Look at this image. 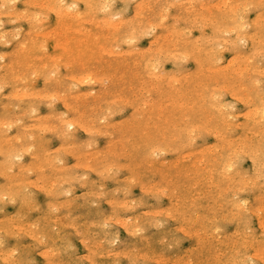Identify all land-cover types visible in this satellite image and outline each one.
I'll list each match as a JSON object with an SVG mask.
<instances>
[{
  "label": "rangeland",
  "instance_id": "1",
  "mask_svg": "<svg viewBox=\"0 0 264 264\" xmlns=\"http://www.w3.org/2000/svg\"><path fill=\"white\" fill-rule=\"evenodd\" d=\"M14 1H15V4H14ZM25 1V0H24ZM27 1H29L28 3H26ZM32 1L34 2V3H32ZM37 1V0H36ZM36 1L35 0H26V2H24L23 3V0H12V1H10V0H8L7 2H5V0H0V2H1V5H0V20H1V22H3V20H4V24L3 23H1L0 22V34H2V35H0L1 37H0V55L2 54V55H4L3 57H1L0 56V60L2 59V61H0V83L2 82H4V85L3 86H1L2 85V83L0 84V97H1V101H0V118L2 119V120H0V121H3V122H0V124H1V126H0V129H1V131H0V139H3V140H5L6 138V136L7 135H10L9 136V138L7 137V140L9 139V143H6V140L4 141L5 142V144L3 143L2 144V142H3V140H1L2 142H0V144L1 145H3L2 147L4 148V147H6V148H4V150L6 151H1V152H3V153H1L0 154V160H2V158H3V160L5 161V167L6 168H2L1 170H7V167L9 166H7V164L9 163V161H10V163H11V161H14L15 163H16V161L18 160V159H20L19 158V156L21 155V153H23V155H21L20 157H22L20 160L21 161H17V163L18 164H15V165H12V164H14V162H12V164L10 165L11 167H12V169H10L11 167H8V172L6 171V173L8 174V175H10V174H12V172L15 174V173H20L21 172V170L23 171V170H26V167H27V165H31V166H34V167H32L33 168V171H32V169H31V167H30V165H29V167H27V169L29 168V169H31V171L29 170V172H28V170H26V171H23V172H21V174H20V176H18V174H12L14 177H12V175H10V177L4 172V173H1V172H3V171H1L0 173L2 174V175H0V193H2L1 195H6L5 194V192H7V191H9L10 189V196H8L9 194V192H7V194L8 195H6V196H1V198L3 197L4 199H1L0 198V210H1V212H0V219H2L3 217H9V218H12V219H9L8 220V218H3L2 220H0V228H1V230H0V246H1V244L4 242V244H2V246L0 247V252L2 251L3 253H4V255H3V253H0V264H23V263H25V264H35V263H37V264H49V263H52V264H79L80 262V264H82V262L84 263V264H110V262H112L111 264H143V263H140V262H144L145 264H213L214 262H216V264H218L219 262H221L222 264H232L233 263V261H235L233 264H241V262H243L242 264H244V263H246V264H250L251 262H253V263H251V264H264V231H262L264 228H263V226H264V211L262 210V207H263V209H264V176L262 175V173L264 174V172H263V170L264 169H262V167L264 166V165H262V163H263V161H264V159H262V158H264V157H262V155L264 156V149H260L259 147H261L262 145V142L260 141L261 139H263V138H261V136H259L260 134L263 136V132L262 133H260L262 130L264 131V127H262V125L263 124H261V123H263L264 122V106H263V109H262V107L260 106V105H263L264 104V91H262V90H264L263 88H264V80H263V77H264V64H263V66H261L262 64L261 63H264V55L262 54V53H264V38H263V36L261 35V36H259L258 37V33L260 34L261 32H259V30L260 31H262L263 32V34H264V29L262 28V26H264V23H262V22H264L263 21V17H262V15H264L263 13H264V0H263V2H260L261 3V7L259 6V9H258V7H256V3L255 2H259V0H226L227 2V4H225V1L224 0H199V2H197L196 3V1L197 0H193V3H192V0H185V2H183V0H182V2H181V0H157L156 2H155V0H105V2H107L108 1V3H110V4H108V3H105L104 2V0H103V2H102V0H43V1H41V3H40V5L38 4V3H36ZM40 1H37V2H40ZM61 1V2H60ZM112 1V2H111ZM133 1V2H132ZM145 2L146 1V3H147V1H148V3H150V5H152V7L150 6V5H148V3L146 4L145 3V5H144V3H138V2ZM169 2L168 3V7H167V4H166V2ZM176 1H179V2H176ZM214 3H213V2ZM218 1V2H217ZM246 1V2H245ZM249 1H253V2H248ZM262 1V0H261ZM11 2V3H10ZM19 2V3H18ZM44 2H46V3H44ZM83 4H82V3ZM136 2V3H135ZM154 2H155V4H154ZM171 2H173V3H175V5L172 3L171 4ZM181 2V3H180ZM189 2H191V3H189ZM206 2H208V4H206ZM222 2H223V5H224V7H223V5H222ZM231 4H230V3ZM3 3H5V4H3ZM9 3V4H8ZM48 3V4H47ZM71 3H75V4H71ZM99 5H98V4ZM102 3H104V5H105V7H104V5H102ZM126 3V4H125ZM128 3V4H127ZM158 3V4H157ZM180 3V4H179ZM213 3V4H212ZM217 3V5H215ZM221 5H220V4ZM238 3V4H237ZM241 3V4H240ZM243 3V4H242ZM253 3H255V4H253ZM4 6H3V5ZM25 4V5H24ZM35 4V5H34ZM38 4V5H37ZM41 4H42V6H41ZM46 6H45V5ZM80 4V5H79ZM87 4V5H86ZM165 4V5H164ZM179 4V5H178ZM183 4V6H180V5H182ZM185 4V5H184ZM191 4V5H190ZM193 4V5H192ZM207 6L208 5V7H206L205 5ZM211 4V5H210ZM247 4V5H246ZM249 4H253L255 7H256V9H251V8H249L250 6H249ZM33 5V6H32ZM68 5V7H66ZM70 5V6H69ZM84 5V6H83ZM123 5V6H122ZM138 5H144L145 7H143V6H141V7H143V8H141V11L139 12L138 10H139V8L138 7H140V6H138ZM148 5V6H147ZM162 5H164L165 6V8L167 7V9H164V7H163V9L161 10V7H162ZM173 6V7H171V6ZM203 5V6H202ZM210 5V6H209ZM218 5H219V8H218ZM226 5V6H225ZM229 5L231 6V7H229ZM239 6V7H236V6ZM243 6L244 5V7L246 6V8L247 9H245L244 8V10L245 11H243L242 10V8L243 7H241L240 8V6ZM257 5H259V3L257 4ZM28 7V8H25V7ZM31 6V7H30ZM36 6V7H35ZM38 6H39V8H38ZM97 6H98V8L100 9H98L97 8ZM101 6L102 7H104L103 9L101 8ZM121 6V7H120ZM170 6V7H169ZM187 6V7H186ZM190 6H196L195 8L193 7H190ZM220 6H221V8H220ZM228 6V7H227ZM247 6H249V7H247ZM252 6V5H251ZM4 7H6V8H4ZM7 7H8V10L10 11V13H9V11L7 10ZM10 7H11V9H10ZM12 7H14V8H16L15 10H17V14H22L23 12V14L20 16V14L19 15H17L16 17H15V15H16V11L14 10V8H13V10H12ZM22 7L23 8H25V9H22ZM149 7V8H148ZM185 7L188 9V7H190L188 10H192V12L190 11H188L187 9H185ZM199 7H201V8H199ZM206 7V8H205ZM223 7V8H222ZM227 7V8H226ZM235 7V8H234ZM31 10H30V9ZM82 8V9H81ZM148 8V9H147ZM197 8V9H196ZM199 8V9H198ZM210 8V9H209ZM216 8L217 9H219V11H217L216 10ZM228 8H230V11H231V9L233 8L234 10H232L233 12H234V16H235V10L237 9L238 11L239 10H241L240 12H243V15H241V13L239 12V14H238V11L236 10V17H235V20H237L236 22L234 21V17H232L233 15V13H230V11H229V9ZM254 8V7H253ZM39 11H38V10ZM71 9V10H70ZM74 9V10H73ZM75 9H77V10H75ZM130 9V10H129ZM151 9L153 10V11H151ZM181 9V10H180ZM193 9L195 10V11H193ZM202 9H208V11H212L213 10V12H215V11H217L216 12V14H218L219 12H220V9H221V11L223 10V12H221L222 14V16H224V17H221L219 14L218 15H216V16H218V19H221V18H223V19H226V20H228V23H226L227 21L225 20V21H223L222 22V19L221 20H218L217 19V17L215 18V13H213L214 15H212V13L209 15V13L210 12H208L207 10L205 11V14L207 15H205L204 14V11L202 10ZM251 9V10H250ZM12 10V11H11ZM34 10H36V11H38V13L36 12V11H34ZM40 10H42V11H40ZM62 10L64 11V12H62ZM70 10V11H69ZM102 10V11H101ZM103 10L106 12V13H104L103 12ZM144 10V11H143ZM159 10L160 11H162V12H159ZM168 11V13H167V16H165V14H166V12ZM170 10V11H169ZM186 10H187V12H186ZM196 10L198 11L197 13H201L200 14V16H198V15H196L195 14V12H196ZM202 10V11H201ZM226 10V12H224ZM228 10V11H227ZM246 10H249L247 13L248 14H245L244 15V12H246ZM8 12V13H6L5 14V12ZM19 11V12H18ZM21 11V12H20ZM50 11V12H49ZM74 12V14H73V12ZM126 11V12H125ZM135 11H138L137 13L135 12ZM143 11V12H142ZM149 11L151 12V13H149ZM165 13H164V12ZM180 11V12H179ZM4 12V13H3ZM15 14H14V13ZM33 12H35V14L33 13ZM40 12V13H39ZM41 12H43V13H41ZM57 12V13H56ZM59 12V13H58ZM68 12H70V13H68ZM75 12L78 14V15H80L79 17H77V14L75 15ZM135 12V13H134ZM203 12V13H202ZM261 12V13H260ZM3 15H2V14ZM28 13H31V14H28ZM101 13V15H99L98 16V14H100ZM110 13V14H109ZM120 13V14H119ZM140 13H142V15H140ZM159 13H161V14H159ZM177 13H179L178 15H176ZM194 13V14H193ZM224 13V14H223ZM226 13V14H225ZM227 13H229V14H227ZM257 13H258V15H257ZM262 14L261 16H259L260 14ZM5 14V15H4ZM38 14H39V16H38ZM53 14V15H52ZM62 14V15H61ZM68 14H70V15H68ZM73 14V15H72ZM107 14H109V15H111L110 17L108 16V18H106L107 17ZM112 14H114V15H112ZM118 14H119V17H118ZM134 14H136V16L134 15ZM138 14V15H137ZM162 14H164V15H162ZM184 14H186V16L184 15ZM202 14H204V16L202 15ZM28 17H27V16ZM32 17H31V16ZM33 15H34V17H35V19H36V17L38 18V17H44V18H38V20H37V22L35 21V19L33 18ZM36 15V16H35ZM88 15H89V17H88ZM115 15H116V17H115ZM144 15V17H143V21H142V16ZM159 15V16H158ZM195 16V18H196V16H198L196 19L194 18V16ZM203 17H202V16ZM232 15V16H231ZM18 16L19 17H21V18H19V20L17 19L18 18ZM24 16H26V19H25V17ZM47 16V17H46ZM73 17L74 16V18H70V17ZM99 17L100 19L102 18H104L103 20H100L99 18H96V17ZM102 16V17H101ZM125 16V17H124ZM129 16V17H128ZM137 16H139V17H137ZM155 16H156V18H155ZM160 16H162V18L160 17ZM174 16H175V18H174ZM178 16H180V17H182V18H179ZM190 16V17H189ZM212 16V17H211ZM226 16V17H225ZM240 16H241V18L243 19V21H242V19L240 18ZM244 16V17H243ZM245 16H246V18H248V19H246L245 21H248V22H250V23H245L244 24V19H245ZM256 16V17H255ZM49 17V18H48ZM87 19H86V18ZM92 17V18H91ZM113 17V18H112ZM141 17V18H140ZM165 17V18H164ZM189 17V18H188ZM200 17H202V18H200ZM207 17V19H203V18H206ZM213 17L215 18V19H213ZM227 17H229V18H227ZM252 17V18H251ZM258 17V18H257ZM259 17H260V19H259ZM263 19H262V18ZM15 18V19H14ZM30 20H29V19ZM88 18H91V19H88ZM95 18V19H94ZM106 18V19H105ZM117 18H118V21H117ZM122 18H124V19H122ZM128 18L130 19V21L128 22ZM148 18V19H147ZM150 18V19H149ZM164 18V19H163ZM177 18V19H176ZM186 20V22H185V20ZM191 18V19H190ZM208 18H209V20H208ZM211 18V19H210ZM233 19V21H231L232 19ZM240 18V19H239ZM253 18H254V21H253ZM259 19V20H257V19ZM14 19V20H13ZM22 19V20H21ZM41 19H42V21H41ZM50 19V20H49ZM53 19V20H52ZM83 19H86L88 22H90V23H88L87 21L85 22V20H83ZM97 19H99V20H97ZM113 19H115V20H113ZM123 22V21H125L126 19V23H122V22H120V20ZM133 19V20H132ZM134 19H137V20H134ZM141 19V20H140ZM190 19V20H189ZM200 19H202V20H204L205 22L204 23H202V21L200 20ZM213 19V20H212ZM231 19V20H230ZM11 21V23L9 22V21ZM15 20H17L16 22H15ZM29 20V21H28ZM49 20V21H48ZM91 20V21H90ZM108 20H110V21H108ZM112 20V21H111ZM132 20V21H131ZM140 20V21H139ZM147 20V21H146ZM149 20V21H148ZM160 20H162L164 23H161V24H163V26L165 27V28H167V29H165V28H163L161 25H160ZM176 20H177V22H179V23H177L176 22ZM189 20V21H188ZM201 21V23L200 22H198V21ZM207 20V21H206ZM220 22V23H224V25H226V27L223 25V24H221L222 26H220V24H219V22H218V25L216 24L215 26H213L214 24L211 22ZM216 20V21H215ZM239 20H241V23H240V21ZM252 20V21H251ZM255 20L257 21V22H255ZM84 21V22H83ZM104 21V22H103ZM110 22V24L108 23V22ZM135 21H137V22H135ZM142 21V22H141ZM191 21V22H190ZM196 21V23H194ZM209 21V22H208ZM258 21H260V23L258 22ZM262 21V22H261ZM14 22V23H13ZM91 22H92V24H91ZM114 22V23H113ZM119 22H120V24H119ZM132 22V23H131ZM139 22H141V23H139ZM152 22V23H151ZM165 22H166V24H165ZM173 22H175V24L173 23ZM189 22V23H188ZM207 22V24H205ZM216 22V23H217ZM233 22V23H232ZM253 22V23H252ZM256 24H255V23ZM32 23V24H31ZM45 23V24H44ZM49 24L48 26H47V24ZM54 23V24H53ZM61 23V24H60ZM85 23V24H84ZM97 23V24H96ZM116 23H117V25H116ZM128 23V24H127ZM146 23V24H145ZM159 23V25H157V24ZM167 23H168V25H167ZM169 23H172V25H175L174 27H173V30H174V28H176V29H178L179 30V32H180V29L182 30V29H185L186 30V33H184V34H186V36L184 37V36H182V35H184L182 32H184V30L183 31H181L180 33L176 30L175 32L171 29V24H169ZM199 23V24H198ZM236 23V24H235ZM259 23V24H258ZM23 24V25H22ZM29 24H31L32 26H35V27H33L32 28V26L30 25L29 26ZM57 24V25H56ZM60 24V25H59ZM95 24V25H94ZM108 25V27L109 28H107L106 26ZM121 24H123V25H121ZM129 24H131V26L129 25ZM151 24V25H150ZM153 24H155V25H153ZM176 24L178 25V26H176ZM192 24H193V27H192ZM197 24V25H196ZM203 24V25H202ZM231 24V25H230ZM237 24L239 25V27L237 26ZM243 24H244V26H243ZM250 24V26L248 27V25ZM260 24H263V25H260ZM3 25V26H2ZM19 25L20 26H22L23 27V29H22V27H19ZM118 25H119V27H118ZM132 25L133 26H136L135 28H132ZM148 25V26H147ZM153 25V26H152ZM179 25H181L180 27H183V28H180L179 27ZM201 25V26H200ZM229 25H230V29L228 30V29H226L227 27H229ZM247 25V26H246ZM257 25V26H256ZM258 25L260 26V27H258ZM38 26V27H37ZM52 26V27H51ZM53 26H55L54 27V29H53ZM81 27V28H79V27ZM112 26V28H110ZM116 26V27H115ZM144 26V27H143ZM154 26H156V27H154ZM188 26H189V29L190 28H194V30H192V29H190V31L187 29L188 28ZM195 26V27H194ZM201 28L202 26H203V28L201 29V30H204V31H200V28ZM211 26V27H210ZM213 26V27H212ZM219 26V27H218ZM231 26H232V28H231ZM237 26V27H236ZM17 27H19V29H16V30H18L17 32H15V30H14V28H17ZM65 27V28H64ZM77 27V28H76ZM93 27H94V29H93ZM103 27H105V28H103ZM114 27V28H113ZM118 27V28H117ZM140 27H142V30L141 29H139ZM147 27H151V28H148V32H149V34H151V35H149V34H147L148 32H147ZM210 27V28H209ZM221 27V28H220ZM224 27H225V30H224ZM244 28V29H242V28ZM246 27V28H245ZM33 29V31H32V29ZM37 28V29H36ZM45 28V29H44ZM52 28V29H51ZM60 28V29H59ZM76 28V29H75ZM79 28V29H78ZM97 28H100V30H102L101 32L100 31H96V30H99V29H97ZM121 28V29H120ZM155 28V29H154ZM205 28V29H204ZM207 28V29H206ZM215 28H217V29H215ZM237 28V29H236ZM248 28H249V30H248ZM43 29V30H42ZM48 29H50V31H47ZM76 31H75V30ZM78 29V30H77ZM109 29H110V31H109ZM112 29H113V31H112ZM133 29V30H132ZM152 29V30H151ZM169 29V30H168ZM197 29V30H196ZM222 29V30H221ZM232 29H233V31L234 32H232ZM239 29H241V30H239ZM262 29V30H261ZM14 30V31H13ZM29 30H31L30 31V33H29ZM34 30L36 31V32H34ZM39 30V31H38ZM44 32L45 30L47 31H45V33H47L48 34V32L50 33V35H52V33H53V36H50V35H48V37L45 35V33H43L42 31ZM58 30H60V31H58ZM64 30H65V32H64ZM80 30V31H79ZM96 32H95V31ZM108 30V31H107ZM129 30H131L130 32H128ZM216 30H219L220 31V34H219V31H216ZM227 30V31H226ZM53 31V32H52ZM57 31V32H56ZM71 31V32H70ZM75 31V32H74ZM90 31V32H89ZM107 31V32H106ZM120 31V32H119ZM128 33H127V32ZM135 31V32H134ZM190 33H189V32ZM192 31V32H191ZM195 33H194V32ZM205 31H206V34H205ZM222 31V32H221ZM230 31H231V33H230ZM238 32V33H236L235 34V32ZM241 31V32H240ZM242 31H244V32H242ZM246 31H248L247 33H245ZM250 31H252V32H250ZM258 31V32H257ZM3 32V33H2ZM4 32H6L5 34H4ZM13 32V33H12ZM21 32V33H20ZM52 32V33H51ZM60 32V33H59ZM63 32V33H62ZM85 34V32L87 33H89L88 34V36H87V34L86 35H84L83 36V33ZM95 32V33H94ZM98 32H99V34H98ZM103 32H105V35H104V33ZM109 32V33H108ZM118 32H119V34H118ZM126 32V33H125ZM136 32H139V33H136ZM140 32H144L143 34L141 33L140 34ZM161 32H162V34H161ZM170 32V33H169ZM178 32V33H177ZM210 32V33H209ZM215 32V33H214ZM218 32V33H217ZM224 32H227V33H224ZM242 34V36H241V34ZM256 32V34H257V36H255L256 34H254V36H252L253 35V33H255ZM16 33V35H14ZM37 35H36V34ZM56 33V34H55ZM66 33V34H65ZM109 34V35H107V34ZM122 33V34H121ZM136 33V34H135ZM171 33L173 34L172 36H171ZM177 33V37L176 38H179L178 36H180V38H179V40L177 41V44H174V43H176V39H175V34ZM246 35H245V34ZM5 36H4V35ZM12 34L14 35V36H12ZM33 34V35H32ZM55 34V35H54ZM60 34H61V36H60ZM94 34H97L96 35V37H94L95 35ZM126 35V37L127 36H129V38H127V40L125 39L126 37H123V36H125ZM166 34V35H165ZM169 34V35H168ZM179 34V35H178ZM211 34V35H210ZM228 36V34H230L228 37L226 36V35ZM248 34V35H247ZM262 34V33H261ZM17 35H19L18 37H17ZM30 35L32 36L31 38H30ZM42 35H43V37H42ZM81 35V36H80ZM93 35V36H92ZM145 35V36H144ZM156 35V36H155ZM162 35H163V37L165 38V36H167L165 39L164 38H162ZM188 35V36H187ZM201 35V36H200ZM212 36L213 38L210 40V38L211 37H208V36ZM217 35V36H216ZM235 35V36H234ZM238 36V39H237V36ZM240 35V36H239ZM243 35H245V36H243ZM13 38H12V37ZM33 36H37L36 38L35 37H33ZM47 37V39H46V37ZM82 36L84 37V38H82ZM116 36H117V38H116ZM120 36V37H119ZM148 38H147V37ZM158 36H159V38H160V40H159V38H158ZM171 36V37H170ZM198 36L199 37H202V36H206L207 37V39L206 38H204V39H206V40H204L203 41V37L200 39L199 38V40L197 41L196 39H198ZM224 36V38H226V39H222L221 37H223ZM226 36V37H225ZM248 36V37H247ZM7 37V38H6ZM12 39H11V38ZM105 37V38H104ZM109 39H108V38ZM118 37H119V40H118ZM122 37L124 38V40L122 39ZM145 37V38H144ZM159 41H157L158 42V44H157V42H155L156 40H153V39H155V38ZM185 39H184V38ZM245 37V38H244ZM253 37L255 38H257V40H256V38L255 39H253ZM260 37H261V39H260ZM5 38V39H4ZM35 38V39H34ZM44 38V39H43ZM86 38V39H85ZM91 38H92V40H91ZM107 38V39H106ZM130 38H132V39H130ZM135 38V39H134ZM140 40H139V39ZM168 38H169V41L171 40V39H173V41L171 42V43H173V44H171L170 42L168 43ZM209 38V39H208ZM214 38H218V40L220 41H218V40H216V39H214ZM219 38H221V39H219ZM236 38V41H234V39ZM239 38H241L242 39V41L240 42V40H239ZM248 38V39H247ZM262 38H263V40H262ZM3 39V40H2ZM14 39V40H13ZM29 39V41H27ZM40 39V40H39ZM128 39H130V40H128ZM150 39V40H149ZM187 39V40H186ZM188 39H190V40H188ZM193 39V40H192ZM195 39V40H194ZM216 40L215 42H214V40ZM227 39H228V41H229V39H232L233 40V42L230 40V42L229 43H227L228 41H227ZM31 40V41H30ZM43 40V41H42ZM45 40V41H44ZM114 40V41H113ZM123 40L124 41V43L122 42V44H121V41ZM131 40H132V42H131ZM153 41L154 43H155V45H154V43L153 42H150L149 43V41ZM161 40H162V43H161ZM184 40H186V41H184ZM202 40V41H201ZM239 40V41H238ZM245 40H247V43L245 44ZM255 42V44L254 43H252L253 41ZM9 41V42H8ZM22 41H24V43L22 42ZM26 41V42H25ZM32 41H33V43H32ZM189 41H192V42H190L189 43ZM195 41L197 42V45H193L194 43H195ZM210 41L212 42H214V44L213 43H210ZM222 41V42H221ZM223 41H226L225 43H223ZM245 41V42H244ZM23 43V44H25L24 45V47H23V45L21 46V43ZM111 42V43H110ZM115 42V43H114ZM139 42V43H138ZM184 42H186V45H187V48L186 47H184L185 46V43ZM194 42V43H193ZM199 42L201 43L202 42V44H199ZM207 42V44H205ZM234 42H237V43H234ZM240 42V43H239ZM261 42V43H263L262 44V46H261V44H260V46L261 47H263V48H260V46H259V43ZM5 43V44H4ZM6 43H7V45H6ZM168 44V46H167V44ZM221 43H222V45H221ZM231 43V44H230ZM257 43H258V46H257ZM4 44V45H3ZM99 44H102V47H100L101 45H99ZM107 44H109V45H107ZM112 46H111V45ZM151 45V46H154V48L156 49V47H157V51H155V49H150L151 48V46H148V45ZM169 44L171 45V46H169ZM183 44V45H182ZM196 44V43H195ZM218 44V45H217ZM232 44H233V46H232ZM235 44H237V45H235ZM241 44L243 45V46H241ZM99 45V46H98ZM107 45V46H106ZM114 45V46H113ZM116 45V46H115ZM127 45H128V47H127ZM137 45V46H136ZM157 45V46H156ZM160 45L163 47H160ZM174 45H177V47L175 46V48H176V50H174V51H172L171 49L173 48V49H175L173 46ZM198 45H199V48H200V50L199 49H197L196 48V46L198 47ZM201 45V46H200ZM203 45H205V46H203ZM219 45H220V47H219ZM251 47H250V46ZM5 46V47H4ZM21 46V47H20ZM85 46V48L84 49H81V48H83ZM108 46H111L110 47V49L108 48ZM136 48H135V47ZM166 46V47H165ZM180 46V47H179ZM182 46V47H181ZM212 46V47H211ZM224 46H225V48H229L228 50H226L225 48H224ZM236 46H237V48H238V46H239V48L237 49L236 48ZM23 47V48H22ZM112 47L114 48L113 50H112ZM117 49H116V48ZM123 47V48H122ZM131 47H134V49L132 48L131 49ZM144 47L146 48L144 51L142 50V49H144ZM147 47H150L149 48V50H150V52H148L149 50L147 49ZM171 47V48H170ZM194 47H195V49H194ZM204 47V48H203ZM211 47V48H210ZM232 47H235V50L232 48ZM242 47V48H241ZM257 48V49H255V48ZM19 48V50H17ZM99 48H100V50H102L103 49V52H105V55H104V53L102 52V51H100L99 50ZM102 48V49H101ZM105 48V49H104ZM108 48V49H107ZM118 48H119V50H118ZM126 49V50H123V49ZM142 50V52H141V50ZM160 48H162V52L161 51H159L158 49H160ZM164 48H166V51H167V54H166V51L164 52L163 50H164ZM180 48V49H179ZM212 49L211 51H210V49ZM218 48H220L219 50H221L222 48H224V49H222L223 51H219L218 50ZM260 48V49H259ZM20 49H22V50H20ZM44 49V50H43ZM63 49H65V50H63ZM77 49V50H76ZM98 49V50H97ZM132 50L131 52L129 51V50ZM135 49H138V50H135ZM181 51V53H180V55H182L183 54V52L184 53H187V54H185L186 56H189V58L188 57H186V56H184V54L180 57L181 59H184L185 58V62H183L184 60H182L181 61V59L180 60H177V59H179V53L178 54H176L177 53V51L179 52V50ZM188 50V51H185V50ZM195 50V52H197V53H195V55H194V52H192V51H194ZM205 49H209L208 51L207 50H205ZM214 49H217V51H215ZM237 49V50H236ZM242 49V51H240L239 52V50H241ZM255 49V50H254ZM2 50L3 51H5V52H3L2 53ZM110 50H112V51H110ZM118 50V51H117ZM135 50V51H134ZM140 50V51H139ZM152 50V51H151ZM161 50V49H160ZM189 50H191L190 52H192L191 53V55H189L190 54V52H189ZM226 50V51H225ZM249 50H251V51H249ZM257 50V51H256ZM261 51V55H262V57H261V55L259 54V52ZM19 51V54H22V55H17V54H15V53H17V52ZM106 51H109V52H107L106 53ZM122 51H124L123 52V55H124V57L126 58V60L124 59V57H122L123 55H122ZM127 51H129V52H127ZM140 52V54H139V52ZM153 51H155V52H153ZM159 51V52H158ZM168 51H169V53H168ZM183 51V52H182ZM198 51H199V53H198ZM204 51V52H203ZM206 51V52H205ZM213 51H215V52H217L215 55L216 56H214V54H213V56L215 57L214 59H213V56H212V53H213ZM219 51V52H218ZM259 51V52H258ZM7 52H9V53H7ZM12 52H15V53H12ZM21 52V53H20ZM23 52V53H22ZM113 52V53H112ZM119 52V55L117 54ZM146 52V53H145ZM152 52V53H151ZM157 52V53H156ZM174 52V53H173ZM200 52L202 53L200 56H201V58L199 57V54H200ZM210 52H211V54H210ZM222 54H221V53ZM225 52H227V53H225ZM238 52H239V54H241V53H244V56H243V54H241V55H239L238 54ZM11 53V54H10ZM95 53H97L98 55H99V58H101V60L98 58V55L96 56L95 55ZM147 53H149L147 56H149V57H146L145 55L147 54ZM154 53V54H153ZM155 53L157 54V56H159V58L157 57V56H154L155 55ZM173 54L172 55V57H171V55L170 54ZM189 53V54H188ZM206 53H208L209 54V57H208V55L206 54ZM218 53H220V55L218 54ZM245 53H247V54H249V53H251V54H249L248 55V57H247V54L245 55ZM253 53V54H252ZM256 53H258V54H256ZM6 54V55H5ZM14 54V55H13ZM24 54V55H23ZM29 54V55H28ZM110 54V55H109ZM112 54V55H111ZM117 54V55H116ZM137 54V55H136ZM152 54H153V56H152ZM175 54V55H174ZM197 58V54H198V57L200 58V60L201 59H203V61H199L200 62V64H201V62H203L201 65L202 66H200L199 65V63H198V60L199 59H196L193 55ZM204 54H205V56H204ZM34 55V56H33ZM38 55V56H37ZM96 56V58H95V56ZM102 55H104V56H102ZM163 55H165V57L163 56ZM242 56L241 58L239 57V56ZM253 56V58L249 61L248 59H250L252 56ZM20 56V57H19ZM24 56H26V57H24ZM136 56H138V58H137V60H136ZM153 57V60L152 61H154V62H152L151 61V57ZM176 57V59H175V57ZM220 56V57H219ZM224 57V59L222 58V57ZM260 56V57H259ZM24 59H23V58ZM102 57H103V59H102ZM115 59V60H113V58ZM118 57V58H117ZM142 57L143 58H145L146 57V59H142ZM168 57L171 59V61L169 62V60H168ZM203 57V58H202ZM212 57V59L210 60V58ZM216 57L218 58L219 57V60L217 59V61H219L220 63H218L217 61H214V60H216ZM237 59V58H240V59H237V63L234 61V59ZM16 58V59H15ZM19 58V59H18ZM26 58H27V62L29 63V64H27L26 63ZM47 58V59H46ZM71 59V60H69V59ZM80 58V59H79ZM82 58V59H81ZM83 58L85 59H87V62L88 63H86V60H83ZM106 58V59H105ZM109 58V59H108ZM142 59V61L141 60H138V59ZM150 58V59H149ZM155 58H156V60H155ZM158 58V59H157ZM167 58V59H166ZM207 58H209V60L207 59ZM242 58H244V60H246V61H242V62H245V63H243L242 64V62H241V59ZM246 58V59H245ZM53 59H54V61H53ZM57 59H59V60H57ZM69 60L68 61V63H67V61L66 60ZM73 59H76L75 61H73ZM80 60L79 62L77 61V60ZM94 59V60H93ZM97 59H98V61L100 60V61H102V62H98L97 61ZM108 59V60H107ZM163 59H164V61H163ZM172 59H173V61H172ZM175 59V60H174ZM188 59V60H187ZM230 59H233V60H229ZM14 60H15V62H14ZM18 60V61H17ZM25 60V61H24ZM36 60V61H35ZM48 60V61H47ZM83 60V61H82ZM106 60V61H105ZM110 60L112 61V62H110ZM117 60H119V61H117ZM127 61V62H125V61ZM136 60V61H135ZM148 60H150V62L148 61ZM161 60V61H160ZM177 60V61H176ZM221 60V61H220ZM240 60V61H239ZM13 61V62H12ZM31 61V62H30ZM46 61V62H45ZM52 61L54 62V63H52ZM66 61V63L64 64V62ZM72 61H73V63H72ZM92 61V62H91ZM113 61H116V63H114ZM123 61V62H122ZM129 61V62H128ZM139 61V62H138ZM140 61H141V63H140ZM149 62V64H153L152 66L153 67H156L155 69L152 67V66H150V65H148L147 67L145 66V62ZM156 61V62H155ZM180 62V64H179V62L178 63H176V62ZM186 61H190V62H186ZM192 61V62H191ZM231 61H233V62H231ZM250 62V64L251 65H249V62ZM256 61H258L257 62V64H258V68L261 70L262 68V70L260 71V73H259V70H258V68H257V64L255 63ZM41 62V63H40ZM75 62H77V64H75ZM89 62H90V64H89ZM109 62V63H108ZM118 62V63H117ZM146 62V64H148ZM205 62V63H204ZM213 62V63H212ZM217 62V64H215ZM228 62H229V64H230V66H229V64H228ZM240 62V63H239ZM246 62L248 63L247 65H246ZM2 63H5L4 65L2 64ZM8 63H11L10 64V66L8 65ZM18 63V64H17ZM19 63H22V65H24L23 63H25V65L24 66H21V64L19 65ZM30 63H31V65H30ZM35 63H37V64H35ZM39 63V64H38ZM44 63H46L45 65H44ZM71 63V64H70ZM79 63V64H78ZM82 63H84V64H82ZM88 64V67L90 68H87V70L88 71H86V69H84V68H86L87 67V65L86 64ZM99 63H102V65L101 64H99ZM113 63V65L114 66H111V64ZM120 63H123L122 65L120 64ZM126 63V64H125ZM133 63H134V65H133ZM160 63V64H159ZM161 63H163L164 65L162 66V64ZM166 63V64H165ZM173 63H175V64H179V66H182V67H179V66H176V65H174ZM184 63V64H183ZM224 63V64H223ZM232 63H235V64H232ZM240 65H239V64ZM256 64V65H254V66H252V64ZM52 64V68H50V65ZM62 64V65H61ZM64 64V65H63ZM75 64V65H74ZM91 64H93V65H91ZM118 64H120V66H118ZM155 64H158V65H155ZM169 64V65H168ZM214 64V66L216 65L218 68H220V69H218L216 66L214 67V66H212ZM228 64V65H227ZM239 66H241V65H243V66H241L242 68H240V69H242L243 70V67H245L244 68V70L242 71V70H240L239 69V67H238V65ZM261 64V65H260ZM9 67H8V66ZM12 65V66H11ZM30 65L31 66V68H30V66L28 67V66ZM39 65H41V66H39ZM43 65H44V67H43ZM48 65H49V67H48ZM83 65V66H82ZM85 65V66H84ZM96 65V67H98L96 70H95V68L96 67H94ZM110 65V66H109ZM117 65V66H116ZM136 65H137V67H136ZM139 65H141V66H139ZM185 65H186V68H188V69H186L185 68ZM209 65L211 66V68L209 69ZM220 65V66H219ZM227 65V66H226ZM233 67H232V66ZM260 65V66H259ZM2 66H3V68H2ZM21 66V67H20ZM26 66V67H25ZM35 66V67H34ZM39 66V67H38ZM58 66V67H57ZM67 66V67H66ZM71 66V67H70ZM102 66V67H101ZM122 66V67H121ZM140 67V73H143V74H145V76L143 75V74H140L139 72H138V68ZM150 66V69L148 68ZM203 66H205V69H202V68H204ZM224 66V67H223ZM228 68V67H230V68H228V69H226V67ZM237 66V67H236ZM251 66V67H250ZM13 67V72H12V68ZM36 67H38V68H36ZM41 67V68H40ZM48 67V68H47ZM65 67L68 69H65ZM101 67V68H100ZM114 67H116V68H114ZM124 67H125V69H124ZM152 67V68H151ZM164 67V68H163ZM173 67V68H172ZM177 67H179V68H177ZM201 67V68H200ZM206 67H208V68H206ZM214 69H213V68ZM250 67V70L248 69ZM261 67V68H260ZM28 68V69H27ZM33 68H36V70H33ZM72 68L74 69V70H72ZM126 68H127V70H126ZM142 68V69H141ZM157 68H158V70L160 71V72H157L158 70H157ZM169 68V69H168ZM172 68V69H171ZM175 68H177V69H175ZM182 68V69H181ZM226 69V70H229L230 72H232L231 74H229L230 72L229 71H226V70H222V69ZM233 68H235V69H233ZM255 70H254V69ZM15 69H16V71H15ZM45 69H46V71H45ZM53 69V70H52ZM59 69H60V71H59ZM101 71H100V70ZM132 69V70H131ZM152 69V70H151ZM157 72V75L155 76L154 74H155V72H154V70ZM163 69V70H162ZM171 69V70H170ZM182 70V72H181V70ZM186 69V70H185ZM200 71H199V70ZM207 69H209V70H207ZM216 69V72H217V69H218V72H219V70H220V72L222 73H220L221 74V76L219 77L218 76V72L216 73V74H214L213 76H215V80H217L218 79V81H216L218 84H216V82L214 81V77L212 76V74L211 73H213L214 72V70ZM239 70V71H235V70ZM70 70V71H69ZM85 70V72H83ZM104 70V71H103ZM117 70V71H116ZM125 70V71H124ZM131 70V71H130ZM152 72H151V71ZM169 70L171 71V72H169ZM173 70V71H172ZM177 70V71H176ZM202 70H204V72L202 71ZM212 70V71H211ZM232 70V71H231ZM247 71V72H245L244 73V71ZM249 70V71H248ZM256 70H258V71H256ZM24 71H27V72H25L24 74H23V72ZM33 71H35L33 74H32V72ZM53 71H55L54 73H53ZM91 71V72H90ZM99 71V72H98ZM104 72V74H103V72ZM125 73H124V72ZM127 71V72H126ZM150 71V72H149ZM164 71H166L165 72V74H166V76L165 77H167V78H165L164 79V77H163V75H164ZM168 71V72H167ZM198 71V72H197ZM251 71V72H250ZM49 72V73H48ZM52 72V73H51ZM72 72V73H71ZM82 72H83V74H82ZM87 72H88V74L89 73H91L90 75H88L87 74ZM97 72V73H96ZM135 72L137 73L136 74V76H135ZM147 72L149 73V77H150V73H152L153 75L150 77V78H148V76H147ZM175 72H177V73H175ZM181 72V73H180ZM188 72V73H187ZM201 72H203L204 74L202 75L201 74ZM226 74H225V73ZM227 72H229V73H227ZM234 72H235V74H234ZM243 72V73H242ZM254 72V73H253ZM261 72H263V74L261 73ZM75 73H77V74H75ZM85 73H86V75H88L89 77H90V79H94L95 78V80L99 77L100 79H101V76H100V73H102L103 74V76H105L106 74V76L105 77H103L102 79L104 80V81H101L99 78L97 79V80H100V81H98V83H97V81H95V80H93L94 81V83L96 82V84L94 85L93 84V81L92 80H90L89 78H88V76H85ZM96 73V74H95ZM132 73H133V75H132ZM159 73V74H158ZM163 73V74H162ZM170 73V74H169ZM173 73V74H172ZM179 73V74H178ZM187 74L188 76H186V74H185V76L184 75H180V74ZM189 73H191L190 74V76H192V79H193V81L191 80V78H190V81H191V84L190 85H193V86H195L196 87V89H194L193 88V86H192V90H193V92H194V90H195V93H199L198 94V97H197V95L195 94V93H192V91H191V87H190V85L188 84H185V83H187V80L189 79ZM198 73H199V75H198ZM237 73V74H236ZM238 73H240V76H239V74ZM258 73V74H257ZM22 74L23 75H25V77L27 78H25L24 76H22ZM26 74H28L27 76H26ZM52 74H53V76H52ZM56 76H55V75ZM74 75V76H71V77H65V75ZM119 74H120V76H119ZM122 74H125L126 75V78H125V76L124 75H122ZM161 74H162V77H161ZM172 74V76L173 77H175L176 78V76H174V74L176 75L177 74V77L179 78V81L181 80L180 78H182V80L180 81V82H176V81H178L177 80V78L176 79H174L173 81L175 82H172V79L170 78L171 76H169V75H171ZM195 74V75H194ZM245 75V76H242V75ZM249 75V76H247V75ZM261 74V75H260ZM21 76L22 78H24V80H26V81H21V77L19 78V76ZM32 75V76H31ZM42 75V76H41ZM47 75V76H46ZM61 77V78H63V80L59 77V76ZM82 76L81 77V80L80 79H78V78H80V77H77V76ZM97 75V76H96ZM129 77H128V76ZM144 76V77H142V76ZM179 75V76H178ZM197 75V76H196ZM209 75H211V77L209 76ZM216 75H217V77H216ZM11 76H14V77H11ZM16 76H17V78H16ZM35 76H38L37 78L35 77ZM46 76V77H45ZM93 76V77H92ZM118 76V77H117ZM139 77V78H136V77ZM141 76V77H140ZM184 76V77H183ZM236 76V77H235ZM238 76V77H237ZM60 78L59 79V81H57L58 80V78ZM72 77H74V79L72 78ZM97 77V78H96ZM110 77V78H109ZM117 77V78H116ZM120 77H123L122 79H120ZM128 77V78H127ZM132 77V78H131ZM161 77V78H160ZM197 77V81H199V83L197 82V81H195V78ZM219 77V78H218ZM225 77H230L229 79H231V80H229V79H225L224 80V78ZM240 77H241V79H240ZM249 77V78H248ZM251 77V78H250ZM11 78H13V80L11 79ZM19 78V79H18ZM43 78H44V80H43ZM49 78H50V81H48L49 80ZM57 78V79H56ZM89 79L88 81L90 82V81H92V82H88L89 83V85L87 84V82H84V81H87V79ZM106 78H109V79H107V81H109V82H107L106 81ZM119 78V79H118ZM131 78V79H130ZM145 78V79H144ZM158 78V79H157ZM163 78V79H162ZM168 78L169 79H171V80H168ZM185 78H187V80L185 81ZM213 79V81H211V82H209L208 83V81H210V79ZM217 78V79H216ZM235 81H237V79L239 78L240 80H238V82H236V88H238V84L239 85H241V83H240V81H242V79H243V81L245 82H243L242 84L244 85V87H245V84H246V82H248L249 84H246V87L248 86V88L250 89H248V88H246V89H248L249 91H251V92H249L248 91V94L247 93H244V92H247V90H244L245 88L243 87V85H241L240 86V88L242 89H239L238 91H240L239 93H237L238 91L236 90V88H232V82H234V80ZM249 80H248V79ZM15 79V80H14ZM48 79V80H47ZM72 79V80H71ZM78 80L79 82H77V81H75V80ZM84 79H86V80H84ZM112 79V80H111ZM124 79H125V81H124ZM130 79V80H129ZM149 79V80H148ZM154 79V80H153ZM156 79H157V81H161V79H162V81L161 82H164L165 84H163L162 86H159V84L161 83L160 81H159V83H158V85H157V81H156ZM244 79H246V80H244ZM250 79H253V80H250ZM5 80H6V82H5ZM19 82H18V81ZM23 80V79H22ZM43 80V81H42ZM45 80H47V82L45 81ZM56 80V81H55ZM65 80H67V82L65 83L64 81ZM118 80L120 81V82H118ZM132 80V81H131ZM133 80H134V82H133ZM141 80H143V81H141ZM146 80H148V82L146 81ZM200 80H202L201 82H200ZM227 80H229V82L227 81ZM80 81L82 82V83H80ZM140 81V82H139ZM150 81H152V82H150ZM155 81V82H154ZM166 81H168L167 83H166ZM185 81V82H184ZM204 81V82H203ZM208 83V88H207V84H206V82ZM227 81V82H226ZM232 81V82H231ZM250 81L252 82V83H254V85L258 88L259 87V89H258V92H260V94H256L257 93V91H256V87L252 84V83H250ZM13 82L15 83V84H13ZM35 82V83H34ZM50 82V83H49ZM62 82H63V84H62ZM84 82V83H83ZM104 82V83H103ZM106 82H107V86H105L106 85ZM113 82H115V83H113ZM118 82V83H117ZM125 82V83H124ZM130 82H132V84H130ZM143 82V83H142ZM147 82V83H146ZM154 82V83H153ZM213 82V83H212ZM7 85H6V84ZM11 83V84H10ZM17 83H18V85L20 86V87H24L25 86V88L23 89V87L20 89V87L17 85ZM27 84V86H26V84ZM34 83V84H33ZM59 83H60V85H59ZM78 83V84H77ZM80 83V84H79ZM136 83V84H135ZM142 83V84H141ZM146 83V85H144ZM153 83V84H152ZM172 83V84H171ZM177 83V84H176ZM194 83H196L195 85H194ZM205 83V86L203 85ZM223 83H224V85L227 83H229L228 84V86L227 85H225V86H227V87H225L224 85H223ZM231 83V84H230ZM235 83V82H234ZM233 83V84H234ZM68 84H70V85H68ZM149 84V85H148ZM152 84V85H151ZM155 84V86H153ZM176 86H174V85ZM202 84V85H201ZM218 85V86H220V87H218V86H216V85ZM250 84H252V85H250ZM262 84V85H261ZM9 85V86H8ZM17 85V86H16ZM67 85H68V87H67ZM81 85H82V87H81ZM132 85V86H131ZM177 85H180V90H178L179 88H178V86ZM183 85V86H182ZM212 85H215V87H216V89H217V91L215 92V87L213 86L212 87ZM261 85V86H260ZM14 86V87H13ZM15 86H16V89H17V87H19V89H15ZM42 86H44V87H42ZM77 86V87H76ZM125 86V87H124ZM141 86V87H140ZM149 86H151V87H149ZM157 86H159V89L160 88H162V89H160V91H158L159 89H157ZM181 86H182V89H181ZM230 86H231V88H230ZM262 86H263V88H262ZM2 87V88H1ZM3 87H4V89H3ZM35 87V88H34ZM47 87V88H46ZM81 87V88H80ZM109 87V88H108ZM122 87H124V88H122ZM173 87V88H172ZM174 87H175V89L176 88H178V89H176V91H179L180 93H179V95H178V92L176 93L174 90ZM203 87L204 88H206L204 91L202 90V93L200 94V92H197L198 90H200L199 88H201V89H203ZM218 87V88H217ZM225 89H224V88ZM229 87V88H228ZM233 87H235V84H234V86ZM254 87V89L252 90V88ZM28 88V89H27ZM34 90H33V89ZM67 88V89H66ZM69 88V89H68ZM88 88V89H87ZM137 88V89H136ZM140 88V89H139ZM150 88H154L153 90L151 89L150 91L152 92L151 93V95H150V91H149V89ZM197 88H198V90H197ZM221 88H223V89H221ZM2 89V90H1ZM17 91H15V90ZM29 89H31L30 91H29ZM59 91H58V90ZM64 89V90H63ZM109 89V90H108ZM156 89H157V92H156ZM166 89H168L167 91H166ZM174 89V90H173ZM187 89V90H186ZM190 89V91H191V94H190V91H188ZM220 89V90H219ZM227 89V90H226ZM231 89V90H230ZM233 89H235V92H236V94L235 95H232V94H234V92L232 93L231 91H233ZM12 90H14L13 92H15V93H11L12 92ZM24 90L26 91V93H24ZM27 90H28V92H27ZM37 90H39L40 91V93L37 91ZM67 90H74V91H67ZM75 90H78V91H75ZM90 90V91H89ZM94 90V92H92V91ZM101 90V91H100ZM103 90H104V92H103ZM105 90H106V93H105ZM108 90V91H107ZM119 90H124V91H119ZM169 90H171V91H169ZM173 90V91H172ZM221 90H224V93L223 92H221ZM229 90V91H228ZM244 90V91H243ZM261 90V91H260ZM35 93H34V92ZM47 91V93H49V92H51V94H47V93H45ZM57 92V93H53V92ZM65 93H64V92ZM81 91H86V94H88V95H84V97H83V94H85V93H83V92H81ZM140 91V92H139ZM145 91H147V93L148 94H146L145 93ZM225 91H228V92H225ZM242 91V92H241ZM253 91V92H252ZM19 92H21V93H19ZM39 94H41V92H42V94L44 93V94H46L45 96H44V94L42 95H39ZM60 92H62V96L63 97H65L64 98V100H66V103H70L69 105L70 106H68V104L66 105L65 104V102H63L62 103V97H61V94H60ZM67 92V93H66ZM91 94H89V93ZM113 92H115V94L113 93ZM116 92H117V94L119 93V95H118V97L117 96H115L116 95ZM172 92V93H171ZM176 94H175V93ZM192 96V98H191V96H190V100H187L188 99V97H189V94ZM203 92H205V93H203ZM214 94H217V97L215 96V95H213V96H215L214 98L212 97V94L213 93ZM261 92H262V94L263 95H261ZM19 93V94H18ZM36 93L41 97H39L38 95H36ZM54 94V96H53V94ZM64 93V94H63ZM76 93H78V94H76ZM80 93V94H79ZM83 93V94H82ZM94 94V96H93V94ZM108 93V94H107ZM138 93V94H137ZM158 93H160L159 95H158ZM167 93H169V94H167ZM175 94V95H171V94ZM182 93H183V95H182ZM219 93V94H218ZM222 93V94H221ZM243 93H244V95H243ZM253 93V94H252ZM4 94H5V96H4ZM9 94V95H8ZM13 95V96H10V95ZM18 94V95H17ZM30 94V96H29V98H28V95ZM59 94H60V96H59ZM66 94V96H67V98H66V96H64ZM71 94H74V95H78L77 96V98H80L79 100L78 99H76V96L74 97V95H73V97H71L72 95ZM82 94V95H81ZM95 94H101V95H95ZM105 94H107V95H105ZM114 94V95H113ZM133 94H134V96H133ZM140 94H142V97L140 96ZM146 94V95H145ZM163 94H166V97L165 96H163ZM185 94H186V96H188V97H186L185 96ZM204 94H206V97L205 96H203L202 98H200L201 97V95H204ZM211 94V95H210ZM225 96H224V95ZM240 94V95H239ZM245 94L246 95H250V94H252V95H250L251 97V99H252V101H251V99L250 98H248V96H245ZM7 95V96H6ZM23 95H24V97H23ZM36 96L35 98H34V96ZM51 95V98L49 97ZM81 95V96H80ZM108 95H110V96H108ZM112 95H113V97H112ZM125 95H128L129 97L126 99V97H124ZM135 95H136V97L137 98H135ZM143 95H145V96H143ZM150 96V97H148V96ZM170 96L171 95V100L173 101V99L172 98H174V100L176 101V98H177V101L178 102H176L175 104L174 103H172V101L170 102V97H168V96ZM177 95L179 96V97H177ZM200 95V96H199ZM221 95H223L222 97H221V102H224V104L225 105H223V104H221V102H220V100L218 101L217 99H218V97H219V99H220V96ZM232 97H231V96ZM243 95V96H242ZM254 95H256V97L254 96ZM261 95V96H260ZM3 96V97H2ZM19 96L21 97L20 99H17V98H19ZM27 96V97H26ZM32 96V97H31ZM57 96H59L60 98H62L61 100H60V98L58 99V98H56ZM115 96V97H114ZM161 96V98L162 97H165L166 99H164V100H166V101H162V99H160L159 97ZM172 96H174V97H172ZM196 96V97H195ZM210 96V97H209ZM227 96H229V97H227ZM235 96H237V97H235ZM11 97H14V98H11ZM16 97V98H15ZM26 97V98H25ZM38 97H39V99L41 100H39L38 99ZM43 97H46V98H48V99H43ZM53 97V98H52ZM81 97H83V98H81ZM98 97V98H97ZM111 97L112 98H116L117 100H113L114 102L115 101H117L116 103H118L119 105H122V108L125 106V105H127L126 103H127V101L129 102L128 103V105L129 104H133L134 103V105H127V106H125V109L123 108H121V106L120 107H118L119 105L118 104H116V105H118L117 107H113L112 106V102H107V101H110V99H111ZM132 97H134L135 98V100L134 99H132V101L134 100V102L132 103V101H131V103H130V100H131V98ZM184 97H186V99L184 98ZM214 99V100H216L217 102H215V101H213V100H209V99H212V98ZM235 97V98H234ZM241 98L242 97V99H241V101L239 100V98ZM248 98L249 100H247L246 98ZM260 97V99H258ZM262 97V98H261ZM23 98V99H22ZM95 98V99H94ZM105 98H106V100H105ZM119 98L121 99V98H123V102H122V104H120L121 103V100H120V102H119ZM125 98V99H124ZM138 98H140V99H138ZM152 98H153V100H152ZM159 98V99H158ZM169 98V99H168ZM199 98V101H198V103L196 102L197 101V99ZM216 98V99H215ZM238 98V99H237ZM35 99H37L38 101H34ZM55 99V100H54ZM77 101H76V100ZM129 99V100H128ZM144 99V101H145V103H143V100ZM147 99H149V101H147ZM167 99H168V101H167ZM183 99V100H182ZM193 99V100H192ZM196 99V100H195ZM200 99H203V100H201L200 101ZM204 99H205V101H204ZM228 99V100H227ZM25 100V101H24ZM52 100V102H53V100H54V102H53V105L50 103V101ZM86 100H88V101H86ZM105 100V101H104ZM112 100V99H111ZM155 100H161V101H159V102H157V101H155ZM187 100V101H186ZM195 100V101H194ZM227 100V101H226ZM247 100V101H246ZM259 100V101H258ZM18 101V102H17ZM49 101V103H48V105H47V103L46 102H48ZM56 101V102H55ZM83 101H84V103H83ZM135 101H137L136 103H135ZM139 101V102H138ZM142 101V102H141ZM174 101V102H175ZM186 101V102H185ZM189 101V102H188ZM193 101H194V103H193ZM203 101V102H202ZM231 101H233V102H231ZM242 101H243V103H242ZM247 102V104H246V102ZM251 101V102H250ZM254 101V102H253ZM257 101V102H256ZM12 102V103H11ZM22 102H24V103H22ZM72 102H73V104L75 103V105H73L72 104ZM124 102H125V105H124ZM148 102V103H147ZM150 102V103H149ZM151 102H152V105H151ZM164 102V103H163ZM171 104H173V106L175 105H177L178 103H181V104H179L177 107H179L180 108V106L183 108V106H184V108L183 109H185V112H186V110L187 109H189L188 110V112H187V114L188 113H190L191 114V116L189 115V118L190 117H192V118H190V120H191V124L189 123V119H188V115L186 116L185 114H183V116H181L182 115V113H184L181 109L182 108H180L179 109V111H177V112H174L175 111V108H177V107H174L173 108V106H172V108H171V105H170V103ZM182 102H183V104H182ZM207 102H208V104H207ZM229 102V103H228ZM245 102V103H244ZM250 102V103H249ZM262 102H263V104H262ZM16 103V104H15ZM20 103V104H19ZM55 103V104H54ZM81 103V104H80ZM85 103H87V104H85ZM109 103H110V106H109ZM143 104V106H144V110H145V113L143 112V108H141V105ZM154 103H161V105L160 104H158V107H160V109L159 108H157V106H155V104ZM166 103H168L167 105L168 106H165V104ZM192 103H193V105H195V107L194 106H192ZM201 103V104H200ZM204 103H205V105H204ZM211 103H212V106L214 107V109L212 108V106H211ZM231 103V105L233 106H231V105H229ZM251 103H253V105H251ZM255 103V104H254ZM257 103H259V104H257ZM261 103V104H260ZM6 104V108H8L7 110L9 111H7L6 110V108H4L5 106H3V105H5ZM10 104V105H9ZM32 106H31V105ZM77 104H78V107H77ZM93 104V105H92ZM108 104V105H107ZM114 104V103H113ZM139 104V105H138ZM156 104V105H157ZM191 104V105H190ZM204 106H203V105ZM215 104H217L216 106H214ZM221 106H220V105ZM228 104V105H227ZM26 105V106H25ZM29 105V106H28ZM48 106V108H47V106ZM63 105H65V106H67L68 107V109L65 107V106H63ZM99 105H101L100 107H99ZM104 107H103V106ZM115 105V106H116ZM124 105V106H123ZM148 105H150V106H148ZM199 105V106H198ZM211 106V108H209V109H207V106ZM235 105V106H234ZM249 105H251V107L249 106ZM259 108H257L256 109V106ZM13 108H12V107ZM15 106H16V108H15ZM22 106V107H21ZM35 108H34V107ZM76 106V107H75ZM107 106V107H106ZM109 106V107H108ZM152 106H154V108L152 107ZM197 111H195L194 109H192V107ZM208 106V107H209ZM218 106L219 107H221V108H223V109H215L216 107L218 108ZM237 106V107H236ZM11 107V108H10ZM33 107V108H32ZM52 107H54V108H52ZM78 108V111H76V109ZM87 107V108H86ZM93 107V109H91ZM103 107V108H102ZM127 107V108H126ZM134 107H136V110L134 109ZM148 108L149 107V109L150 110H152V108H153V110L152 111H149V109H147L148 111L146 112V108ZM155 107L158 109H155ZM161 107H164V108H161ZM187 107V108H186ZM229 109L230 107V109L228 110L227 108ZM5 110H4V109ZM18 108V109H17ZM24 108H26V109H24ZM28 108H30V109H32V110H30L31 112H29L28 113V111H29V109ZM39 108V109H38ZM73 109V111H72V109ZM100 108H102V110L100 109ZM105 108V109H104ZM108 108V109H107ZM112 108H114V109H112ZM119 109V110H121V114H119L120 112H119V110L117 111V109ZM202 108V109H201ZM238 108V109H237ZM248 108H250V109H248ZM252 108H254L255 110H252L251 112L254 114V113H256V112H258L259 113V111L260 110H263V112L261 111V113H262V115H261V113H260V115L259 114H254V119H256L257 120V117H258V121L256 122V120H253V114L251 113V112H249V113H251L252 115H248V117H246V115H244V114H248V112L247 111H250ZM9 109H11V110H9ZM14 109H16V110H14ZM51 109H53V110H51ZM65 109H67V111L65 110ZM74 109H75V111H74ZM85 110V112H84V110ZM110 109H112V110H110ZM133 109V110H132ZM162 109V112H164L163 114H164V116H163V114H162V112L160 111ZM165 109V110H164ZM169 109H174L172 112L171 111H169ZM207 109V110H206ZM248 109V110H247ZM26 110V111H25ZM35 110V111H34ZM37 110H39V112L37 111ZM56 110H59V111H56ZM60 110L62 111V113H60ZM65 110V111H64ZM83 110V111H82ZM91 110H93V111H91ZM95 110H97V112L95 113ZM108 110H110L109 112H108ZM114 110V111H113ZM122 110H123V112H122ZM127 110V111H126ZM135 110V111H134ZM142 110V111H141ZM203 110H206V111H204V112H202ZM209 110V111H208ZM219 112H218V111ZM225 110V111H224ZM227 110H228V113H230L231 111L230 110H233L234 112L233 113H235V115H236V113H237V117L233 114V113H230L229 115L227 114V116H226V114L224 115V114H222L223 112H225V113H227ZM90 111H91V113H90ZM99 111H104L105 113H106V111H107V113H106V115H104V112H102V113H100ZM138 112V114H137V112ZM143 112V118H141L140 120H142L141 122L139 121V118L141 117V112ZM158 111V112H157ZM253 111H255V112H253ZM33 112V113H32ZM51 112H52V115H53V117H52V115L49 117V115L51 114ZM60 114H62V115H59V113ZM68 112V113H67ZM79 112H80V114H79ZM111 112V113H110ZM113 112H114V114H115V116H114V114H113ZM118 112V113H117ZM126 112V113H125ZM161 112V113H160ZM175 113V115H174V113ZM179 112V113H178ZM182 112V113H181ZM199 112V113H198ZM210 113V114H207V113ZM213 112V114H212V116L213 117H211V113ZM243 114V115H241V113ZM5 113H8V114H6L5 116H4V114ZM21 113H23L24 114V116H23V114L21 115ZM37 113V114H36ZM81 113H83V114H85V115H82ZM153 114L154 116H150V117H148L150 114ZM198 113V114H197ZM201 113H205L204 115H202ZM220 113V116H218V114ZM14 114H17V116H18V118H15L16 117V115L14 116ZM31 116H30V115ZM34 114H35V116H34ZM41 114H43L44 116H45V118H43V117H41L42 119H44V121L40 118V116H43V115H41ZM64 114L65 115H68V116H64ZM100 114H103L104 116L102 117V115H100ZM107 114H109L108 116H107ZM110 114H113V116H111ZM135 114H137V115H135ZM148 114V115H147ZM161 114V115H160ZM166 114V115H165ZM178 114V115H177ZM206 114L207 115H209L208 117L206 116ZM233 114V115H232ZM238 114H239V116H238ZM29 115V116H28ZM32 115H33V117H35V118H31L32 117ZM40 115V116H39ZM48 115V116H47ZM59 115V117L61 116H63V118H57L56 119V117L54 118V116H58ZM77 115H79V116H77ZM80 115H82V118H84V119H81V116ZM136 117H138L137 118V120L135 119V116ZM160 115V116H159ZM171 116V118H172V116H173V118L174 119H172L171 120V118H170V116ZM180 115V116H179ZM201 115V116H200ZM259 115V116H258ZM13 116H14V118H13ZM36 116H38L41 120H39V118H37ZM147 116V117H146ZM166 116H168L169 118H170V120L168 119V117H166ZM176 116V117H175ZM242 118H241V117ZM5 118L7 121H5L3 118ZM48 117V118H47ZM66 117H68V118H66ZM91 117V119L89 120L88 118H90ZM99 117V118H98ZM146 117V118H145ZM155 117V118H154ZM159 117V118H158ZM163 117H165V118H167V120L165 119V118H163ZM185 117H187V118H185ZM226 117V118H225ZM227 117H230V118H228L227 119ZM250 117V118H249ZM260 117V118H259ZM261 117H262V119H261ZM47 118V119H46ZM79 118V119H78ZM112 118V119H111ZM150 118V121H152L151 122V124H149V122L147 121L148 119ZM151 118H153V119H155V121L154 120H151ZM161 118H163V119H161ZM219 118V119H218ZM233 118V119H232ZM246 118V119H245ZM251 118H252V120L253 121H251ZM10 119H11V121L12 120H14V121H16V120H18L17 122H14L15 123V125H12V123H13V121L10 123L12 126H9V125H7V123H8V121H10ZM36 119V120H35ZM49 119V120H48ZM59 119H61V120H59ZM64 119H66L65 120V122H67V123H69L70 121H69V119H71V122H73V121H75V125H68L67 123H64L63 121H64ZM73 119H75V120H73ZM76 119H77V121H76ZM81 119V120H80ZM85 119H88L87 121H85ZM95 119V120H94ZM98 119V120H97ZM108 121H106V120ZM110 119V120H109ZM117 119H119V120H117ZM122 119V122H128L127 123V125H129L130 124V126L131 127H128V129L124 126V125H126V123H122L120 120ZM123 119H126V120H128V121H126V120H123ZM129 119H130V123H129ZM161 119V120H160ZM185 119V120H184ZM186 119H188V121L186 122ZM204 119V120H203ZM210 119H211V121H210ZM214 119V120H213ZM218 119V120H217ZM222 119V120H221ZM223 119L224 120H226L227 119V121H224V123H223ZM229 119H231L232 120V122L229 120ZM236 119V120H235ZM261 119V120H260ZM45 120H47V121H45ZM79 120H80V122H82V124L83 123H85L84 125L86 126L85 128L87 129L88 127L87 126H89L91 129H88V130H86V129H82V128H84V126L79 122ZM103 122H102V121ZM134 120H136V121H134ZM158 120V121H157ZM194 120V121H193ZM207 120V121H206ZM238 120H241V121H238ZM259 120H260V122H259ZM263 120V121H262ZM23 121H24V123H23ZM52 121V122H51ZM61 121H62V123H61ZM69 121V122H68ZM85 121V122H84ZM114 121H117V122H119V124L121 123V124H123V125H119V126H117V128L119 127V129H121V128H123V130L121 129V132L119 131V132H117L116 131V125H118L116 122H114ZM137 121H139V123H142L143 125H144V127L141 125V128L139 127L140 126V124L137 122ZM153 121H154V123H153ZM159 122V123H162V124H157V122ZM161 121V122H160ZM168 121V122H167ZM174 121H176V122H174ZM209 121V122H208ZM214 121V122H213ZM235 121V122H234ZM244 122V124L243 123H241V122ZM247 121H248V124H247ZM255 121V122H254ZM20 122V123H19ZM77 122L79 123V124H81V126H82V128H80V126H78L77 125ZM111 122H113V123H115L116 125L114 126L113 125V123H111ZM145 122H148V125L145 123ZM172 122H174V125H173V123ZM180 122V123H179ZM198 122V123H197ZM202 122H204V123H202ZM238 122V123H237ZM260 124H259V123ZM22 123V124H21ZM30 123H33V125L34 124H36V126H37V124L39 125L40 123V125L39 126H35L34 125V127H33V125L32 124H30ZM48 123V124H47ZM54 123H56V124H54ZM64 123V124H63ZM92 123V124H91ZM93 123H95L94 125H93ZM107 123H108V125H107ZM112 125H111V124ZM132 123V124H131ZM135 123V124H134ZM152 123H153V125H152ZM169 123H172V125L171 124H169ZM177 124V127L175 126L176 124ZM200 123H202V124H200ZM216 123V124H215ZM243 124L244 126H242L241 124ZM245 123H246V125H245ZM254 123V124H253ZM255 123H257V125H255ZM42 124H47L46 126L45 125H43L42 126ZM53 124H54V126H53ZM67 124V125H66ZM136 124H138V125H136ZM186 125L185 127H183L184 125ZM199 124V126H196V125H198ZM212 124H214V125H217V126H213ZM228 124V125H227ZM229 124H230V126H229ZM252 126H256V129H258V128H260L261 127V129H258V130H256L258 133H260V134H258V133H254V132H252L253 130H254V128L253 127H250L251 125ZM3 125H5L4 127H3ZM26 125V126H25ZM29 125V127H27ZM32 125V126H31ZM49 125V126H48ZM50 125L51 126H53V127H50ZM63 125V126H62ZM65 125V126H64ZM93 125V126H92ZM105 125V126H104ZM107 125V126H106ZM132 125H133V127H132ZM151 125V126H150ZM157 127V126H159L160 125V127L158 128H155V126ZM205 126V129L203 128V129H201L202 128V126ZM208 125V126H207ZM225 125V126H224ZM233 125H235V127L233 126ZM239 125H241L242 126V128L241 127H239L238 128V126ZM250 125V126H249ZM260 125V126H259ZM9 126V127H8ZM32 128H31V127ZM42 128H41V127ZM44 126L45 127H48V129H50V130H48L49 132H47L46 130V128H44ZM57 127V129H56V127ZM100 126H101V130H100ZM114 127V129H113V127ZM123 126V127H122ZM136 126V127H135ZM145 126L147 127H149L150 129H151V131H154V129L155 130H157V129H159L158 131H154V132H150V133H148L149 131H150V129H148V130H146L147 128H145ZM162 126V127H161ZM166 126V127H165ZM172 126H175L174 127V129L172 128ZM180 126V127H179ZM183 127V130H182V127ZM193 126H194V128L196 129V131H195V129L193 128ZM200 126H201V128H200ZM203 126V127H204ZM25 127H27V128H25ZM40 127V128H39ZM61 127H63V131L65 132L66 130V133H63V131H61L60 130V128ZM107 127H108V129H107ZM126 129H125V128ZM142 127H143V130L145 129V132L148 134V135H151V134H153V135H155V137H157V139L158 138H160L159 140H157L153 135V137L151 138L150 136L149 137H147V135H146V133L145 132H143V130H141L142 129ZM164 127H165V129H164ZM206 127H209L208 128V130H209V133H210V130L213 128V129H216V130H218V132L216 131V130H213V132H211L210 134L208 133V131H207V128ZM217 127V128H216ZM226 127H228L227 129H226ZM234 127V128H233ZM8 128V129H7ZM36 128H38V130L36 129ZM56 129L55 131L56 132H54V129ZM68 128H70V129H68ZM71 128H73V129H71ZM74 128H76V131L74 132L73 130H74ZM98 128V129H97ZM132 129V131L130 132V130ZM136 128H138V132H137V130L135 131V130H133V129H136ZM160 128H162V129H160ZM175 128L177 129L176 130V132H174V130H175ZM184 128H185V130H184ZM187 128L188 129H190L189 131H190V133L191 132H193L192 130L194 129V131L196 132L195 134H194V132H193V134L191 133V134H189L188 132V130H187ZM193 128V129H192ZM224 128V129H223ZM231 128H232V131H233V133H232V131L230 132V135L228 134V132L231 130ZM251 129L250 131H249V129ZM52 129V130H51ZM65 129V130H64ZM93 129V132L91 131ZM96 129V132H95V135H94V130ZM164 129V130H163ZM172 129V130H171ZM180 129V134L178 135V130ZM198 129H200L199 131H202L201 132V134L200 133H197V131H198ZM223 131H222V130ZM230 129V130H229ZM237 129V130H236ZM9 132H8V131ZM23 130H25V131H23ZM42 130V131H41ZM70 130H72V131H70ZM85 130H86V132L87 133H85ZM98 130V131H97ZM105 130L106 131H108V132H105ZM111 130V131H110ZM161 130H163L162 132H161ZM188 131V132H186V134L188 133L189 135H191V136H189V135H186L185 133H184V135H183V131L185 132V131ZM203 130H205L204 132H203ZM211 130V131H212ZM224 130H225V132H224ZM228 132H227V131ZM234 130H236V132L234 131ZM5 131V132H4ZM45 131V132H44ZM51 131V132H50ZM68 131H69V134L72 132V134L71 135H69V136H71V139L70 140H68V138H70L69 136H67L68 135ZM88 131L90 132V133H88ZM116 131V132H115ZM125 131H126V134H125ZM127 131H129V132H127ZM143 132V133H141V132ZM148 131V132H147ZM198 131V132H199ZM250 133H252V134H250ZM2 132H4V133H2ZM26 132V133H25ZM28 132H29V134H30V132H33V133H35V135H32L33 133H31L30 135H32V136H29V134H28ZM38 132V133H37ZM44 132V133H43ZM47 132V133H46ZM78 132V133H77ZM98 132H103V133H112V137L110 136V135H108V136H103V135H101L100 133H99V135H98ZM133 132V133H132ZM141 133V135H140V133ZM160 132V133H159ZM170 132V133H169ZM171 132L174 134L173 136H171ZM178 132V133H177ZM2 133V134H1ZM8 133V134H7ZM10 133V134H9ZM17 133V134H16ZM28 134V137L25 135L24 136V138L22 137L23 136V134L22 135H20V134ZM42 133V135H40ZM59 135H58V134ZM91 133H93V135L91 134ZM125 135H124V134ZM131 133H132V135H131ZM134 133H138V134H134ZM158 133V134H157ZM217 133H219V134H217ZM220 133H221V135H222V137H220L221 135H220ZM222 133H225V135H223ZM13 134H14V137H12L13 136ZM16 134V135H15ZM62 134L63 135H65V136H62ZM107 134H105V135H107ZM134 134V135H133ZM145 134V139H144V137H142L141 138V136H143ZM161 134V135H160ZM162 134H163V138L162 137H160V136H162ZM167 134V135H166ZM169 134V135H168ZM199 136H198V135ZM217 135V136H215V135ZM229 136H228V135ZM237 134H238V136L240 137H238L237 136ZM254 134H257L256 136H254ZM17 135H18V138H19V136H20V138H19V140L16 138L17 137ZM38 135H39V138H36V136L38 137ZM44 135V136H43ZM58 135V136H57ZM75 135V136H74ZM98 135V136H97ZM126 135H127V137H128V139H130V140H128L127 139V137H126ZM164 135H166V137L164 136ZM176 135L178 136V138H179V136H180V138L175 142V138H176ZM188 136V137H186V136ZM193 135L195 136V135H197L196 137H194V138H191V137H193ZM245 135H248V138H252L251 139V141L250 140H246L247 138H245V137H247V136H245ZM251 135V136H250ZM68 138H67V137ZM73 136H74V138H73ZM123 136V137H122ZM138 136V137H137ZM185 136V137H184ZM218 136L220 137V138H218ZM225 136V137H224ZM230 136H231V138L233 137V139H231L230 138ZM238 137V138H235V137ZM250 136V137H249ZM4 137V138H3ZM32 137V138H31ZM42 139H41V138ZM93 137H95V140H94V138ZM126 137V138H125ZM131 137H132V139H131ZM135 137V138H134ZM147 137V138H146ZM164 137L165 138H168V139H165L166 141V143L165 142H163V140H164ZM171 137V138H170ZM190 137V138H189ZM198 137V138H197ZM224 137V138H223ZM14 138V139H13ZM15 138L17 139V141L15 140ZM28 138V139H27ZM44 138H46V140L44 139ZM47 138H48V140H47ZM50 138V139H49ZM66 139L67 138V142L66 141H64L63 139ZM73 138V139H72ZM91 138H93V141H92V139ZM122 138H124V139H122ZM140 138V140H138ZM150 138V139H149ZM175 140H174V139ZM195 138H197V139H195ZM211 138V139H210ZM221 138H223V139H221ZM228 138H229V140H228ZM244 138V139H243ZM255 138V139H254ZM258 138V139H257ZM259 138H260V140H259ZM13 139V140H12ZM22 139H25V141H22ZM43 139L46 141H44V144H46L47 143V141H48V146H47V144L44 146V144H43V142H41V140L43 141ZM98 139H99V141H98ZM121 140V142L122 143H120V140ZM127 139V140H126ZM135 139H137V141H135ZM142 139H144L145 140V142H149V140H151V139H153V141H154V143L155 144H153V141L151 142L152 143V145H150V144H148L147 143V145H145L144 143L145 142H143L144 140H142ZM147 139H149V140H147ZM155 139V140H154ZM171 139H173L174 140V143H171V142H173V140H171ZM188 141H187V140ZM191 139V140H190ZM195 139V140H194ZM199 139V140H198ZM238 139H239V141L241 140V143L242 142H244V140H246V141H249V142H251V144L249 143H247V145L245 144V146H244V144L242 145L240 142H237V143H239L238 145H236L237 143L235 142L236 140L238 141ZM29 140V141H28ZM31 140H32V142L34 143H32L31 142ZM37 140V141H36ZM40 140V141H39ZM110 140H115V144H116V146L114 145V142L113 141H110ZM119 140V141H118ZM134 140V141H133ZM147 140V141H146ZM179 140H183L182 142L181 141H179ZM192 140L195 142H192ZM226 140V141H225ZM228 140V141H227ZM243 140V141H242ZM264 140V139H263ZM262 140V141H263ZM14 141H16V142H14ZM23 143L22 145H21V142ZM36 141V142H35ZM88 141H89V144H90V146L89 145H87L86 146V148L84 149V147H85V145L83 144V143H85V144H87L88 143ZM108 141H109V144H108ZM139 141H141V143L139 142ZM156 141H158V142H156ZM181 142L180 144H178L179 142ZM214 141V142H213ZM10 142H12V143H10ZM40 144V143H42L43 144V146L41 145H39L38 143ZM65 142V143H64ZM69 142V144H67ZM91 142V143H90ZM93 142V143H92ZM96 142H98V143H96ZM112 142V143H111ZM129 142H131V143H129ZM132 142H134L133 144H132ZM137 142V143H136ZM183 142H186V144L189 142V146L191 147L192 145H193V147L192 148H189V146H188V144L186 145V146H184L185 148L186 147H188V148H184V151L182 150L183 149V145H184V143ZM197 142H198V144L199 145H197ZM211 142V143H210ZM221 142H222V144H221ZM227 142V143H226ZM234 142V143H233ZM32 143V144H31ZM50 143V144H49ZM163 143H165V145H168L167 147L166 146H164L163 145ZM171 143V144H170ZM191 143H194V144H191ZM209 143H210V145L212 144L213 146H214V144H215V148H217V149H215V150H218L219 149V152L222 150V153L220 152V153H218V151H216V152H214L215 150H214V147H212V149H210L211 147L209 146ZM219 143V144H218ZM261 143V144H260ZM264 143V142H263ZM8 146H7V145ZM9 144L11 145V146H9ZM77 145V146H75L74 148H73V146L71 147V150H70V145ZM93 144V145H92ZM95 144H97L96 146H94ZM122 144V146H124L123 147V149L120 147V145ZM124 144V145H123ZM144 144V145H143ZM158 144H160L159 146H158ZM205 144V145H204ZM208 144V145H207ZM219 146V145H222V146H220L222 149L220 150V148L219 147H216L217 145ZM229 144V146H232V144H235L234 145V148L233 147H230L229 149H228V147L229 146H227ZM231 144V145H230ZM240 144L243 146H240ZM25 145H27L26 147H29V145H32L33 146V150H32V147H29L30 149L28 150L26 147H25ZM36 145H37V147H40V149H43V148H45V151L47 150H49L50 148H52L53 149V151H51L52 149H50L49 151H51L50 152V154L47 156V157H49V156H51L52 154L54 155V154H56L57 153V151L60 149L61 151H63L64 152V150L65 149H67L66 147L68 146V150H70L69 151V153H66V150H65V154H64V156H62L61 155V157L59 156V153L61 154L62 152H60V150L58 151V153H57V155H54V156H56L55 157V160L53 161V158L50 160L49 158L47 159V160H49V161H47L45 164H43V161L44 160H46V159H44L45 158V156L49 153V151L48 152H42V151H44V149L43 150H40L39 148H37L36 147ZM59 147H63V145H64V149H62V148H58V146ZM81 145H83V146H81ZM148 145H150L151 147H152V150L150 149L151 147H146V146H148ZM153 145H154V147L156 148L157 147V149L160 147V146H162L163 145V148L161 147V148H159V151H160V153H158V150H156L155 148H154V151L156 150V152H154L153 151ZM156 145V146H155ZM172 145H173V147H172ZM178 145V146H177ZM194 145H196V146H194ZM223 145H224V147H223ZM249 145H251V147L253 146V148H254V150L252 151V149H251V147L249 146ZM17 148H16V147ZM34 146L36 147L35 149L38 151V153H39V155H37V152H35L34 150ZM91 146H93L92 148H91ZM110 146H112V148L110 147ZM115 146V147H114ZM133 146L136 148L137 146L139 147H137L136 149H138L139 151H138V153L140 154H138L137 152L135 153V151H137L136 149H134L133 148ZM172 147V151L170 150V148ZM181 147L179 150H177L176 151V148L175 147ZM202 146H204L206 149H209V150H206V149H201L202 148ZM207 146L208 147H210V148H207ZM240 146V147H239ZM1 147V146H0ZM10 147V148H14L13 150L12 149H9V151H8V148ZM22 147H24V148H26V150H28L27 152H26V150L24 149V148H22ZM48 147V148H47ZM58 149L57 151H56V149ZM87 147H89V148H87ZM129 147H131V149L129 148ZM145 147V148H144ZM203 147V148H204ZM226 147V148H225ZM239 147V148H238ZM244 149V150H246L247 151V153H248V151L250 152V150H251V154H252V152H255V153H253L252 155H257V158H255L256 156L254 155V156H252L250 153H248V154H250V155H248L247 153H246V151H244L243 152V154H246V155H244V157H243V154L242 155H239L240 154V152H242V148ZM257 147H258V149H257ZM17 150H16V149ZM20 148H21V150L23 149L24 151L22 152V151H20ZM47 148V149H46ZM111 149L110 151L108 150V149ZM120 148V149H119ZM126 148V149H125ZM167 150V151H164L165 149ZM168 148H169V150H168ZM232 148V149H231ZM250 148V150H248ZM263 148H264V145H263ZM1 149V148H0ZM7 149V150H6ZM74 149H77V150H74ZM93 149H95L94 151H92ZM107 149V150H106ZM131 151V153H133L132 155H131V153L130 152H128L129 150ZM140 149L142 150V152H140ZM173 149H175V151H173ZM195 149H198L199 151L201 150V153H199V151H195ZM238 149V150H237ZM239 149H241V150H239ZM258 151H257V150ZM32 150V151H31ZM55 150V151H54ZM68 150H67V152H68ZM82 150L84 151V152H82ZM98 151L99 153H101V155L99 154V153H96L95 151ZM100 150H102V151H100ZM103 150H106V151H104L103 152ZM112 150H115L114 152H116V153H114ZM122 150H124V152H123V154H125V155H127V153H128V155L127 156H123V154H122ZM126 150H128L126 153H125V151ZM148 150H149V152H151V151H153L154 153H156V155L158 154H160L158 157V159H157V157H151V155H152V153L153 152H151V155L149 156V155H147V153H149L148 152ZM161 150H162V152H161ZM182 150V151H181ZM192 150H194L195 152L192 154V155H190V151H192ZM212 150V151H211ZM214 150V151H213ZM229 150V151H228ZM230 150H232V151H230ZM235 150H237V151H239V152H237V151H235ZM260 150H262V151H260ZM7 151L8 152H10L11 151V153H12V158H11V160L9 159V160H7V158H8V156L9 155H11V154H9L8 156H6V157H4L2 154H4V153H7ZM12 151H15V152H21V153H18L19 154V156H18V154L16 155L15 153H13ZM40 151V152H39ZM92 151V152H91ZM112 151V153H114V155L112 154V153H108V152H111ZM185 151H187V152H185ZM205 151V152H204ZM206 151H207V153L209 152V155H207L208 157H205L204 155H206L207 153H206ZM235 152L234 154V156L231 154V156L229 157V155H230V152ZM30 152V153H29ZM34 152V153H33ZM42 152V153H41ZM85 152H86V154H85ZM90 152V153H89ZM118 152H119V154H122V155H119L118 154ZM165 152V153H164ZM169 152V153H168ZM171 152V153H170ZM173 152V153H172ZM175 152V153H174ZM183 152L184 153H187L186 155H184L183 156ZM193 152V151H192ZM210 152L212 153L213 152V154H215V155H213V157L214 158H217V159H215L214 160V158L212 157L211 159L209 158V156L211 157V155H210ZM257 152V153H256ZM77 153H80V154H77ZM85 155H84V154ZM87 153H89V154H87ZM92 153V154H91ZM104 153V154H103ZM129 153H130V155H129ZM167 153V154H166ZM203 153H204V155H203ZM228 153H229V155H228ZM239 153V154H238ZM258 153H260L261 154V156L258 154ZM8 154V153H7ZM46 154V155H45ZM71 154V155H70ZM81 155L82 157H74L75 155ZM93 154H96V158L97 159H100L101 157V159L102 160H98L97 161V159H95V157L93 158V157H91L90 155H92L93 156ZM112 154V155H111ZM138 154V155H137ZM150 154V153H149ZM182 156H181V155ZM198 154V156H200L198 159H197V157L195 156V155H197ZM203 155L205 158H201V157H203V156H201V155ZM222 154V155H221ZM238 154V155H237ZM31 155H33V156H31ZM36 155L39 157H36ZM41 155V156H40ZM76 155V156H77ZM115 155H119L118 157L119 158H117V156L115 157ZM146 155H147V157L148 158H146ZM155 154H153L152 156H154ZM166 155V156H165ZM14 156H17L16 158L14 157ZM25 156V157H24ZM36 157V159L37 160H35V157ZM44 156V157H43ZM98 156H100L99 158H98ZM107 157L106 159H105V157ZM135 156H137L138 157V159L136 158V160H135ZM145 156V157H144ZM186 156V157H185ZM189 156V158L191 157L192 159L194 158V156H195V158L193 159V160H195V161H193L192 162V160H187L188 157ZM193 156V157H192ZM216 156V157H215ZM226 156H227V158H226ZM238 158H237V157ZM242 156V157H241ZM259 156V157H258ZM11 157V156H10ZM53 157V156H52ZM91 159H90V158ZM110 157H112L111 159H110ZM123 157H125V158H123ZM127 157V158H126ZM140 157H143V158H140ZM149 157H151V158H149ZM176 157H178V160H181V162L179 163V161L178 160H176L177 158ZM180 157V158H179ZM233 157H235L234 159H235V161L236 162H234V160H233ZM239 157H241V158H244V159H242L241 161L242 162H240V159L241 158H239ZM262 157V158H261ZM51 158V157H50ZM65 159V161H64V159ZM81 158V159H80ZM129 158V159H128ZM134 158V159H133ZM154 158H156V160L154 159ZM187 158V159H186ZM190 158V159H191ZM207 158V159H206ZM229 158H232L231 159V161H230V159ZM237 158V159H236ZM258 158H261V161L260 162H258L257 161V159ZM59 159H61V160H59ZM96 160V161H93V160ZM118 159V161H116V162H114L115 160H117ZM130 159H132V160H130ZM147 159H148V161H147ZM150 159V160H149ZM153 159H154V161H153ZM165 159H168L169 160V162L168 161H166ZM186 159V160H185ZM197 159V160H196ZM199 159L201 160L202 159V161H200L199 162ZM204 159V160H203ZM209 159V160H208ZM221 159V160H220ZM31 160H33V161H35V162H33L32 161V163H30L29 161H31ZM67 160V161H66ZM82 160V161H81ZM89 160H91V161H89ZM135 160V161H134ZM142 160V161H141ZM157 160L159 161V160H161V162H163L162 160H165L166 162H168V163H165V161H164V163L163 164H165V165H162V163H158L157 162ZM173 161L172 162V164H171V162L170 161ZM183 160H185V161H183ZM216 160H217V162H216ZM238 160H239V162H238ZM259 160V159H258ZM4 161H2L3 163H4ZM38 161H42L41 163L43 164V165H41V169L43 170L44 168H42V166L43 167H45L46 166V164H47V166L45 167V169H44V171H43V173H44V175L46 174L47 176H44L43 174H42V172H41V169H37V168H39V163L40 162H38ZM56 161V162H55ZM58 161H59V164H58ZM64 161V162H63ZM70 161V162H69ZM79 161H81V163L83 162L84 163V165L85 166H87V167H84V165L82 166V164H80V162ZM107 161H109V164L108 163H103V162H107ZM113 161V162H112ZM132 161V163H130ZM140 161H141V163H140ZM146 161H147V163H146ZM153 162V164L151 163V162ZM155 161H156V164H155ZM196 161H198V163H200L201 165H199ZM214 161V162H213ZM245 161V162H244ZM257 161V162H256ZM8 162V163H7ZM22 163V165H21V163ZM23 162H24V164L26 165V167H25V169H24V166L25 165H23ZM45 162V161H44ZM57 163V164H55V163ZM63 162V163H62ZM78 162H79V165H81L80 167H79V165H77L78 164ZM94 162H96V163H94ZM97 162H99V163H97ZM129 162V163H128ZM137 162H139L140 164L138 165V163ZM179 164H178V163ZM184 162V163H183ZM192 162V163H191ZM206 162H208L207 164H206ZM216 162V163H215ZM221 162V163H220ZM238 162V164H236V167L234 168L233 167V169H232V171H231V168L229 167V165L231 166L232 164L235 166V164L234 163H237ZM0 163H1V161H0ZM3 163H1V167H3L4 166V164ZM9 163V164H10ZM33 163H36V167H35V164H33ZM61 163H62V165H61ZM73 163H76V164H74L73 165ZM87 165H86V164ZM88 163H90V166H93V168L92 167H88ZM102 163L104 164L103 166H102ZM110 163H112V164H110ZM113 163H115L114 165L116 166L117 165V163H119L118 165H120V166H114L113 165ZM121 163H124V164H126L125 166H124V164L121 166ZM148 163H149V165H148ZM188 163V164H187ZM212 163H215V165H218L219 163V165H218V167H217V169H215L213 166H214V164H212ZM227 164L228 165V167L226 166V165H224V164ZM230 163H232V164H230ZM246 163V164H245ZM251 163V164H250ZM259 163V164H258ZM106 164V165H105ZM134 166H133V165ZM152 164V165H151ZM169 164H171V167H170V165ZM178 164V165H177ZM192 164H196V165H199V167H198V169L193 165V166H191ZM204 164H206V165H203ZM212 164V165H211ZM241 164V165H240ZM258 164V165H257ZM20 165V166H19ZM51 165H54L55 167H54V169L51 167ZM60 165V166H59ZM63 165H66V167H67V169L66 170H63V168H66V167H64ZM73 165V167H71V171H70V166H72ZM76 165V166H75ZM100 165V166H99ZM114 166L113 168L111 167V166ZM130 165H132V168H131V166ZM141 165H142V167H141ZM145 167H144V166ZM146 165H147V167H149L150 168V170H148L149 168H146ZM157 167H156V166ZM166 165H167V167H166ZM180 165V166H179ZM183 166V168H185V169H181L182 168V166ZM185 165H186V167H185ZM209 165H211V167H212V169L214 168V172H212V169L210 168V166ZM257 165V166H256ZM260 165H262V167H260ZM23 166V167H22ZM57 166H59V167H57ZM78 166V167H77ZM96 166V167H95ZM110 166V168L109 169H107V167H109ZM124 166V167H123ZM130 166V167H129ZM139 166V167H138ZM159 166V167H158ZM173 166V167H172ZM227 167V169H224V168H226ZM256 166V167H255ZM61 167H62V170H61ZM75 167H77L76 169H75ZM129 168H131V169H129V171L130 172H132V170H134V173H130L129 171H127ZM138 167V168H137ZM155 167V168H154ZM163 167H164V169H168V168H170L169 170H164L163 169ZM180 169H179V168ZM190 167H192V168H190ZM195 167V168H194ZM204 169H203V168ZM207 167H208V170H210V171H208L207 170ZM260 167V168H259ZM21 168V169H20ZM23 168V169H22ZM34 168H36L37 169V171H35V169ZM55 168H58L57 169V171H56V169ZM68 168H69V170H68ZM85 168H88V169H85ZM89 168H91V169H93V171L91 170V169H89ZM102 168V169H101ZM123 168H125V169H123ZM144 168H146V170H144ZM160 168V169H159ZM230 168V169H229ZM236 168H238L237 170H236V172L234 171V169H236ZM257 168V169H256ZM260 170H259V169ZM12 171L11 173L9 172L10 170ZM52 169H53V171H52ZM101 169V170H100ZM111 169H113V170H111ZM153 169V170H152ZM155 169H158V170H156L155 171ZM186 169H187V172L188 171H192V172H186ZM190 169H192V170H190ZM196 169V170H195ZM202 169V170H201ZM244 169H246V170H244ZM95 170V171H94ZM105 171V173H106V178L104 177V175H105V173H100L101 171ZM108 170V171H107ZM109 170H111V172L109 171ZM139 172H138V171ZM141 170V171H140ZM163 170V171H162ZM176 170H178V171H180L181 172V174L179 175V174H177L178 173V171H176ZM203 171V172H196V171ZM217 170V171H216ZM223 170H225V172L223 171ZM242 170H244V172H242ZM248 170V171H247ZM255 170H256V173H257V175H255L256 173H255ZM258 170V171H257ZM35 171V172H34ZM55 171V172H54ZM66 171V172H65ZM100 171V172H99ZM170 171H172V172H170ZM237 171H238V174H237ZM247 171V174H246V176L244 175V173ZM260 171H262V173L260 172ZM32 174H31V173ZM84 172H88L86 175H82ZM98 172V173H97ZM107 172H108V174H107ZM157 172H158V174H157ZM160 172H162L161 174H160ZM179 172V173H180ZM184 172H186L185 174H183ZM196 172V173H195ZM208 172V173H207ZM221 172H223V173H229V175H228V173L227 174H222ZM230 172H232V173H230ZM233 172L235 173V174H233ZM259 172V173H258ZM24 175H23V174ZM27 173H29V174H27ZM75 173H79L78 175H76ZM90 173V174H89ZM100 173V174H99ZM109 173H110V176H109ZM114 173V174H113ZM121 173V174H120ZM144 173V174H143ZM155 173V174H154ZM165 173L166 174H168V175H166V177H165ZM169 173L170 174H172V176L171 175H169ZM197 173H199V174H197ZM207 175H206V174ZM209 173H211V174H209ZM212 173H213V178H212ZM221 173V174H220ZM260 173H261V175H260ZM4 174H6L5 176H3ZM27 174V175H26ZM43 175L44 176V178H42L40 175ZM66 174L67 175H71V177H70V179H69V176H68V180H67V177H66ZM89 174V175H88ZM102 174H104L103 176H101ZM137 174H138V176H137ZM176 174V175H175ZM182 174L184 175V176H182ZM186 174H188V176H191V175H193L191 178L189 177V179H188V176L186 175ZM219 174V175H218ZM237 174V175H236ZM17 175V176H16ZM26 175V176H25ZM29 175V176H28ZM50 175V176H49ZM54 175H57V177L58 178H60L59 179V182L60 181H62L61 180V177H62V179L63 178H66L65 179V181L62 183L61 182V184H60V186L61 187H59V183H58V180L56 179V176L55 177H53ZM60 175H62V176H60ZM75 175V176H74ZM127 175H129V177L127 176ZM131 175V176H130ZM146 175V176H145ZM154 175V176H153ZM161 175V176H160ZM179 175V176H178ZM196 175V176H195ZM201 175H203V176H201ZM223 175H225V176H223ZM7 176V177H6ZM25 176V177H24ZM28 176V177H27ZM73 176V177H72ZM80 176H86L87 177V181H86V178L84 177V179H83V177H80ZM108 176L109 177H112V178H108ZM125 176V177H124ZM133 176V179H130L131 177ZM134 176H135V179H134ZM164 176V177H163ZM201 176V177H200ZM209 176V177H208ZM223 176V177H222ZM229 176H230V178H229ZM253 176V177H252ZM255 176V177H254ZM256 176H259L258 177V182H257V178H256ZM260 176L262 177V178H260ZM13 179H12V178ZM21 177V178H20ZM38 177V178H37ZM51 177V178H50ZM105 179H104V178ZM115 177V178H114ZM117 177H118V179H117ZM122 177V178H121ZM126 177H128V178H126ZM139 179H138V178ZM168 177H172L171 178V180H173V177H174V180H173V182L171 183V181H170V179H168ZM176 177H178V178H176ZM187 177V178H186ZM235 177H237L236 179H235ZM244 177H246V178H244ZM249 177H251L250 179H251V181H250V179H249ZM9 178V179H8ZM26 180H28V182H27V180H26V182H27V184H25L23 181H24V179ZM31 179V183L30 184H28L29 182H30V179ZM36 178L37 179H40V180H42L43 182H45V183H41V181L40 180H36ZM53 178H54V180H53ZM72 178H74L73 179V181H72ZM76 178L78 179V180H76ZM121 180H120V179ZM123 178H126V179H124V180H122ZM184 178H186V179H184ZM201 178V179H200ZM206 178V179H205ZM212 180H211V179ZM222 178V179H221ZM243 178H244V180L246 179L248 182H252L251 184L250 183H245V182H247L246 180L244 181L243 180ZM253 178H255V180L256 181H254V179ZM33 179H35L38 183L36 184V181L35 180H33ZM47 179H49V181L47 180ZM56 179V180H55ZM93 179V180H92ZM114 179H116V181H114ZM137 179L138 180H140V181H137ZM144 179V180H143ZM153 179V180H152ZM176 179V180H175ZM177 179H179V180H177ZM188 179V180H187ZM194 179V180H193ZM234 179V180H233ZM249 179V180H248ZM253 179V180H252ZM17 180H18V182H19V180H22V183H21V181L19 182V183H21V184H19L18 182H17ZM64 180V179H63ZM67 180V181H66ZM71 180V181H70ZM80 180V181H79ZM98 180V181H97ZM99 180H101V182L99 181ZM103 180V181H102ZM125 180H127V181H125ZM129 180V181H128ZM134 180V181H133ZM136 180V181H135ZM143 180V181H142ZM150 180H152V182L150 181ZM185 180H187V181H185ZM207 180V181H206ZM218 180V181H217ZM243 180V181H242ZM14 181H16L15 183H17V184H15L14 183ZM33 181L35 182V184L33 183ZM52 181V182H51ZM70 181V182H69ZM91 181H93L92 183H91ZM117 181H119V183H117ZM146 183H145V182ZM160 181H161V183H160ZM166 181H170V182H166ZM198 182L199 181V184L198 183H196V184H198L197 186L195 185V182ZM203 181V182H202ZM213 181H216V182H213ZM231 183H230V182ZM237 181V182H236ZM241 181V182H240ZM11 182H13V183H11ZM47 182V183H46ZM56 182V183H55ZM66 182V183H65ZM81 182H82V184H81ZM86 183V185H85V183ZM95 182V183H94ZM98 182H100V183H98ZM104 182V183H103ZM122 182H123V185H121L122 184ZM125 182V183H124ZM134 184H133V183ZM144 182V183H143ZM159 182V183H158ZM213 182V183H212ZM217 182H218V184H217ZM229 182V183H228ZM255 182V183H254ZM52 183V184H51ZM55 183V185H53ZM58 183V184H57ZM94 183V184H93ZM98 183V184H97ZM102 183V184H101ZM139 183V184H138ZM143 183V184H142ZM151 183L153 184V185H151ZM174 183H176V184H174ZM180 183L182 184V183H184V184H182L183 186H184V188H183V186L182 185H180ZM191 183H193V185H195V187H194V189L196 190V192H194L195 190L194 189H190L191 191L189 192V185L188 184H190V186H192L191 185ZM215 183V184H214ZM38 184H40L39 186H37ZM44 184H46V186L44 185ZM103 184H105V185H103ZM125 184H127V186H125ZM160 184H162L163 185V190H162V185L160 186ZM213 184V185H212ZM227 184H228V186H227ZM231 184H233V186L231 187ZM260 184V185H259ZM9 185V186H8ZM10 185H15L13 188L10 186ZM27 185H29V186H27V189L25 188ZM33 185H35V186H33ZM51 186V188H49L50 186ZM56 185H58V186H56ZM69 185H70V187H69ZM71 185H72V187H73V189L74 190H72L71 189ZM85 185V186H84ZM91 185V186H90ZM100 185V186H99ZM103 185V186H102ZM121 185V186H120ZM131 185V186H130ZM140 185H142L141 186V188H140ZM151 186V188H150V186ZM177 185H178V187H177ZM180 185V186H179ZM186 185V186H185ZM207 185H211L210 187L209 186H207ZM235 185V186H234ZM243 185H244V187H243ZM247 185V186H246ZM250 185H252V186H250ZM253 185H255V186H253ZM257 185V186H256ZM261 185H263V186H261ZM3 186V187H2ZM19 186V187H18ZM48 186V187H47ZM56 186V187H55ZM105 186V187H104ZM119 186V187H118ZM128 186H129V188H128ZM143 186H146V187H143ZM148 186V187H147ZM155 186H157L158 187V189H160V187H161V189H160V191L155 187V189H154V187ZM160 186V187H159ZM174 186V187H173ZM182 186V187H181ZM200 186V187H199ZM262 188H261V187ZM22 187H24V189H25V191H24V189H21V190H23V194H26V193H28L29 191H31L32 193L31 194H33V196L31 197V195H30V192H29V194H26L27 195V197H26V195L25 196H23V194H21L22 193V191H21V193L20 194H18V195H16L17 193H18V191H20V188H22ZM57 191L58 189V192H56L53 188ZM59 187V188H58ZM64 187H66V188H64ZM91 187V188H90ZM98 187H102V188H98ZM113 187V188H112ZM118 187V188H117ZM124 187V188H123ZM135 187V188H134ZM142 187H143V189H142ZM167 187V188H166ZM177 189H176V188ZM185 187H188V188H185ZM215 187V188H214ZM240 187L242 188H246V189H244V190H247V192L245 191L244 192V190L242 191V189H240ZM10 188V189H9ZM16 188H19V190L17 191V190H15ZM29 188H30V190H29ZM39 188V189H38ZM43 189L42 191H41V189ZM68 188H69V190H68ZM110 188V189H109ZM116 188H117V190H119L118 192H116ZM147 188L149 189H151L149 192H148V194L147 193H145V189H146V191H147ZM168 188H171L172 190H170L169 192L167 191V190H169ZM174 188V189H173ZM190 188H192V187H190ZM198 188H200V189H198ZM207 189L206 190V193H204V191H205V189ZM223 188V189H222ZM233 188H235V189H233ZM249 188H251V190H249ZM45 189H47V191L46 192H48V193H50V194H46V192L44 191ZM53 189V190H52ZM177 191H176V190ZM201 189H202V191H201ZM208 189H210V190H208ZM225 189H229V192H228V194H226V191H228V190H225ZM241 191H240V190ZM29 190V191H28ZM50 190V191H49ZM66 190V191H65ZM73 191V193H72V191ZM87 190H88V192H87ZM90 190H92L91 192H92V195H91V192H90ZM93 190H97V191H93ZM102 190V191H101ZM111 192H110V191ZM130 191V196H129V194H128V192ZM143 190V191H142ZM156 190V191H155ZM161 190H162V192L164 193H166L165 195H162V192H161ZM167 192H166V191ZM174 190V191H173ZM181 190H183V191H186V192H182ZM188 190V191H187ZM193 190V191H192ZM200 190V192H198V191ZM218 190H219V192H220V190H222L220 193H218ZM223 190H225V192L223 193ZM238 190V191H237ZM2 191V192H1ZM11 191H13V192H11ZM14 191H17V192H15L14 193ZM61 191H62V193H61ZM69 191V192H68ZM83 191H85L86 193H84ZM107 191V192H106ZM114 191H115V193H114ZM124 192V194H123V192ZM152 191V192H151ZM217 191V192H216ZM235 191V193H236V195H235V193H233ZM251 191V192H250ZM4 192V193H3ZM35 194H34V193ZM51 192H54V193H52V194H56V193H61V195H59V194H57V197H56V195H54L53 197H51L52 195H51ZM56 192V193H55ZM65 192H67V193H65ZM98 192V193H97ZM100 192H102V194L100 193ZM159 192V193H158ZM160 192H161V194H160ZM170 192H173L174 194H177L176 195V198L179 200H177L176 198H174V194H172V196L173 197H171V193ZM175 192H177V193H175ZM192 192H194V193H192ZM199 193V197H197V198H201V197H206L205 199H203V198H201V199H197L196 197H194L196 194H198ZM202 192H203V194H204V196L202 195L201 196V194H202ZM210 192H213V194H211ZM232 192V193H231ZM237 192H239V193H237ZM15 194V195H13V194ZM69 193V194H68ZM74 193H75V195H74ZM78 193V194H77ZM88 193V194H87ZM117 193V194H116ZM145 193V194H144ZM153 193L155 194L154 196H153ZM209 193V194H208ZM217 193H218V195H217ZM230 193V194H229ZM40 196H39V195ZM68 194V195H67ZM94 194H96V196L94 197ZM97 194H98V196H97ZM115 194V195H114ZM150 194H152V195H150ZM158 194H160V197H158L159 195ZM223 194H226V195H223ZM233 194H234V196H233ZM238 194V195H237ZM51 195V196H50ZM59 195V196H58ZM102 195L104 196V197H102ZM109 195V196H108ZM126 195V196H125ZM146 195H150L149 197L148 196H146ZM157 195V196H156ZM167 195V196H166ZM208 195V196H207ZM221 196V197H219L218 198V196ZM247 195V196H246ZM262 195V196H261ZM28 196H29V199H28ZM72 197V201H71V197ZM77 196V198H75ZM106 196V197H105ZM124 196V197H123ZM178 196V197H177ZM197 196V195H196ZM217 196V199L215 198ZM223 196V197H222ZM224 196H225V198H224ZM233 196V197H232ZM235 196H237V197H235ZM259 196H260V198H259ZM24 197H26L25 199L29 202L30 201V199H31V201L28 203V202H23V201H25V199L23 198V200H22V198ZM70 197V198H69ZM99 197V198H98ZM141 197H143L142 199L144 200V198L146 199V201L144 200H142L141 199ZM161 197H163V199L161 198ZM165 197V198H164ZM189 199H188V198ZM190 197H192V199H194L195 200V202H194V200H193V202H194V205H195V207H194V205H193V203L191 202L192 201V199L190 198ZM230 197H232L231 199H230ZM240 197V198H239ZM9 198V199H8ZM11 198L13 199L14 198V200H11ZM18 198V199H17ZM34 198V199H33ZM62 198V199H61ZM67 198H69V201H68V203H69V205H68V203L66 202V200H68ZM87 198H88V200L90 199V201H87ZM97 198V199H96ZM111 198V199H110ZM120 198V199H119ZM126 198V199H125ZM131 198H133V199H131ZM138 198V199H137ZM174 198V199H173ZM185 198H187V200L185 201L184 199ZM224 198V199H223ZM229 198V199H228ZM233 198H236V199H238V200H240L241 198H242V200H240V202H241V204L244 206H242L241 204H240V202L237 200V204L239 205L240 204V207L241 208H244V209H240V207L237 205V208H236V205H234L235 203H234V201H236V199H234V200H232ZM246 198V199H245ZM249 198V199H248ZM9 201H8V200ZM17 199V200H16ZM50 199V200H49ZM56 199V200H55ZM57 199H59V200H57ZM116 199V200H115ZM119 199V200H118ZM172 199V200H171ZM176 199V200H175ZM181 199V200H180ZM219 199V200H218ZM222 199V200H221ZM263 199V200H262ZM3 200H5L4 202H2ZM16 200V201H15ZM32 200H34V201H32ZM49 200V201H48ZM55 200V201H54ZM106 200L109 202V201H111V204L110 203H108V202H106ZM124 200V201H123ZM132 200V201H131ZM139 200V201H138ZM162 200V202H158V201H161ZM171 200V201H170ZM173 200H175L174 202H173ZM183 200V201H182ZM191 200V201H190ZM215 200H216V202H215ZM221 200V201H220ZM262 202H261V201ZM12 201H15V202H12ZM47 201V202H46ZM51 201H54V202H51ZM58 202V210H56V211H54L55 210V208H52V207H56L57 206V202ZM64 201H65V203H64ZM75 201V202H74ZM78 201V202H77ZM87 201V202H86ZM93 201H94V203H93ZM100 201V202H99ZM119 201V202H118ZM121 201H122V203H121ZM125 201H127V202H125ZM187 201L189 202L190 201V203H189V205H191L192 204V207H194V208H197V211H196V209H195V211L196 212H194V210H193V208L192 207H189V205L187 204ZM213 201H214V203H213ZM245 201H246V203H245ZM33 202H34V204H36L35 206H31V208H29L30 206V203L33 205ZM56 202V203H55ZM60 202V203H59ZM61 202H63L64 204H66V205H64V204H62ZM71 202H74L73 204H71ZM85 202V203H84ZM118 202V203H117ZM131 204H130V203ZM133 202V203H132ZM150 202H153V203H150ZM174 203V205H173V203ZM176 202V203H175ZM220 202H222V203H220ZM239 202V203H238ZM249 202V203H248ZM38 203V204H37ZM40 203V204H39ZM56 204V206H54L55 204ZM80 203V204H79ZM84 204V206H82L83 204ZM89 203H91V204H89ZM115 204V203H117V204H115V205H112V204ZM125 203H126V205H125ZM127 203H128V205H127ZM143 203V204H142ZM156 205H155V204ZM177 203H179V204H177ZM217 203V204H216ZM218 203H220V204H218ZM224 203V204H223ZM245 205H244V204ZM248 203V204H247ZM263 203V204H262ZM21 204V205H20ZM29 204V205H28ZM49 204H50V207H51V209L50 208H48L47 206H49ZM53 206H52V205ZM62 204V206H61V208L59 207L60 205ZM72 206H71V205ZM95 206H94V205ZM96 204H97V206H96ZM122 206H121V205ZM147 204L148 205H150V206H147ZM160 204V205H159ZM183 204V205H182ZM199 206H198V205ZM214 204H216L215 206H214ZM221 204H223V205H225V206H223V205H221ZM251 204V205H250ZM262 204V205H261ZM8 205V206H7ZM27 205H28V208L30 209H27ZM80 205V206H79ZM85 205L87 206V207H85ZM132 205V206H131ZM138 205V206H137ZM142 205V206H141ZM146 205V206H145ZM171 205H173V206H171ZM179 205H181L180 207H179ZM184 205H185V207L186 208H184ZM197 205V206H196ZM221 205V206H220ZM233 205V206H232ZM247 205V206H246ZM262 207H261V206ZM6 206H7V208H6ZM25 208V210H24V208ZM64 206H66V207H64ZM69 206H70V209H69ZM74 206H76V207H74ZM79 206V207H78ZM82 206V207H81ZM94 206V207H93ZM124 206L126 207V208H124ZM183 206V207H182ZM208 206V207H207ZM218 206H220L219 207V209L217 208ZM257 206H259L260 208H261V210H259L260 208L258 207L257 208ZM3 207V208H2ZM22 207V208H21ZM37 207H39V208H37ZM138 207V208H137ZM167 207H173V208H169V210H168V208ZM189 207V208H188ZM233 207H235V208H233ZM21 208V209H20ZM34 208H36V210L34 209ZM72 208V209H71ZM97 208V209H96ZM99 208V209H98ZM101 208V209H100ZM116 209V212L114 211L115 209ZM131 208V209H130ZM164 208V209H163ZM188 208V209H187ZM201 208V209H200ZM249 208V209H248ZM34 209V210H33ZM40 209V210H39ZM54 209V210H53ZM56 209H57V207H56ZM87 209H89V211L87 210ZM155 209H157L158 210V214L159 215H157V210H156V212H154V210ZM159 209H161V211L162 212H160V210ZM184 209V211H182ZM188 211H187V210ZM211 209L213 210V211H211ZM217 209V210H216ZM257 209V210H256ZM33 210V211H32ZM44 210H45V212H44ZM55 212H53V211ZM77 210V211H76ZM93 210V211H92ZM95 210V211H94ZM112 212H111V211ZM123 212H122V211ZM124 210H126V211H124ZM134 210V211H133ZM141 210H143V211H141ZM149 210H153V212L154 213H156V214H153V212H147V211H149ZM235 212H234V211ZM244 210H245V213H243L244 212ZM247 210H248V212H247ZM250 210V211H249ZM254 210H255V213H254ZM21 211V212H20ZM51 211V212H50ZM71 211H72V213H71ZM91 211V212H90ZM144 211H146V213L144 212ZM165 211H168L169 212V216L167 215V214H164V213H166ZM189 211H192V212H189ZM228 211V212H227ZM259 211V212H258ZM18 212H19V214H18ZM65 212H67L68 213V217H66V214L67 213H65ZM94 212V213H93ZM96 212V213H95ZM118 212V213H117ZM130 212V213H129ZM177 212H179V215H178V213ZM186 212H188V213H186ZM234 212V213H233ZM238 212H239V214H238ZM247 212V213H246ZM15 213V214H14ZM36 213V214H35ZM54 213V214H53ZM84 213V214H83ZM91 213V214H90ZM100 213L102 214V215H100ZM110 213H112V214H110ZM117 213V214H116ZM173 213H175L176 214V217H175V214L173 215ZM191 213V215H189ZM19 215L20 216V219H21V217H22V221L20 220H18L17 221V218H16V215ZM26 214H28V215H26ZM63 214V215H62ZM65 214V215H64ZM73 216V219H75L74 221H73V219H72V217H70L71 215ZM80 214H81V216H80ZM89 214V215H88ZM98 214V215H97ZM171 214H172V216H171ZM192 214L194 215V214H196V216L194 215V216H192ZM197 214H200V215H197ZM241 214H242V217H240L241 216ZM251 214V215H250ZM10 215V216H9ZM25 215H26V218H25ZM55 215H56V217H55ZM59 215V216H58ZM91 215V216H90ZM110 217H112V215H113V217H114V215H115V218H117V220L115 219V218H113L112 217V219L113 220H111V218L109 219V216ZM128 215L130 216V215H132V216H130L129 218H130V220H129V218H128ZM141 215H143L142 217H141ZM153 215V216H152ZM157 215V216H156ZM218 217H217V216ZM235 216V219H233L232 220V217H234ZM254 215V216H253ZM19 216H17V217H19ZM28 216H30V217H28ZM76 216V217H75ZM87 216H90L89 218L87 217ZM126 216V217H125ZM136 218H135V217ZM140 216V217H139ZM147 216V218H145ZM165 216H167V218L165 217ZM173 216H174V218H173ZM184 216H186L188 219L190 218V219H192V220H188L186 217H184ZM202 216V217H201ZM223 216H225L224 218H223V220H222V217ZM228 216L230 217L229 219H230V221H226V220H229L228 219ZM247 216V217H246ZM249 216V217H248ZM259 216V219H257V217ZM59 217V218H58ZM79 217V218H78ZM104 217H105V219H104ZM118 217H120V218H118ZM123 217V218H122ZM137 217L138 218H141L140 220L139 219H137ZM152 217V218H151ZM165 217V218H164ZM171 217V218H170ZM179 217H181V218H179ZM193 217V218H192ZM200 217V218H199ZM205 217V218H204ZM215 217H217V218H215ZM227 217V218H226ZM28 218V219H27ZM41 220H40V219ZM51 218H55L54 220L53 219H51ZM85 218H86V220H85ZM102 218L105 220H103V222H102ZM127 218H128V220H127ZM132 218V219H131ZM149 218V219H148ZM175 218H176V220H175ZM197 218V219H196ZM218 219L217 221L216 220H214L213 222L212 221H210L211 219L213 220V219ZM19 219V218H18ZM26 219V221H24ZM72 219V220H71ZM78 219V220H77ZM108 219V220H107ZM126 219V220H125ZM134 219V220H133ZM137 220V222H136V220ZM146 219H147V221H146ZM150 219H152V220H150ZM155 219V220H154ZM158 219V220H157ZM166 219V220H165ZM167 219H168V222H167ZM187 219L188 221H185V220ZM203 219H205V221L203 220ZM225 219V220H224ZM238 219H240V221L238 220ZM241 219H242V221H241ZM260 219H262V221H261V223L259 222L260 221ZM11 220H15L14 222L16 223H18L17 225H15V223L13 224L12 222H11ZM49 220V221H48ZM92 220V221H91ZM100 220V221H99ZM115 220V221H114ZM119 220V221H118ZM126 221V224H127V221L129 222V225H130V223H131V225L129 226V227H126V225H123L122 226V224L121 223H123V224H125V221ZM159 220H161V221H159ZM182 220H184V221H182ZM193 220H195L194 221V223H193ZM199 220V222H198V224H197V221ZM219 220H220V222H219ZM235 220V221H234ZM259 220V221H258ZM8 221V222H7ZM25 222V224H24V222ZM34 221H36L35 223H34ZM39 221V222H38ZM56 221H58V222H56ZM73 221V222H72ZM88 221V223H86V222ZM91 221V222H90ZM114 221V222H113ZM135 223H133V222ZM146 221V222H145ZM153 221L155 222V224H156V222L157 223H159L158 225H155V224H153ZM170 221V222H169ZM180 221V222H179ZM191 221H192V223H191ZM202 221H203V223H202ZM215 221H216V223H217V225L216 224H214L215 223ZM234 221V222H233ZM22 223V224H24V225H26V226H23L22 224H20V223ZM54 222V223H53ZM72 222V224H70ZM81 222H82V224H81ZM83 222H85V223H83ZM118 222H121L120 224H118ZM150 224H149V223ZM183 222V223H182ZM210 222V223H209ZM241 222V223H240ZM245 222V223H244ZM10 223H12V224H10ZM30 223V224H29ZM33 223H34V225H33ZM98 223V224H97ZM113 224V226H112V224ZM136 223H137V226H136ZM201 223V224H200ZM205 223V224H204ZM210 225H209V224ZM243 223V224H242ZM247 223V224H246ZM260 223V224H259ZM27 224H29V227L31 228V230L32 229H35L36 227H37V232H36V230L33 232V230L31 231V230H29L28 228V226H27ZM39 224H41V226L39 225ZM67 224H69V225H71V226H69V225H67ZM77 224V225H76ZM85 224V225H84ZM96 224V225H95ZM133 224V225H132ZM151 224H153V225H151ZM189 224H191V226H190V228H187L188 230L189 229H194V231H197V234H199L200 235V237L199 236H194V235H196V234H193L192 235V231L191 230H187L185 227H188V225ZM193 224V225H192ZM208 224V225H207ZM215 225V227H214V225ZM231 224V225H230ZM13 225H15V227H11V226H13ZM20 225H21V227H20ZM31 225V226H30ZM36 225V226H35ZM44 225V226H43ZM53 225H55L54 227H53ZM67 225V226H66ZM76 225V226H75ZM128 225V224H127ZM146 225V226H145ZM155 225V226H154ZM168 225V226H167ZM183 225H185V226H183L187 231H188V233H190V231H191V233H190V235L186 232V234H185V232L184 231H186V230H182V226ZM203 225V226H202ZM212 225H213V228H212ZM239 225H240V227H241V229L239 230ZM246 225V226H245ZM248 225V226H247ZM262 225V226H261ZM17 226V227H16ZM34 226H35V228H34ZM46 226V227H45ZM57 226V227H56ZM58 226H61V227H58ZM74 226V227H73ZM87 226H88V229H87ZM97 226V227H96ZM104 226V227H103ZM133 226H135V227H133ZM180 226L181 227V230L178 228V227ZM201 226H202V228H201ZM205 226H208V228L207 227H205ZM24 227H27V228H25V229H27V230H25L24 229ZM40 227H42L43 228V230H42V228L40 229ZM45 227V228H44ZM76 227V228H75ZM85 227V228H84ZM112 227V228H111ZM130 227H132V228H130ZM151 227V228H150ZM164 227V228H163ZM172 229H171V228ZM177 227V228H176ZM197 227V228H196ZM205 227V228H204ZM259 227H260V229H259ZM2 228H3V230H2ZM4 228H6V231H8V233L10 234H7V232L5 233V230H4ZM16 228H19L20 229V231L18 230V229H16ZM57 228V229H56ZM59 228V229H58ZM95 228V229H94ZM103 228H105V229H103ZM137 230L138 228H140V230L138 229L137 231H134L135 229ZM145 228V229H144ZM147 228H148V230H147ZM164 230H163V229ZM183 228V229H184ZM195 228H196V230H195ZM199 228H201V229H199ZM207 228V229H206ZM246 228H248V229H246ZM263 228V229H262ZM21 229H23V230H21ZM40 229V230H39ZM44 229H45V232L46 233H48L49 231H51V233L49 234L48 233V235L46 234V233H43L44 232ZM92 229H93V231H94V233H98V234H94L93 233V231H92ZM98 229V230H97ZM142 229V230H141ZM158 229H160V230H158ZM166 229H168V230H166ZM197 229H199V230H197ZM214 229V233L216 234L215 236H213L214 235V233H212V231H210V230H213ZM245 229V230H244ZM18 230V231H17ZM58 230V231H57ZM83 232H82V231ZM100 230V231H99ZM104 230V231H103ZM115 230V231H114ZM117 230V231H116ZM122 230V231H121ZM130 232H129V231ZM157 230V231H156ZM163 230V231H162ZM175 230H176V232H175ZM243 230V231H242ZM248 230V231H247ZM26 231H27V234H30V233H32L31 235H27L26 234ZM42 231V233H40ZM55 231H57L56 233H55ZM97 231V232H96ZM111 231V232H110ZM133 231H134V233H136V234H133ZM144 231V232H143ZM156 231V232H155ZM205 231V232H204ZM209 231L212 233V235L209 233ZM216 231V232H215ZM242 231V232H241ZM246 231V232H245ZM11 232H13V234L11 233ZM14 232H18L19 233V235H21L20 237L18 236V234L17 233H14ZM22 232V233H21ZM82 232V233H81ZM89 232L91 233V234H89ZM110 232V234L108 235V233ZM112 232H114V233H112ZM117 232V233H116ZM199 232V233H198ZM208 234H207V233ZM231 232H233V235H231ZM237 232H239V234H240V236H239V234L237 233ZM243 233L242 235H241V233ZM255 232V233H254ZM260 232H261V234H260ZM263 232V233H262ZM38 235H37V234ZM43 234L44 236H48V237H44L43 235H40V234ZM54 233V234H53ZM79 233V234H78ZM103 233H105V234H103ZM145 233V234H144ZM196 233V232H195ZM201 233V234H200ZM203 233L204 234H207V235H205V237H204V239H202L203 238ZM226 233H228V234H226ZM249 236V238L247 237V235ZM2 234H4V235H2ZM5 234H6V236H5ZM14 234H15V236H14ZM16 234H17V236H16ZM55 234L57 235L56 237H55ZM84 234V235H83ZM89 234V235H88ZM107 234V235H106ZM116 234H118L119 235V237H118V235H117V237H116ZM151 234V235H150ZM178 234V235H177ZM188 234V235H187ZM224 234V235H223ZM237 234V235H236ZM244 234H245V236H244ZM252 236H251V235ZM33 235V236H32ZM100 235H101V237H100ZM134 235V236H133ZM137 237H136V236ZM139 235V236H138ZM143 235V236H142ZM161 235V236H160ZM168 235V236H167ZM169 235H171V236H169ZM225 235H227L226 237H228L227 239H226V237H224ZM235 235V236H234ZM254 235V236H253ZM255 235H257V236H255ZM262 236V237H260V236ZM32 236V237H31ZM38 236H39V238H41L40 236H42V238L44 237L45 238V240H44V238L42 239V241H41V244H40V242H38V240L40 241L41 239H39L38 238ZM97 236H98V239H97ZM147 236V237H146ZM167 236V237H166ZM172 236H173V238H172ZM180 236V237H179ZM212 236V237H211ZM217 236V237H216ZM229 236H231V237H229ZM242 236H243V239H242ZM3 237V238H2ZM18 237V238H17ZM36 237V239H34ZM50 237V238H49ZM55 237V240L56 241H53L54 239L53 238ZM171 237V238H170ZM184 237V238H183ZM207 237V238H206ZM213 237H216V238H213ZM223 237L225 238L224 240H223ZM246 237V238H245ZM251 237H255V238H251ZM257 237V238H256ZM20 238V239H19ZM23 238H24V240H23ZM46 238H49L50 239V241L49 240H47ZM57 238H59V239H57ZM80 238H81V240H80ZM114 238V239H113ZM144 238V239H143ZM149 238V239H148ZM162 239V241H160L161 239ZM164 238V239H163ZM178 238V239H177ZM183 238V240H180V239H182ZM201 238V239H200ZM235 238V239H234ZM239 238V239H238ZM251 238V239H250ZM263 238V239H262ZM6 240V242H5V240ZM18 239V240H17ZM38 239V240H37ZM71 239V240H70ZM83 239H88V241L87 240H83ZM92 239V240H91ZM101 239V242L99 241ZM103 239V240H102ZM107 239H108V241H107ZM110 239H112V241L110 240ZM147 239H148V241H147ZM190 239V240H189ZM200 239V240H199ZM207 239V240H206ZM209 239V240H208ZM242 239V240H241ZM250 239V240H249ZM252 239H253V242H252ZM259 239H260V242H259ZM8 240V241H7ZM91 240V241H90ZM110 240V241H109ZM137 240V241H136ZM164 240V241H163ZM178 240H180V241H178ZM207 241V243L209 242V244H207L205 241ZM211 240H212V242H211ZM227 240H230V241H227ZM241 242H240V241ZM247 240V241H246ZM257 240V241H256ZM2 241V242H1ZM71 241V242H70ZM96 241H99V242H96ZM102 241H104V242H102ZM106 241H107V243H106ZM133 241V242H132ZM136 243H135V242ZM160 241V242H159ZM217 241V242H216ZM235 241V242H234ZM248 244V242H249V244H248V246H247V244L245 243V242ZM43 242V243H42ZM54 242V243H53ZM111 242V243H110ZM118 242H119V244H118ZM163 242V243H162ZM177 242V243H176ZM200 242H201V244H200ZM202 242H203V244H205V245H203L202 244ZM213 242H215V243H213ZM226 242H228V243H226ZM255 242V243H254ZM263 242V243H262ZM6 243V244H5ZM21 243H23V244H21ZM30 243H31V245H30ZM44 243H46L45 245H44ZM49 243V244H48ZM52 243V244H51ZM72 244V246H71V244ZM81 243V244H80ZM85 243V244H84ZM90 243H92L93 245L94 244H96L95 246H92V244L90 245ZM99 243H100V245H99ZM106 243V244H105ZM111 244V245H107V244ZM149 243V244H148ZM175 243L176 244H180V245H175ZM217 243V244H216ZM243 243H244V245H243ZM258 243V244H257ZM261 243H262V245H261ZM117 244L119 245V246H117ZM135 244H137V245H135ZM159 244H160V246H159ZM195 244V245H194ZM214 244V245H213ZM215 244H216V246H215ZM226 244V245H225ZM232 244H234L235 245V247H233L232 246ZM241 246H240V245ZM257 244V245H256ZM17 245V246H16ZM22 247H21V246ZM85 245H87L88 246V248H86L87 246H85ZM163 245H164V249H163ZM197 245V246H196ZM199 245H200V247H199ZM209 245V246H208ZM232 247H231V246ZM254 245H256L257 246V249H259V247H260V250H257L256 251V248H255V246ZM16 246V247H15ZM25 246H27V247H25ZM60 246V247H59ZM64 246H65V248H64ZM68 246H70V247H68ZM97 246V247H96ZM145 246V247H144ZM166 246V247H165ZM176 246V247H175ZM194 246V247H193ZM196 246V247H195ZM201 246L202 247H204L202 250H201ZM209 248H208V247ZM213 246V247H212ZM218 246V247H217ZM220 246H222V247H220ZM236 246L237 247H241L242 248V252L240 253V251H241V249L239 248H237V251L235 250L236 249ZM259 246V247H258ZM13 249V247L17 250H15V249H13L12 250V252H15V254L14 253H12V252H10L11 251V248ZM28 247H29V249H28ZM45 247H49L50 249H51V251H52V253H53V255L52 254H50V249L48 248V251H46V254H45V250L44 249H46ZM55 247V251H54V248ZM68 249H67V248ZM94 248V249H91V248ZM104 247H107V248H104ZM125 247V248H124ZM135 247V248H134ZM141 247H143V248H141ZM147 247H148V249H147ZM198 247V248H197ZM216 247V248H215ZM220 247V248H219ZM231 247V248H230ZM246 249H245V248ZM254 247V248H253ZM21 248V249H20ZM44 248V249H43ZM100 250H99V249ZM104 248V249H103ZM111 248V249H110ZM136 250V252H134L135 250ZM141 248V249H140ZM157 248V249H156ZM176 250H175V249ZM193 248H194V250L196 251V252H194V254H192L193 253ZM197 248V249H196ZM206 248H207V250H206ZM219 248V249H218ZM225 248H230V250H227V249H225ZM233 248V249H232ZM235 248V249H234ZM243 248H244V250L245 251H243ZM247 248H249V250H247ZM252 248V249H251ZM7 249H10V251L8 250V251H6ZM25 249V250H24ZM26 249L28 250V251H26ZM57 249V250H56ZM62 250V251H60V250ZM66 250V251H63V250ZM75 251H74V250ZM96 249V250H95ZM138 249V250H137ZM145 249H147V250H145ZM150 249V250H149ZM158 249H160L159 250V252H158ZM167 249L169 250V252L167 251ZM173 249V250H172ZM198 249H200L199 250V252H198ZM210 249V250H209ZM222 249V250H221ZM263 249V250H262ZM23 250H24V252H23ZM47 250V249H46ZM76 250H78V251H76ZM91 250H95V251H97V252H95V251H91ZM104 251V252H102V251ZM112 250V251H111ZM124 250V251H123ZM133 250V251H132ZM193 250V251H192ZM5 251V252H4ZM26 251V252H25ZM39 251V253H38V255H37V252ZM41 251H43V252H41ZM68 251V252H67ZM80 251V252H79ZM111 251V252H110ZM127 251H128V253H127ZM148 251V252H147ZM172 253H171V252ZM178 251V252H177ZM192 251V252H191ZM226 253H225V252ZM254 251V252H253ZM260 251V252H259ZM9 252H10V255H9ZM56 252L58 253L57 255H58V258H56ZM65 254H64V253ZM70 252V253H69ZM114 252V253H113ZM127 253V256H126V254L125 253ZM130 252H132V253H130ZM137 252H139V253H137ZM146 252L147 254H144V253ZM162 252H163V254H162ZM168 252V253H167ZM185 252V254H187V255H189L188 257H187V255L185 256V254H183ZM202 252H204L203 254H202ZM206 252H208L207 253V255H206ZM223 252V253H222ZM230 252V253H229ZM233 252V253H232ZM245 252H246V254H247V256H243V255H246L245 254ZM249 252V253H248ZM255 252H256V254H258V252H259V258H258V256H256V254H255ZM17 253L18 254H20L19 255V259H17V257H15V256H18L17 255ZM23 255H22V254ZM25 253V254H24ZM43 255H41V254ZM44 253V254H43ZM48 253V254H47ZM62 253V254H61ZM66 253H68V254H70V255H68V254H66ZM72 253V254H71ZM85 253V254H84ZM122 253V254H121ZM130 253V254H129ZM142 253H143V255H142ZM155 253H157V254H155ZM171 253V254H170ZM180 253V254H179ZM202 255H201V254ZM210 253H212V254H210ZM221 253V256L219 255ZM238 253H240V254H238V256H237V254ZM243 253V254H242ZM253 254V256H252V254ZM50 254V255H49ZM54 254L56 255V256H54ZM99 254H101L100 255V257H98L99 256ZM109 254V255H108ZM116 254V255H115ZM136 254H138V255H136ZM139 254H141V256L139 257ZM181 254H183L182 256H181ZM191 254V255H190ZM205 254V255H204ZM217 254H218V258H219V256H220V258L219 259H221V257L222 258H224L223 260H219L218 258H216L217 257ZM223 254H227V255H223ZM231 254V255H230ZM7 255H9L10 256V259L9 258H7L6 259V257H7ZM15 255V256H14ZM27 255V256H26ZM44 255H46V256H44ZM48 255V256H47ZM84 255V256H83ZM106 255V256H105ZM111 255V256H110ZM119 255V256H118ZM136 255V256H135ZM155 255H156V257H157V259H155L156 257H155ZM169 255V256H168ZM212 255H213V257H212ZM216 257H215V256ZM234 255V256H233ZM236 255V256H235ZM249 255V256H248ZM262 255V256H261ZM6 256V257H5ZM8 256V257H9ZM53 256L55 257V258H53ZM87 256H89V257H87ZM109 256V257H108ZM115 257V258H113V257ZM121 256H122V258H121ZM152 256H153V259H151L152 258ZM159 256H161L160 258H159ZM162 256H163V258H164V261L163 262H161L162 260L161 259H163L162 258ZM165 256V257H164ZM178 256H180V257H178ZM195 256V257H194ZM204 256V257H203ZM206 256V257H205ZM210 256V258H208L207 260H211L210 262L209 261H207L205 258H207V257H209ZM228 256H230V258H229V260H228ZM231 256H233L232 258H231ZM243 256V257H242ZM256 256V257H255ZM1 257H2V259L3 258H5L4 260H2L1 259ZM12 257H15L14 259L12 258ZM21 257V258H20ZM25 257V258H24ZM61 257H63V258H61ZM69 257H70V259H69ZM93 257H95V258H93ZM110 257H111V259H110ZM135 257V258H134ZM145 257V258H144ZM151 257V258H150ZM167 257V258H166ZM170 257V259H168ZM178 257V258H177ZM235 257H237V258H235ZM246 257V258H245ZM253 257V258H252ZM72 258H74V259H72ZM112 258L114 259V260H112ZM150 258V259H149ZM172 258H173V260H172ZM174 258H175V260H178V261H176L175 263L173 262V261H175L174 260ZM179 258H181V259H179ZM184 258H185V260H184ZM213 258V259H212ZM214 258L216 259V260H218L219 262L217 263V261H215L214 260ZM244 258H245V260H244ZM251 258V259H250ZM58 259V260H57ZM62 259V260H61ZM97 260V262H96V260ZM136 259H138V260H136ZM141 259V260H140ZM161 261H160V260ZM165 259H168V260H166L165 261ZM189 261H188V260ZM196 259V260H195ZM198 259H199V261H198ZM205 259V261H203ZM226 259V260H225ZM236 259H238V260H236ZM240 259H243V260H240ZM23 260V261H22ZM38 260V261H37ZM56 260H57V262H56ZM63 262H61V261ZM65 260V261H64ZM73 260V261H72ZM80 260V261H79ZM88 260V261H87ZM92 260H94L96 263H94V261L92 262ZM159 260V261H158ZM182 261V262H180V261ZM214 260V261H213ZM229 262H228V261ZM263 260V261H262ZM9 261V262H8ZM23 263H22V262ZM114 261H115V263H114ZM135 261V262H134ZM146 261V262H145ZM186 261H187V263H186ZM223 261H225V263H223ZM227 261V262H226ZM30 262V263H29ZM59 262V263H58ZM67 262V263H66ZM120 262V263H119ZM155 262V263H154ZM160 262V263H159ZM183 262H185V263H183ZM237 262H239V263H237ZM221 263H219V264H221ZM215 264V263H214Z\"/></svg>",
  "mask_w": 264,
  "mask_h": 264
},
{
  "label": "bare ground",
  "instance_id": "2",
  "mask_svg": "<svg viewBox=\"0 0 264 264\" xmlns=\"http://www.w3.org/2000/svg\"><path fill=\"white\" fill-rule=\"evenodd\" d=\"M7 1H8V0H5V2H7ZM10 1H12V0H10ZM35 1H36V0H35ZM37 1H40V0H37ZM37 1H36V3H38V4L40 5L41 1H43V0H41L40 2H37ZM61 1H62V0H61ZM61 1H60V2H61ZM114 1H115V0H114ZM121 1H122V0H121ZM156 1H157V0H155V2H156ZM186 1H187V0H186ZM201 1H202V0H201ZM204 1H205V0H204ZM206 1H207V0H206ZM215 1H216V0H215ZM224 1H225V4H227V3H226L227 1H226V0H224ZM233 1H234V0H233ZM235 1H236V0H235ZM235 1H234V2H235ZM24 2H26V0H25V1L23 0V3H24ZM28 2H29V1H27L26 3H28ZM102 2H103V0H102ZM104 2H105V0H104ZM111 2H112V1H111ZM132 2H133V1H132ZM155 2H154V4H155ZM176 2H179V1H176ZM181 2H182V0H181ZM181 2H180V3H181ZM183 2H185V0H183ZM197 2H199V0H197L196 3H197ZM202 2H203V1H202ZM212 2H213V1H212ZM217 2H218V1H217ZM245 2H246V1H245ZM247 2H248V1H247ZM249 2H253V1H249ZM249 2H248V3H249ZM260 2H263V0H262V1L259 0V2H255L256 4H255V3H253V4H255L256 7H258V9H259V6L261 7V3H260ZM10 3H11V2H10ZM18 3H19V2H18ZM29 3H30V2H29ZM32 3H34V2L32 1ZM44 3H46V2H44ZM81 3H82V2H81ZM105 3H108V1L105 2ZM135 3H136V2H135ZM138 3H140V4H141V3H144V5H145L146 1H145V2H142V1H141V2H138ZM147 3H148V1H147ZM147 3H146V4H147ZM168 3H169V2L167 1V2H166L167 7H168ZM172 3H173V2H171V4H172ZM180 3H179V4H180ZM189 3H191V2H189ZM192 3H193V0H192ZM203 3H204V2H203ZM213 3H214V2H213ZM213 3H212V4H213ZM229 3H230V2H229ZM231 3H232V2H231ZM231 3H230V4H231ZM258 3H259V5H257ZM3 4H5V3H3ZM3 4H2V5H3ZM8 4H9V3H8ZM14 4H15V1H14ZM30 4H31V3H30ZM38 4H37V5H38ZM47 4H48V3H47ZM71 4H75V3H71ZM82 4H83V3H82ZM97 4H98V3H97ZM108 4H110V3H108ZM125 4H126V3H125ZM127 4H128V3H127ZM157 4H158V3H157ZM173 4L175 5V3H173ZM179 4H178V5H179ZM193 4H194V3H193ZM193 4H192V5H193ZM206 4H208V2H206ZM219 4H220V3H219ZM237 4H238V3H237ZM240 4H241V3H240ZM242 4H243V3H242ZM253 4H249L250 7H249V6H247V7H249V8L252 7L251 9H256V7H255ZM0 5H1V2H0ZM24 5H25V4H24ZM34 5H35V4H34ZM44 5H45V4H44ZM79 5H80V4H79ZM86 5H87V4H86ZM98 5H99V4H98ZM102 5H104V3H102ZM105 5H106V4H105ZM105 5H104V7H105ZM144 5H141V6L145 7L146 5H145V6H144ZM148 5H150V3H148ZM148 5H147V6H148ZM164 5H165V4H164ZM164 5H162L161 10L163 9V7H164V9H167V7L165 8ZM184 5H185V4H184ZM190 5H191V4H190ZM204 5H205V4H204ZM210 5H211V4H210ZM210 5H209V6H210ZM215 5H217V3H216ZM220 5H221V4H220ZM222 5H223V2H222ZM246 5H247V4H246ZM251 5H252V6H251ZM3 6H4V5H3ZM32 6H33V5H32ZM41 6H42V4H41ZM45 6H46V5H45ZM69 6H70V5H69ZM83 6H84V5H83ZM122 6H123V5H122ZM138 6H140V5H138ZM141 6L138 7V8H139V10H138L139 12L141 11V8H143V7H141ZM150 6L152 7V5H150ZM170 6H171V5H170ZM170 6H169V7H170ZM180 6H183V4L180 5ZM202 6H203V5H202ZM205 6H206V5H205ZM225 6H226V5H225ZM231 6H232V5H231ZM231 6L229 5V7H231ZM24 7H25V6H24ZM30 7H31V6H30ZM35 7H36V6H35ZM66 7H68V5H67ZM104 7L101 6L102 9H103ZM106 7H107V6H106ZM106 7H105V8H106ZM120 7H121V6H120ZM171 7H173V6H171ZM186 7H187V6H186ZM186 7H185V9H187ZM190 7L193 8L194 6H190ZM190 7H188V9H189ZM195 7H196V6H195ZM195 7H194V8H195ZM206 7H208V5H207ZM206 7H205V8H206ZM223 7H224V5H223ZM223 7H222V8H223ZM227 7H228V6H227ZM227 7H226V8H227ZM232 7H233V6H232ZM236 7H239V6L237 5ZM241 7H243V8H242L243 11H245L244 8L247 9L246 6L244 7V5H243V6L241 5L240 8H241ZM253 7H254V8H253ZM4 8H6V7H4ZM13 8H14V7H12V10H13ZM25 8H28V7H25ZM25 8L22 7V9H25ZM38 8H39V6H38ZM97 8H98V6H97ZM145 8H146V7H145ZM148 8H149V7H148ZM148 8H147V9H148ZM152 8H153V7H152ZM199 8H201V7H199ZM199 8H198V9H199ZM218 8H219V5H218ZM220 8H221V6H220ZM234 8H235V7H234ZM261 8H262V7H261ZM10 9H11V7H10ZM15 9H16V8H14V10H15ZM29 9H30V8H29ZM39 9H40V8H39ZM81 9H82V8H81ZM98 9H99V8H98ZM164 9H163V10H164ZM188 9H187V10H188ZM196 9H197V8H196ZM209 9H210V8H209ZM228 9H229V11H230V8H228ZM251 9H250V10H251ZM7 10H8V7H7ZM12 10H11V11H12ZM14 10H13V11H14ZM30 10H31V9H30ZM37 10H38V9H37ZM70 10H71V9H70ZM70 10H69V11H70ZM73 10H74V9H73ZM75 10H77V9H75ZM99 10H100V9H99ZM129 10H130V9H129ZM180 10H181V9H180ZM187 10H186V12H187ZM202 10L204 11V14H205V11H206V10L208 11V9H202ZM202 10H201V11H202ZM216 10L219 11V9H217V8H216ZM223 10H224V9H223ZM223 10L221 11V9H220V12L218 13L221 17H224V16L221 15V14H222L221 12H223ZM232 10H234V9L232 8L231 11H230V13H233V14H232L233 16H232V15H231V16L234 17L233 19H234V21L236 22L237 20H235V17H236V13H237L236 10H237V9L235 10V16H234V12H233ZM8 11H9V10H8ZM15 11H16V15H15V17H16V16L19 15L20 13L17 14V10H15ZM34 11H36V10H34ZM38 11H39V10H38ZM38 11H36V12L38 13ZM40 11H42V10H40ZM101 11H102V10H101ZM138 11H135V12L137 13ZM143 11H144V10H143ZM143 11H142V12H143ZM151 11H153V10L151 9ZM166 11H167V10H166ZM169 11H170V10H169ZM188 11H189V12H190V11L192 12V10H188ZM193 11H195V10L193 9ZM198 11H199V10H198ZM198 11L196 10L195 14H196ZM217 11L213 12V10H212L211 12H210V11H208V12H210L209 15H210L212 12L215 13V15H214L213 13H212V15H214L215 18L217 17V19H218V16H216V15H218V14H216ZM227 11H228V10H227ZM237 11H238V10H237ZM240 11H241V10L238 11V14H239ZM248 11H249V10H246V12H244V15H245V14H248V13H249ZM18 12H19V11H18ZM20 12H21V11H20ZM49 12H50V11H49ZM62 12H64V11L62 10ZM72 12H73V11H72ZM103 12L106 13L104 10H103ZM125 12H126V11H125ZM135 12H134V13H135ZM159 12H162V11L159 10ZM163 12H164V11H163ZM179 12H180V11H179ZM224 12H226V10H225ZM247 12H248V13H247ZM3 13H4V12H3ZM6 13H8V12L6 11L5 14H6ZM9 13H10V11H9ZM11 13H12V12H11ZM11 13H10V14H11ZM13 13H14V12H13ZM23 13H24V12H23ZM23 13H22V14H23ZM33 13L35 14V12H33ZM39 13H40V12H39ZM41 13H43V12H41ZM56 13H57V12H56ZM58 13H59V12H58ZM68 13H70V12H68ZM149 13H151V12L149 11ZM164 13H165V12H164ZM167 13H168V11L166 12L165 16H167ZM202 13H203V12H202ZM240 13H241V15H243V12H240ZM260 13H261V12H260ZM260 13H259V14H260ZM1 14H2V13H1ZM5 14H4V15H5ZM14 14H15V13H14ZM22 14H20V16H21ZM28 14H31V13H28ZM73 14H74V12H73ZM73 14H72V15H73ZM76 14H77V13L75 12V15H76ZM78 14H79V13H78ZM78 14H77V17L80 16V15H78ZM109 14H110V13H109ZM109 14H107V17H106V18H108V16H109V17L111 16V15H109ZM119 14H120V13H119ZM119 14H118V17H119ZM159 14H161V13H159ZM168 14H169V13H168ZM178 14H179V13H177L176 15H178ZM193 14H194V13H193ZM200 14H201V13L199 12V13H197L196 15L200 16ZM204 14H202V15L204 16ZM223 14H224V13H223ZM225 14H226V13H225ZM227 14H229V13H227ZM263 14H264V13H263ZM2 15H3V14H2ZM23 15H24V14H23ZM52 15H53V14H52ZM61 15H62V14H61ZM68 15H70V14H68ZM99 15H101V13L98 14V16H99ZM112 15H114V14H112ZM134 15L136 16V14H134ZM137 15H138V14H137ZM140 15H142V13H140ZM162 15H164V14H162ZM184 15L186 16V14H184ZM202 15H201V16H202ZM205 15H206V14H205ZM239 15H240V14H239ZM257 15H258V13H257ZM261 15H262V14H260L259 16H261ZM26 16H27V15H26ZM26 16H24L25 19H26ZM30 16H31V15H30ZM35 16H36V15H35ZM38 16H39V14H38ZM158 16H159V15H158ZM193 16H194V15H193ZM198 16H196V18H197ZM203 16H202V17H203ZM206 16H207V15H206ZM263 16H264V15H262V17H263ZM27 17H28V16H27ZM31 17H32V16H31ZM44 17H45V16H44ZM44 17L42 16V17H38V18H44ZM46 17H47V16H46ZM69 17H70V16H69ZM88 17H89V15H88ZM95 17H96V16H95ZM101 17H102V16H101ZM115 17H116V15H115ZM124 17H125V16H124ZM128 17H129V16H128ZM137 17H139V16H137ZM143 17H144V15L142 16V18L140 17V18L142 19V21H143ZM160 17L162 18V16H160ZM178 17H179V18H182L183 16H182V17L178 16ZM189 17H190V16H189ZM189 17H188V18H189ZM202 17H200V18H202ZM211 17H212V16H211ZM225 17H226V16H225ZM243 17H244V16H243ZM255 17H256V16H255ZM262 17H261V18H262ZM19 18H21V17L18 16L17 19L19 20ZM33 18L35 19L34 15H33ZM38 18L36 17L37 20H38ZM48 18H49V17H48ZM70 18H74V16H73V17H70ZM85 18H86V17H85ZM91 18H92V17H91ZM91 18H88V19H91ZM96 18H99V17H96ZM106 18H105V19H106ZM112 18H113V17H112ZM155 18H156V16H155ZM164 18H165V17H164ZM164 18H163V19H164ZM174 18H175V16H174ZM194 18H195V16H194ZM196 18H195V19H196ZM215 18L213 17V19H215ZM227 18H229V17H227ZM240 18H241V16H240ZM240 18H239V19H240ZM251 18H252V17H251ZM257 18H258V17H257ZM257 18H256V19H257ZM263 18H264V17H263ZM263 18H262V19H263ZM14 19H15V18H14ZM14 19H13V20H14ZM28 19H29V18H28ZM30 19H31V18H30ZM30 19H29V20H30ZM36 19H35V21L37 22ZM86 19H87V18H86ZM86 19H83V20H85V22H86V21H87ZM94 19H95V18H94ZM99 19H100V18H99ZM99 19H97V20H99ZM103 19H104V18H103ZM103 19L101 18L100 20H103ZM122 19H124V18H122ZM141 19H140V20H141ZM147 19H148V18H147ZM149 19H150V18H149ZM176 19H177V18H176ZM183 19H184V18H183ZM190 19H191V18H190ZM190 19H189V20H190ZM203 19L205 20V19H207V17H206V18H203ZM210 19H211V18H210ZM213 19H212V20H213ZM221 19H222V22L226 20V19H223V18H221ZM221 19H218V20H221ZM231 19H232V18H231ZM231 19H230V20H231ZM233 19H232L231 21H233ZM241 19H242V18H241ZM246 19H248V18H246V16H245L244 24H245L246 22H247V23H250V22H248V21H245ZM259 19H260V17H259ZM259 19H257V20H259ZM1 20H2V19H1ZM1 20H0V22H1ZM21 20H22V19H21ZM29 20H28V21H29ZM49 20H50V19H49ZM49 20H48V21H49ZM52 20H53V19H52ZM113 20H115V19H113ZM119 20H120V19H119ZM126 20H127V19H126ZM126 20L123 21V22L126 23ZM132 20H133V19H132ZM132 20H131V21H132ZM134 20H137V19H134ZM140 20H139V21H140ZM184 20H185V19H184ZM189 20H188V21H189ZM200 20L202 21V23L205 22V21L202 20V19H200ZM200 20H199L198 22L201 23ZM208 20H209V18H208ZM228 20H229V19H228ZM228 20H226V21H227L226 23H228ZM260 20H261V19H260ZM8 21H9V20H8ZM11 21H12V20H11ZM11 21H9V22L11 23ZM16 21H17V20H15V22H16ZM41 21H42V19H41ZM88 21H89V20H88ZM88 21H87V22H88ZM90 21H91V20H90ZM108 21H110V20H108ZM108 21H107V22H108ZM111 21H112V20H111ZM117 21H118V18H117ZM129 21H130V19L128 18V22H129ZM142 21H141V22H142ZM146 21H147V20H146ZM148 21H149V20H148ZM160 21H161V22H160V25H161L163 28H165L166 26L164 25V26H165V27H164L163 24H161V23H164V22H163L162 20H160ZM206 21H207V20H206ZM210 21H211V20H210ZM215 21H216V20H215ZM234 21H233V22H234ZM239 21H240V23H241V20H239ZM242 21H243V19H242ZM251 21H252V20H251ZM253 21H254V18H253ZM263 21H264V19H263ZM3 22H4V20H3ZM3 22H1V23H3ZM83 22H84V21H83ZM103 22H104V21H103ZM120 22H122V21L120 20ZM120 22H119V24H120ZM123 22H122V23H123ZM135 22H137V21H135ZM141 22H139V23H141ZM176 22H177V20H176ZM185 22H186V20H185ZM190 22H191V21H190ZM208 22H209V21H208ZM211 22H212V21H211ZM216 22H217V21H216ZM216 22H215V23L212 22V23L214 24L213 26H215L216 24L218 25V22H219V21H218L217 23H216ZM233 22H232V23H233ZM237 22H238V21H237ZM237 22H236V23H237ZM255 22H257V21L255 20ZM255 22H254V23H255ZM258 22L260 23V21H258ZM261 22H262V21H261ZM4 23H5V22H4ZM4 23H3V24H4ZM13 23H14V22H13ZM88 23H90V22H88ZM108 23L110 24V22H108ZM113 23H114V22H113ZM131 23H132V22H131ZM151 23H152V22H151ZM173 23L175 24V22H173ZM177 23H179V22H177ZM188 23H189V22H188ZM194 23H196V21H195ZM236 23H235V24H236ZM252 23H253V22H252ZM259 23H258V24H259ZM262 23H264V22H262ZM31 24H32V23H31ZM31 24H29V26H30ZM44 24H45V23H44ZM46 24H47V23H46ZM53 24H54V23H53ZM60 24H61V23H60ZM60 24H59V25H60ZM84 24H85V23H84ZM91 24H92V22H91ZM96 24H97V23H96ZM127 24H128V23H127ZM145 24H146V23H145ZM156 24H157V23H156ZM165 24H166V22H165ZM169 24H171L170 27H171V29L173 30V27H174L175 25H172V23H169ZM179 24H180V23H179ZM198 24H199V23H198ZM205 24H207V22H206ZM219 24H220V26H222L221 24L224 25V23H220V22H219ZM244 24H243V26H244ZM255 24H256V23H255ZM22 25H23V24H22ZM48 25H49V24H47V26H48ZM56 25H57V24H56ZM94 25H95V24H94ZM106 25H107V24H106ZM110 25H111V24H110ZM116 25H117V23H116ZM121 25H123V24H121ZM129 25L131 26V24H129ZM150 25H151V24H150ZM153 25H155V24H153ZM153 25H152V26H153ZM157 25H159V23H158ZM167 25H168V23H167ZM196 25H197V24H196ZM202 25H203V24H202ZM226 25H227V24H226ZM226 25H224V26L226 27ZM230 25H231V24H230ZM230 25H229V27H227L226 29L229 30V29H230ZM239 25H240V24H239ZM239 25L237 24L238 27H239ZM241 25H242V24H241ZM241 25H240V26H241ZM247 25H248V24H247ZM247 25H246V26H247ZM260 25H263V24H260ZM2 26H3V25H2ZM31 26H32V25H31ZM147 26H148V25H147ZM176 26H178V25L176 24ZM180 26H181V25H179V27H180ZM200 26H201V25H200ZM213 26H212V27H213ZM227 26H228V25H227ZM237 26H236V27H237ZM249 26H250V24L248 25V27H249ZM256 26H257V25H256ZM19 27H22V26L19 25ZM19 27L14 28L15 32L18 31V30H16V29H19ZM33 27H35V26H32V28H33ZM37 27H38V26H37ZM51 27H52V26H51ZM54 27H55V26H53V29H54ZM78 27H79V26H78ZM106 27L109 28L108 25H107ZM115 27H116V26H115ZM118 27H119V25H118ZM118 27H117V28H118ZM135 27H136V26H133V25H132V28H135ZM143 27H144V26H143ZM154 27H156V26H154ZM192 27H193V24H192ZM194 27H195V26H194ZM198 27H199V26H198ZM210 27H211V26H210ZM210 27H209V28H210ZM218 27H219V26H218ZM225 27H224V30H225ZM250 27H251V26H250ZM258 27H260V26L258 25ZM32 28H31V29H32ZM64 28H65V27H64ZM76 28H77V27H76ZM76 28H75V29H76ZM79 28H81V27H79ZM79 28H78V29H79ZM103 28H105V27H103ZM110 28H112V26H111ZM113 28H114V27H113ZM148 28H151V27H147V32H148ZM167 28H168V27H167ZM167 28H165V29H167ZM180 28H183V27H180ZM199 28H200V27H199ZM202 28H203V26L200 28V31H204V30H201ZM220 28H221V27H220ZM231 28H232V26H231ZM241 28H242V27H241ZM245 28H246V27H245ZM262 28L264 29V26H262ZM22 29H23V27H22ZM36 29H37V28H36ZM44 29H45V28H44ZM51 29H52V28H51ZM59 29H60V28H59ZM75 29H74V30H75ZM78 29H77V30H78ZM93 29H94V27H93ZM97 29H99V30H96V31H100V32L102 31V30H100V28H97ZM120 29H121V28H120ZM135 29H136V28H135ZM139 29L142 30V27H140ZM154 29H155V28H154ZM175 29H176V28H174V30H173L174 32H175L176 30L179 32L178 29H176V30H175ZM187 29L190 31V29H192V28L189 29V26H188ZM204 29H205V28H204ZM206 29H207V28H206ZM215 29H217V28H215ZM236 29H237V28H236ZM242 29H244V28H242ZM14 30H13V31H14ZM19 30H20V29H19ZM42 30H43V29H42ZM42 30H41V31H42ZM132 30H133V29H132ZM151 30H152V29H151ZM168 30H169V29H168ZM183 30H184V32H182V33H183V34L186 33V30H185V29H182V30L180 29V32L183 31ZM192 30H194V28H193ZM196 30H197V29H196ZM221 30H222V29H221ZM230 30H231V29H230ZM239 30H241V29H239ZM244 30H245V29H244ZM248 30H249V28H248ZM261 30H262V29H261ZM30 31H31V30H29V33H30ZM32 31H33V29H32ZM38 31H39V30H38ZM45 31H46V30H45ZM45 31H44V32L42 31V32L45 33ZM47 31H50V29H48ZM47 31H46V32H47ZM58 31H60V30H58ZM75 31H76V30H75ZM75 31H74V32H75ZM79 31H80V30H79ZM94 31H95V30H94ZM96 31H95V32H96ZM107 31H108V30H107ZM107 31H106V32H107ZM109 31H110V29H109ZM112 31H113V29H112ZM130 31H131V30H129L128 32H130ZM189 31H188V32H189ZM216 31H219V30H216ZM226 31H227V30H226ZM234 31H235V30H234ZM234 31H233V29H232V32H234ZM262 31H263V30H262ZM262 31L259 30V32H261L262 34H261V33H260V34L258 33V37L261 36V35H262V36L264 35ZM34 32H36V31L34 30ZM52 32H53V31H52ZM52 32H51V33H52ZM56 32H57V31H56ZM64 32H65V30H64ZM70 32H71V31H70ZM89 32H90V31H89ZM95 32H94V33H95ZM110 32H111V31H110ZM119 32H120V31H119ZM119 32H118V34H119ZM126 32H127V31H126ZM126 32H125V33H126ZM128 32H127V33H128ZM134 32H135V31H134ZM149 32H150V31H149ZM149 32H148L147 34H149ZM178 32H177V33H178ZM180 32H179V33H180ZM191 32H192V31H191ZM193 32H194V31H193ZM221 32H222V31H221ZM240 32H241V31H240ZM240 32H239V33H240ZM242 32H244V31H242ZM247 32H248V31H246L245 33H247ZM250 32H252V31H250ZM257 32H258V31H257ZM2 33H3V32H2ZM5 33H6V32H4V34H5ZM12 33H13V32H12ZM20 33H21V32H20ZM59 33H60V32H59ZM62 33H63V32H62ZM82 33H83V32H82ZM103 33H104V35H105V32H103ZM108 33H109V32H108ZM136 33H139V32H136ZM136 33H135V34H136ZM141 33H142V32H140V34H141ZM143 33H144V32H143ZM143 33H142V34H143ZM169 33H170V32H169ZM177 33L174 35V36H175V39H176V40H175L176 43H174V44H177V41H178L179 38H180V36H178L179 38H176V37H177ZM189 33H190V32H189ZM194 33H195V32H194ZM209 33H210V32H209ZM214 33H215V32H214ZM217 33H218V32H217ZM224 33H227V32H224ZM230 33H231V31H230ZM236 33H238V32L236 31L235 34H236ZM245 33H244V34H245ZM4 34H3V35H4ZM35 34H36V33H35ZM46 34H47V33H45V35H46ZM55 34H56V33H55ZM55 34H54V35H55ZM65 34H66V33H65ZM86 34H87V36H88L89 33H88V32H87V33L85 32V34L83 33V36L86 35ZM98 34H99V32H98ZM106 34H107V33H106ZM121 34H122V33H121ZM161 34H162V32H161ZM205 34H206V31H205ZM219 34H220V31H219ZM240 34H241V33H240ZM254 34H256V32L253 33L252 36H254ZM0 35H2V34H0ZM14 35H16V33H15ZM14 35L12 34V36H14ZM32 35H33V34H32ZM36 35H37V34H36ZM48 35H50L49 32H48V34H47L46 36L48 37ZM94 35H95L94 37H96L97 34H94ZM107 35H109V34H107ZM124 35H125V34H124ZM126 35H127V34H126ZM126 35L123 36V37H126ZM149 35H151V34H149ZM165 35H166V34H165ZM168 35H169V34H168ZM168 35H167V36H168ZM172 35H173V34L171 33V36H172ZM178 35H179V34H178ZM210 35H211V34H210ZM210 35H209L208 37H211V38H210V40H211L213 37L210 36ZM220 35H221V34H220ZM225 35H226V34H225ZM229 35H230V34H228V36H229ZM245 35H246V34H245ZM245 35H243V36H245ZM247 35H248V34H247ZM4 36H5V35H4ZM12 36H11V37H12ZM18 36H19V35H17V37H18ZM46 36H45V37H46ZM50 36H53V33H52V35H50ZM60 36H61V34H60ZM80 36H81V35H80ZM83 36H82V38H84ZM92 36H93V35H92ZM109 36H110V35H109ZM144 36H145V35H144ZM155 36H156V35H155ZM167 36H165V38H166ZM171 36H170V37H171ZM182 36L185 37L186 34H184V35H182ZM187 36H188V35H187ZM200 36H201V35H200ZM216 36H217V35H216ZM226 36H227V35H226ZM226 36H225V37H226ZM228 36H227V37H228ZM234 36H235V35H234ZM236 36H237V35H236ZM239 36H240V35H239ZM241 36H242V34H241ZM255 36H257V34H256ZM0 37H1V36H0ZM11 37H10V38H11ZM31 37H32V36L30 35V38H31ZM33 37H35V36H33ZM36 37H37V36H36ZM36 37H35V38H36ZM42 37H43V35H42ZM47 37H46V39H47ZM119 37H120V36H119ZM119 37H118V40H119ZM123 37H122V39L124 40ZM146 37H147V36H146ZM184 37H183V38H184ZM202 37H203V41L207 39L206 36H205V37L202 36ZM202 37H199V36H198V39H196V40L198 41L199 38L201 39ZM247 37H248V36H247ZM6 38H7V37H6ZM12 38H13V37H12ZM12 38H11V39H12ZM35 38H34V39H35ZM37 38H38V37H37ZM48 38H49V37H48ZM104 38H105V37H104ZM107 38H108V37H107ZM107 38H106V39H107ZM116 38H117V36H116ZM127 38H129V36H127L125 39L127 40ZM144 38H145V37H144ZM147 38H148V37H147ZM154 38H155V37H154ZM158 38H159V36H158ZM162 38H164L163 35H162ZM165 38H164V39H165ZM204 38H206V39H204ZM221 38L223 39L224 36L221 37ZM221 38H219V39H221ZM244 38H245V37H244ZM255 38H256V37H255ZM255 38L253 37V39H255ZM263 38H264V36H263ZM263 38H262V40H263ZM4 39H5V38H4ZM31 39H32V38H31ZM43 39H44V38H43ZM85 39H86V38H85ZM108 39H109V38H108ZM130 39H132V38H130ZM130 39H128V40H130ZM134 39H135V38H134ZM138 39H139V38H138ZM140 39H141V38H140ZM140 39H139V40H140ZM166 39H167V38H166ZM180 39H181V38H180ZM184 39H185V38H184ZM208 39H209V38H208ZM214 39L218 40V38H214ZM214 39H213V40H214ZM222 39H221V40H222ZM224 39H226V38H224ZM237 39H238V36H237ZM240 39H241V38H239V40H240ZM247 39H248V38H247ZM260 39H261V37H260ZM2 40H3V39H2ZM13 40H14V39H13ZM39 40H40V39H39ZM91 40H92V38H91ZM123 40H122V41L120 40V41H121V44H122V42L124 43L125 40H124V41H123ZM149 40H150V39H149ZM153 40H156L155 42L158 41L156 38L153 39ZM159 40H160V38H159ZM171 40L173 41V39H171ZM171 40L169 41V38H168V43H169V42L171 43V42H172ZM186 40H187V39H186ZM186 40H184V41H186ZM188 40H190V39H188ZM192 40H193V39H192ZM194 40H195V39H194ZM216 40H214V42H215ZM230 40L233 42L232 39H229V41H228V39H227V41H228L227 43H229ZM239 40H238V41H239ZM256 40H257V38H256ZM27 41H29V39H28ZM30 41H31V40H30ZM42 41H43V40H42ZM44 41H45V40H44ZM113 41H114V40H113ZM201 41H202V40H201ZM206 41H207V40H206ZM218 41H219V40H218ZM234 41H236V38L234 39ZM241 41H242V39L240 40V42H241ZM245 41H246V42H245ZM245 41H244V42H245V44H246V43H247V40H245ZM252 41H253V40H252ZM257 41H258V40H257ZM263 41H264V40H263ZM8 42H9V41H8ZM22 42L24 43V41H22ZM25 42H26V41H25ZM131 42H132V40H131ZM150 42H153V41L151 40V41H149V43H150ZM158 42H159V41H158ZM158 42H157V44H158ZM173 42H174V41H173ZM190 42H192V41H189V43H190ZM204 42H205V41H204ZM214 42H213V41H212V42L210 41V43H213V44H214ZM219 42H220V41H219ZM221 42H222V41H221ZM225 42H226V41H223V43H225ZM240 42H239V43H240ZM20 43H21V42H20ZM23 43H21V46L23 45V47H24L25 44H23ZM32 43H33V41H32ZM110 43H111V42H110ZM114 43H115V42H114ZM138 43H139V42H138ZM153 43H154V42H153ZM161 43H162V40H161ZM184 43H185V46H184V47L187 48L186 42H184ZM193 43H194V42H193ZM195 43H196V44H195ZM195 43H194L193 45H197V42H196V41H195ZM234 43H237V42H234ZM252 43L255 44L254 41H253ZM258 43H259V42H258ZM258 43H257V46H258ZM4 44H5V43H4ZM4 44H3V45H4ZM150 44H151V43H150ZM150 44H149L148 46H151ZM166 44H167V43H166ZM171 44H173V43H171ZM199 44H202V42H201V43L199 42ZM205 44H207V42H206ZM230 44H231V43H230ZM260 44H261V46H262L263 43L260 42V43H259V46H260ZM6 45H7V43H6ZM99 45H101L100 47H102V44H99ZM99 45H98V46H99ZM107 45H109V44H107ZM107 45H106V46H107ZM110 45H111V44H110ZM154 45H155V43H154ZM182 45H183V44H182ZM217 45H218V44H217ZM221 45H222V43H221ZM235 45H237V44H235ZM7 46H8V45H7ZM21 46H20V47H21ZM111 46H112V45H111ZM111 46H108V48L110 49ZM113 46H114V45H113ZM115 46H116V45H115ZM136 46H137V45H136ZM156 46H157V45H156ZM167 46H168V44H167ZM169 46H171V45L169 44ZM175 46L177 47V45H174L173 47L175 48ZM200 46H201V45H200ZM203 46H205V45H203ZM232 46H233V44H232ZM241 46H243V45L241 44ZM249 46H250V45H249ZM259 46H258V47H259ZM261 46H260V48H263V47H261ZM263 46H264V45H263ZM4 47H5V46H4ZM23 47H22V48H23ZM127 47H128V45H127ZM134 47H135V46H134ZM134 47H131V49H132V48L134 49ZM160 47H162V46L160 45ZM165 47H166V46H165ZM179 47H180V46H179ZM181 47H182V46H181ZM211 47H212V46H211ZM211 47H210V48H211ZM219 47H220V45H219ZM250 47H251V46H250ZM84 48H85V46H84L83 48H81V49H84ZM108 48H107V49H108ZM115 48H116V47H115ZM122 48H123V47H122ZM135 48H136V47H135ZM149 48H150V47H147L148 50H149ZM162 48H163V47H162ZM162 48H160L161 50H160V49H158V50L162 52ZM170 48H171V47H170ZM177 48H178V47H177ZM196 48L200 50L201 47L199 48V45H198V47L196 46ZM203 48H204V47H203ZM210 48H209V49H210ZM224 48H225V46H224ZM224 48H222V49H224ZM232 48L235 50V47H232ZM236 48H237V46H236ZM238 48H239V46H238ZM238 48H237V49H238ZM241 48H242V47H241ZM254 48H255V47H254ZM260 48H259V49H260ZM101 49H102V48H101ZM104 49H105V48H104ZM113 49H114V48L112 47V50H113ZM116 49H117V48H116ZM131 49L129 50L130 52L132 51ZM139 49H140V48H139ZM145 49H146V48L144 47V49H142V50L144 51ZM150 49H155V48H154V46H151ZM179 49H180V48H179ZM179 49H178V50H179ZM187 49H188V48H187ZM187 49H186L185 51H188ZM194 49H195V47H194ZM194 49H193V50H194ZM209 49H205V50L208 51ZM219 49H220V48H218V50H219ZM222 49L219 50V51H223ZM225 49L228 50L229 48H228V49L225 48ZM237 49H236V50H237ZM239 49H240V48H239ZM255 49H257V48H255ZM255 49H254V50H255ZM17 50H19V48H18ZM20 50H22V49H20ZM43 50H44V49H43ZM63 50H65V49H63ZM76 50H77V49H76ZM97 50H98V49H97ZM99 50H100V48H99ZM112 50H110V51H112ZM118 50H119V48H118ZM118 50H117V51H118ZM123 50H126V49L124 48ZM135 50H138V49H135ZM135 50H134V51H135ZM140 50H141V49H140ZM140 50H139V51H140ZM142 50H141V52H142ZM171 50L174 51V50H176V48H175V49L172 48ZM195 50H196V49H195ZM195 50L192 51V52H194V55H195V53H197V52H195ZM211 50H212V49H210V51H211ZM214 50L217 51V49H214ZM226 50H225V51H226ZM100 51L103 52V49L100 50ZM129 51H127V52H129ZM139 51H138V52H139ZM145 51H146V50H145ZM151 51H152V50H151ZM155 51H157V47H156ZM155 51H153V52H155ZM159 51H158V52H159ZM163 51L165 52V51H166V48H164ZM190 51H191V50H189V52H190ZM215 51H213L212 56H213V54H214V56L217 55V54H216L217 52H215ZM219 51H218V52H219ZM240 51H242V49L239 50V52H240ZM249 51H251V50H249ZM256 51H257V50H256ZM259 51H260V50H259ZM259 51H258V52H259ZM3 52H5V51L2 50V53H3ZM16 52H17V51H16ZM107 52H109V51H106V53H107ZM123 52H124V51H122V55H123ZM148 52H150V50H149ZM182 52H183V51H182ZM192 52H190V54H189V53H188V54L191 55ZM203 52H204V51H203ZM205 52H206V51H205ZM208 52H209V51H208ZM211 52H212V51H211ZM211 52H210V54H211ZM239 52H238V54H239ZM5 53H6V52H5ZM7 53H9V52H7ZM12 53H15V52H12ZM20 53H21V52H20ZM22 53H23V52H22ZM103 53H104V55H105V52H103ZM112 53H113V52H112ZM131 53H132V52H131ZM145 53H146V52H145ZM151 53H152V52H151ZM156 53H157V52H156ZM156 53H155L154 56H157ZM168 53H169V51H168ZM173 53H174V52H173ZM178 53H179V55H178V56H179V59H177V60H180V59L182 58L181 56H182L183 54H184V56H186L185 54H187V53H184V52H183V54L180 55V53H181L180 50H179V52L177 51L176 54H178ZM198 53H199V51H198ZM220 53H221V52H220ZM220 53H218V54L220 55ZM222 53H223V52H222ZM222 53H221V54H222ZM225 53H227V52H225ZM260 53H261V51L259 52V54H260ZM10 54H11V53H10ZM15 54H17V55H22V54H19V51H18L17 53H15ZM96 54H97V53H95V55H96ZM117 54L119 55V52H118ZM117 54H116V55H117ZM125 54H126V53H125ZM125 54H124V55H125ZM139 54H140V52H139ZM141 54H142V53H141ZM141 54H140V55H141ZM148 54H149V53H147L145 56H146V57H149V56H147ZM153 54H154V53H153ZM153 54H152V56H153ZM166 54H167V51H166ZM201 54H202V53L200 52V54H199V57H200V58H201V56H200ZM206 54H207L208 57H209V54H208V53H206ZM215 54H216V55H215ZM241 54H243V56H244V53H241ZM241 54H239V55H241ZM246 54H247V53H245V55H246ZM249 54H251V53H249ZM249 54H247V57H248ZM252 54H253V53H252ZM256 54H258V53H256ZM262 54L264 55V53H262ZM1 55H2V54H1ZM1 55H0V56H1ZM5 55H6V54H5ZM13 55H14V54H13ZM23 55H24V54H23ZM28 55H29V54H28ZM95 55H94V56H95ZM97 55H98V54H97ZM97 55H96V56H97ZM104 55H102V56H104ZM109 55H110V54H109ZM111 55H112V54H111ZM124 55H123L122 57H124ZM136 55H137V54H136ZM142 55H143V54H142ZM170 55H171V57H172L173 54L171 53ZM174 55H175V54H174ZM192 55H193V54H192ZM194 55H193V56H194ZM239 55H238V56H239ZM260 55H261V54H260ZM3 56H4V55H2L1 57H3ZM33 56H34V55H33ZM37 56H38V55H37ZM96 56H95V58H96ZM159 56H160V55H159ZM159 56H157V57L159 58ZM163 56L165 57V55H163ZM196 56H197V58H196L195 56H194V57H195L196 59H199V60H198V63H199L200 66H202L201 64H202L203 62H201V64H200L199 61H203L204 58L202 57L203 59L200 60V58L198 57V54H197ZM204 56H205V54H204ZM214 56H213V59L215 58ZM251 56H252V55H251ZM253 56H254V55H253ZM253 56H252L250 59H248V60L250 61V60L253 58ZM19 57H20V56H19ZM24 57H26V56H24ZM146 57H145V58L142 57V59L144 60V59H146ZM150 57H151V56H150ZM174 57H175V56H174ZM176 57H177V56H176ZM176 57H175V59H176ZM180 57H181V58H180ZM186 57L189 58V56H186ZM205 57H206V56H205ZM219 57H220V56H219ZM219 57H218V58L216 57V60H214V61H217V59L219 60ZM221 57H222V56H221ZM239 57L241 58L242 56H239ZM259 57H260V56H259ZM261 57H262V55H261ZM3 58H4V57H3ZM22 58H23V57H22ZM98 58H99V55H98ZM112 58H113V57H112ZM117 58H118V57H117ZM135 58H136V60H137L138 56H136ZM158 58H157V59H158ZM222 58L224 59V57H222ZM232 58H233V57H232ZM240 58H237V59H240ZM248 58H249V57H248ZM15 59H16V58H15ZM18 59H19V58H18ZM23 59H24V58H23ZM46 59H47V58H46ZM68 59H69V58H68ZM68 59L66 60L67 63H68L69 60H71V59H69V60H68ZM79 59H80V58H79ZM79 59L77 60L78 62L80 61ZM81 59H82V58H81ZM99 59L101 60V58H99ZM102 59H103V57H102ZM105 59H106V58H105ZM108 59H109V58H108ZM108 59H107V60H108ZM124 59L126 60L125 57H124ZM142 59L139 58L138 60H141V61H142ZM149 59H150V58H149ZM159 59H160V58H159ZM166 59H167V58H166ZM169 59H170V58L168 57V60H169ZM175 59H174V60H175ZM207 59L209 60V58H207ZM211 59H212V57L210 58V60H211ZM213 59H212V60H213ZM233 59H234V58H233ZM233 59H230V60H233ZM237 59H236V58L234 59V61L236 60V61H235L236 63L238 62ZM245 59H246V58H245ZM57 60H59V59H57ZM75 60H76V59H73V61H75ZM83 60H86V63H88L86 58H85V59L83 58ZM83 60H82V61H83ZM93 60H94V59H93ZM100 60H99V61H100ZM113 60H115V59L113 58ZM125 60H124V61H125ZM136 60H135V61H136ZM152 60H153V57H151V61H152ZM155 60H156V58H155ZM177 60H176V61H177ZM182 60H184L183 62H185V58H184V59H181V61H182ZM187 60H188V59H187ZM228 60H229V59H228ZM230 60H229V61H230ZM243 60H244V58L241 59V62H242ZM246 60H247V59H246ZM246 60H244V61H246ZM0 61H2V59H1ZM17 61H18V60H17ZM24 61H25V60H24ZM35 61H36V60H35ZM47 61H48V60H47ZM53 61H54V59H53ZM53 61H52V63H54ZM66 61L64 62V64L66 63ZM73 61H72V63H73ZM97 61H98V59H97ZM99 61H98V62H99ZM105 61H106V60H105ZM117 61H119V60H117ZM141 61H140V63H141ZM148 61L150 62V60H148ZM156 61H157V60H156ZM156 61H155V62H156ZM160 61H161V60H160ZM163 61H164V59H163ZM170 61H171V59L169 60V62H170ZM172 61H173V59H172ZM176 61H175V62H176ZM181 61H180V62H181ZM220 61H221V60H220ZM239 61H240V60H239ZM249 61H248V62H249ZM12 62H13V61H12ZM14 62H15V60H14ZM30 62H31V61H30ZM45 62H46V61H45ZM91 62H92V61H91ZM100 62H102V61H100ZM110 62H112V61L110 60ZM113 62L116 63V61H113ZM122 62H123V61H122ZM125 62H127V61H125ZM128 62H129V61H128ZM138 62H139V61H138ZM146 62H147V61H146ZM146 62H145V66H146V67H147L148 65L152 66V65L154 64V63H153V64H149V62H147L148 64H146ZM152 62H154V61H152ZM164 62H165V61H164ZM178 62H179V61H178ZM178 62H176V63H178ZM180 62H179V64H180ZM186 62H190V61H186ZM191 62H192V61H191ZM217 62L220 63L219 61H217ZM217 62H216L215 64H217ZM231 62H233V61H231ZM257 62H258V61H256L255 63L257 64ZM26 63L29 64V63L27 62V58H26ZM40 63H41V62H40ZM79 63H80V62H79ZM79 63H78V64H79ZM86 63H85V64H86ZM108 63H109V62H108ZM117 63H118V62H117ZM181 63H182V62H181ZM204 63H205V62H204ZM212 63H213V62H212ZM239 63H240V62H239ZM239 63H238V64H239ZM243 63H245V62H242V64H243ZM255 63L252 64V66L256 65ZM2 64L4 65L5 63H2ZM10 64H11V63H8L9 66H10ZM17 64H18V63H17ZM20 64H21V66H24V65H25V63H23L24 65H22V63H19V65H20ZM35 64H37V63H35ZM38 64H39V63H38ZM45 64H46V63H44V65H45ZM64 64H63V65H64ZM68 64H69V63H68ZM70 64H71V63H70ZM75 64H77V62H75ZM75 64H74V65H75ZM82 64H84V63H82ZM89 64H90V62H89ZM99 64L102 65V63H99ZM120 64L122 65L123 63H120ZM120 64H118V66H120ZM125 64H126V63H125ZM141 64H142V63H141ZM159 64H160V63H159ZM161 64H162V66L164 65L163 63H161ZM165 64H166V63H165ZM173 64L176 65V66H179V64H175V63H173ZM183 64H184V63H183ZM223 64H224V63H223ZM228 64H229V62H228ZM228 64H227V65H228ZM232 64H235V63H232ZM238 64H237V65H238ZM247 64H248V63L246 62V65H247ZM261 64H262V65H261ZM261 64H260V65L263 66L264 63H261ZM8 65H7V66H8ZM30 65H31V63H30ZM30 65H29V66H30ZM44 65H43V67H44ZM61 65H62V64H61ZM86 65H87V67L84 68V69H86V71H88V70H87V68H89V67H88V64H86ZM91 65H93V64H91ZM133 65H134V63H133ZM155 65H158V64H155ZM168 65H169V64H168ZM227 65H226V66H227ZM239 65H240V64H239ZM239 65H238V67H239V69H240V68H242L241 66H243L244 64L241 65V66H239ZM249 65H251L250 62H249ZM260 65H259V66H260ZM9 66H8V67H9ZM11 66H12V65H11ZM21 66H20V67H21ZM27 66H28V65H27ZM29 66H28V67H29ZM39 66H41V65H39ZM39 66H38V67H39ZM82 66H83V65H82ZM84 66H85V65H84ZM102 66H103V65H102ZM102 66H101V67H102ZM109 66H110V65H109ZM111 66H114L113 63L111 64ZM116 66H117V65H116ZM139 66H141V65H139ZM139 66H138V67H139ZM150 66L148 67L149 69H150ZM158 66H159V65H158ZM212 66H214V64H213ZM215 66H216V65H215ZM215 66H214V67H215ZM219 66H220V65H219ZM226 66H225V67H226ZM229 66H230V64H229ZM231 66H232V65H231ZM233 66H234V65H233ZM233 66H232V67H233ZM0 67H1V66H0ZM25 67H26V66H25ZM34 67H35V66H34ZM38 67H36V68H38ZM48 67H49V65H48ZM48 67H47V68H48ZM57 67H58V66H57ZM66 67H67V66H66ZM66 67H65V69H67ZM70 67H71V66H70ZM94 67H96V65H95ZM101 67H100V68H101ZM121 67H122V66H121ZM136 67H137V65H136ZM152 67H153V66H152ZM152 67H151V68H152ZM179 67H182V66H179ZM179 67H177V68H179ZM203 67H204V68H202V69H205V66H203ZM216 67H217V66H216ZM223 67H224V66H223ZM236 67H237V66H236ZM250 67H251V66H250ZM250 67L248 68L249 70H250ZM2 68H3V66H2ZM30 68H31V66H30ZM36 68H33V70H36ZM40 68H41V67H40ZM50 68H52V64L50 65ZM97 68H98V67H96L95 70H96ZM114 68H116V67H114ZM153 68L155 69L156 67H153ZM163 68H164V67H163ZM172 68H173V67H172ZM172 68H171V69H172ZM177 68H175V69H177ZM185 68H186V65H185ZM200 68H201V67H200ZM206 68H208V67H206ZM210 68H211V66L209 65V69H210ZM212 68H213V67H212ZM217 68H218V67H217ZM228 68H230V67H228ZM228 68L226 67V69H228ZM244 68H245V67H243V70H244ZM257 68H258V64H257ZM260 68H261V67H260ZM3 69H4V68H3ZM11 69H12V72H13V71H14V70H13V67H12ZM27 69H28V68H27ZM89 69H90V68H89ZM124 69H125V67H124ZM138 69H139V70H138V72H139V71H140V67H139ZM141 69H142V68H141ZM154 69H153V70H154ZM168 69H169V68H168ZM171 69H170V70H171ZM181 69H182V68H181ZM181 69H180V70H181ZM186 69H188V68H186ZM186 69H185V70H186ZM209 69H207V70H209ZM213 69H214V68H213ZM218 69H220V68H218ZM218 69H217V72H218ZM226 69L223 68L222 70H226ZM233 69H235V68H233ZM245 69H246V68H245ZM253 69H254V68H253ZM255 69H256V68H255ZM255 69H254V70H255ZM262 69H263V68H262ZM262 69H261V70H262ZM0 70H1V69H0ZM52 70H53V69H52ZM67 70H68V69H67ZM72 70H74V69L72 68ZM99 70H100V69H99ZM126 70H127V68H126ZM131 70H132V69H131ZM131 70H130V71H131ZM151 70H152V69H151ZM151 70H150V71H151ZM157 70H158V68H157ZM157 70H156V71H157ZM159 70H160V69H159ZM159 70H158L157 72H160ZM162 70H163V69H162ZM170 70H169V72H171ZM198 70H199V69H198ZM200 70H201V69H200ZM200 70H199V71H200ZM240 70H242V69H240ZM243 70H242V71H243ZM246 70H247V69H246ZM246 70L244 71V73L247 72ZM249 70H248V71H249ZM258 70H259V73H260L261 70H260L259 68H258ZM258 70H256V71H258ZM15 71H16V69H15ZM45 71H46V69H45ZM59 71H60V69H59ZM69 71H70V70H69ZM96 71H97V70H96ZM100 71H101V70H100ZM103 71H104V70H103ZM103 71H102V72H103ZM116 71H117V70H116ZM124 71H125V70H124ZM124 71H123V72H124ZM150 71H149V72H150ZM156 71L154 70V72H155L154 75H155V76L157 75V72H156ZM172 71H173V70H172ZM176 71H177V70H176ZM202 71L204 72V70H202ZM211 71H212V70H211ZM226 71H229V70H226ZM231 71H232V70H231ZM235 71L237 72V71H239V70L237 69V70H235ZM25 72H27V71H24L23 74H24ZM34 72H35V71H33L32 74H33ZM54 72H55V71H53V73H54ZM83 72H85V70H84ZM83 72H82V74H83ZM90 72H91V71H90ZM98 72H99V71H98ZM126 72H127V71H126ZM151 72H152V71H151ZM165 72H166V71H164V75H163L164 79L167 78V77H165V76H166ZM167 72H168V71H167ZM181 72H182V70H181ZM181 72H180V73H181ZM197 72H198V71H197ZM203 72H201L202 75L204 74ZM215 72H216V69L214 70L213 73H211L212 76H213L214 74L217 73V72H216V73H215ZM229 72H230V71H229ZM229 72H227V73H229ZM250 72H251V71H250ZM48 73H49V72H48ZM51 73H52V72H51ZM71 73H72V72H71ZM96 73H97V72H96ZM96 73H95V74H96ZM124 73H125V72H124ZM139 73H140V72H139ZM175 73H177V72H175ZM187 73H188V72H187ZM218 73H219L218 76L220 77L221 74H222V73L220 72V70H219ZM220 73H221V74H220ZM224 73H225V72H224ZM231 73H232V72H230L229 74H231ZM242 73H243V72H242ZM253 73H254V72H253ZM261 73L263 74V72H261ZM23 74H22V76L25 77V75H23ZM75 74H77V73H75ZM87 74H88V72H87ZM90 74H91V73H89L88 75H90ZM103 74H104V72H103ZM103 74L100 73L101 79L98 77L101 81H104L102 78L105 77V76L107 75V74H106L105 76H103ZM136 74H137V73L135 72V76H136ZM140 74H143V73H140ZM158 74H159V73H158ZM162 74H163V73H162ZM162 74H161V77H162ZM169 74H170V73H169ZM172 74H173V73H172ZM172 74L169 75V76H171L170 78L172 79V82H174L173 80L176 79V78H177V80H178V81H176V82H180V81L182 80V78H180L181 80L179 81V78L177 77V74H176V75L174 74V76H176V78L173 77ZM178 74H179V73H178ZM185 74H186V73H185ZM185 74L182 73V74H180V75H184V76H185ZM190 74H191V73H189V76H190ZM225 74H226V73H225ZM234 74H235V72H234ZM236 74H237V73H236ZM238 74H239V76H240V73H238ZM257 74H258V73H257ZM27 75H28V74H26V76H27ZM54 75H55V74H54ZM88 75H86V73H85V76H88ZM122 75H124L125 78H126V75H125V74H122ZM132 75H133V73H132ZM143 75L145 76V74H143ZM148 75H149V73L147 72V76H148ZM152 75H153V74L150 73V77H151ZM191 75H192V74H191ZM194 75H195V74H194ZM198 75H199V73H198ZM246 75H247V74H246ZM260 75H261V74H260ZM18 76H19V75H18ZM31 76H32V75H31ZM41 76H42V75H41ZM46 76H47V75H46ZM46 76H45V77H46ZM52 76H53V74H52ZM55 76H56V75H55ZM58 76H59V75H58ZM66 76H67V77H71V76H74V75H71V76L69 75V76H68V75L66 74L65 77H66ZM82 76H83V75H82ZM82 76L79 75V76H77V77H80V78H78V79L81 80V77H82ZM90 76H91V75H90ZM96 76H97V75H96ZM102 76H103V77H102ZM119 76H120V74H119ZM127 76H128V75H127ZM141 76H142V75H141ZM141 76H140V77H141ZM144 76H142V77H144ZM178 76H179V75H178ZM184 76H183V77H184ZM186 76H188V75L186 74ZM186 76H185V77H186ZM196 76H197V75H196ZM209 76L211 77V75H209ZM242 76H245V75L243 74ZM247 76H249V75H247ZM11 77H14V76H11ZM20 77H21V76H19V78H20ZM35 77L37 78L38 76H35ZM59 77H60V76H59ZM67 77H66V78H67ZM92 77H93V76H92ZM106 77H107V76H106ZM117 77H118V76H117ZM117 77H116V78H117ZM128 77H129V76H128ZM128 77H127V78H128ZM150 77L148 76V78H150ZM161 77H160V78H161ZM213 77H214V81H215V82L218 81L217 78H216L217 80H215V76H213ZM216 77H217V75H216ZM219 77H218V78H219ZM235 77H236V76H235ZM237 77H238V76H237ZM14 78H15V77H14ZM16 78H17V76H16ZM19 78H18V79H19ZM25 78H26V77H25ZM38 78H39V77H38ZM57 78H58V77H57ZM57 78H56V79H57ZM60 78H61V77H60ZM60 78H58L57 81H59ZM72 78L74 79V77H72ZM88 78L90 79L89 76H88ZM96 78H97V77H96ZM98 78H97V79H98ZM109 78H110V77H109ZM109 78H106V81H107V79H109ZM122 78H123V77H120V79H122ZM131 78H132V77H131ZM131 78H130V79H131ZM136 78H139V77L137 76ZM151 78H152V77H151ZM173 78H174V79H173ZM190 78H191V80L193 81L192 76H190L188 80H187V78H185V81L187 80V83H185V84H187V85H188L189 83L191 84ZM229 78H230V77H229ZM229 78H228V77H225L224 80H225V79H229ZM248 78H249V77H248ZM248 78H247V79H248ZM250 78H251V77H250ZM11 79L13 80V78H11ZM22 79H23V80H22ZM26 79H27V78H26ZM61 79L63 80V78H61ZM86 79H87V78H86ZM86 79H84V80H86ZM89 79H87V81H84V82H87L88 85H89L90 82H92L93 80H95V78H94V79H90V80H92V81L89 82V81H88ZM97 79H96L95 81H97V83H98V81H100V80H97ZM118 79H119V78H118ZM130 79H129V80H130ZM144 79H145V78H144ZM157 79H158V78H157ZM157 79H156V81H157ZM162 79H163V78H162ZM162 79H161V81H162ZM171 79L168 78V80H171ZM196 79H197V77L195 78V81H197ZM232 79H233V78H232ZM240 79H241V77H240ZM240 79L238 78L237 81H235V80L233 79L235 83L231 81V82H232V85H231L232 88H236V82H238V80H240ZM14 80H15V79H14ZM43 80H44V78H43ZM43 80H42V81H43ZM47 80H48V79H47ZM47 80H45V81L47 82ZM71 80H72V79H71ZM111 80H112V79H111ZM148 80H149V79H148ZM148 80H146V81L148 82ZM153 80H154V79H153ZM229 80H231V79H229ZM229 80H227V81L229 82ZM244 80H246V79H244ZM248 80H249V79H248ZM250 80H253V79H250ZM263 80H264V77H263ZM17 81H18V80H17ZM21 81L24 82V81H26V80H24V78L21 77ZM48 81H50V78H49ZM55 81H56V80H55ZM75 81L79 82L77 79H76ZM124 81H125V79H124ZM131 81H132V80H131ZM141 81H143V80H141ZM159 81H160V80H159ZM159 81H157V85H158ZM161 81H160V82H161ZM185 81H184V82H185ZM201 81H202V80H200V82H201ZM211 81H213L212 78L210 79V81H208V83L211 82ZM214 81H213V82H214ZM227 81H226V82H227ZM5 82H6V80H5ZM18 82H19V81H18ZM64 82L66 83L67 80H65ZM84 82H83V83H84ZM88 82H89V83H88ZM107 82H109V81H107ZM107 82H106V85H105V86H107ZM118 82H120V81L118 80ZM118 82H117V83H118ZM125 82H126V81H125ZM125 82H124V83H125ZM133 82H134V80H133ZM139 82H140V81H139ZM147 82H146V83H147ZM150 82H152V81H150ZM154 82H155V81H154ZM154 82H153V83H154ZM167 82H168V81H166V83H167ZM197 82L199 83V81H197ZM203 82H204V81H203ZM205 82H206V81H205ZM213 82H212V83H213ZM241 82H242V83L244 82L243 79H242V81H240V83H241ZM1 83H2V82H1ZM1 83H0V84H1ZM34 83H35V82H34ZM34 83H33V84H34ZM49 83H50V82H49ZM80 83H82V82L80 81ZM80 83H79V84H80ZM103 83H104V82H103ZM113 83H115V82H113ZM142 83H143V82H142ZM142 83H141V84H142ZM146 83H145L144 85H146ZM148 83H149V82H148ZM153 83H152V84H153ZM174 83H175V82H174ZM208 83L206 82V84H207V88H208ZM233 83L235 84V87H233V86H234ZM242 83H241V85H243ZM244 83H245V82H244ZM250 83H252V82L250 81ZM5 84H6V83H5ZM10 84H11V83H10ZM13 84H15V83L13 82ZM25 84H26V83H25ZM62 84H63V82H62ZM77 84H78V83H77ZM93 84L95 85L96 82L94 83V81H93ZM130 84H132V82H130ZM135 84H136V83H135ZM152 84H151V85H152ZM163 84H165V83H164V82H161V83L159 84V86H162ZM171 84H172V83H171ZM176 84H177V83H176ZM190 84H189V85H190ZM195 84H196V83H194V85H195ZM216 84H218V83L216 82ZM216 84H215V85H216ZM228 84H229V83H228ZM228 84L226 83L225 85L228 86ZM230 84H231V83H230ZM246 84H249V83L246 82ZM246 84H245V87H246ZM252 84L254 85V83H252ZM252 84H250V85H252ZM3 85H4V82L2 83L1 86H3ZM6 85H7V84H6ZM17 85H18V83H17ZM17 85H16V86H17ZM59 85H60V83H59ZM68 85H70V84H68ZM68 85H67V87H68ZM148 85H149V84H148ZM173 85H174V84H173ZM201 85H202V84H201ZM203 85L205 86V83H204ZM215 85H212V87H213V86L215 87ZM218 85H219V84H218ZM218 85H216V86H218ZM223 85H224V83H223ZM225 85H224V86H225ZM241 85L238 84V88H239V89L242 88V87L240 88ZM253 85H252V86H253ZM261 85H262V84H261ZM261 85H260V86H261ZM263 85H264V84H263ZM8 86H9V85H8ZM16 86H15V89H16ZM18 86H19V85H18ZM26 86H27V84H26ZM131 86H132V85H131ZM153 86H155V84H154ZM159 86H157V89H159ZM174 86H175V85H174ZM177 86H178V88L180 87V85H177ZM182 86H183V85H182ZM182 86H181V89H182ZM192 86H193V85H190V87H191V91H192V93H195V90H194V92H193V90H192ZM195 86H196V85H195ZM195 86H193V88H194ZM220 86H221V85H220ZM220 86H218V87H220ZM227 86H225V87H227ZM231 86H230V88H231ZM254 86H255V85H254ZM256 86H257V85H256ZM256 86H255V87H256ZM13 87H14V86H13ZM19 87H20V86H19ZM19 87H17V89H19ZM22 87H23V86H22ZM22 87H20V89H21ZM42 87H44V86H42ZM76 87H77V86H76ZM81 87H82V85H81ZM81 87H80V88H81ZM124 87H125V86H124ZM124 87H122V88H124ZM140 87H141V86H140ZM149 87H151V86H149ZM175 87H176V86H175ZM175 87H174V89H175ZM218 87H217V88H218ZM243 87H244V85H243ZM245 87H244V88H245ZM1 88H2V87H1ZM24 88H25V86L23 87V89H24ZM34 88H35V87H34ZM46 88H47V87H46ZM108 88H109V87H108ZM172 88H173V87H172ZM178 88H176V89H178ZM223 88H224V87H223ZM223 88H221V89H223ZM228 88H229V87H228ZM238 88H236L237 91L239 90ZM246 88H248V86H247ZM246 88H245L244 90H247V92H244V93H247V94H248V91H249L250 89L248 88V89H249V90H248V89H246ZM262 88H263V86H262ZM3 89H4V87H3ZM15 89H14V90H15ZM17 89H16V90H17ZM27 89H28V88H27ZM32 89H33V88H32ZM66 89H67V88H66ZM68 89H69V88H68ZM87 89H88V88H87ZM136 89H137V88H136ZM139 89H140V88H139ZM151 89H152V88H150L149 91H150ZM153 89H154V88H153ZM153 89H152V90H153ZM157 89H156V92H157ZM160 89H162V88H160ZM160 89H159L158 91H160ZM174 89H173V90H174ZM176 89H175L174 91H175L176 93L178 92V95H179L180 92H179V91H176ZM194 89H196V87H195ZM199 89H200V90H198V88H197V90H198L197 92H200V91H201V92H200V94H201V93H202V90L204 91L206 88L203 87V89H201V88H199ZM214 89H215V92H216V91H217L216 87H215ZM224 89H225V88H224ZM253 89H254V87L252 88V90H253ZM258 89H259V87H258V88L256 87V91H257L256 94H260V92H258ZM263 89H264V88H263ZM1 90H2V89H1ZM14 90H12L11 93H15V92H13ZM16 90H15V91H16ZM30 90H31V89H29V91H30ZM33 90H34V89H33ZM57 90H58V89H57ZM63 90H64V89H63ZM108 90H109V89H108ZM108 90H107V91H108ZM167 90H168V89H166V91H167ZM173 90H172V91H173ZM178 90H180V88H179ZM186 90H187V89H186ZM219 90H220V89H219ZM226 90H227V89H226ZM230 90H231V89H230ZM241 90H242V89H241ZM244 90H243V91H244ZM37 91L40 93L39 90H37ZM58 91H59V90H58ZM67 91L69 92L70 90H67ZM71 91H74V90H71ZM71 91H70V92H71ZM75 91H78V90H75ZM89 91H90V90H89ZM91 91H92V90H91ZM100 91H101V90H100ZM119 91L122 92V91H124V90H119ZM169 91H171V90H169ZM188 91H190V89H189ZM191 91H190V94H191ZM228 91H229V90H228ZM228 91H225V92H228ZM237 91H236V92H237ZM260 91H261V90H260ZM262 91H264V90H262ZM0 92H1V91H0ZM16 92H17V91H16ZM27 92H28V90H27ZM33 92H34V91H33ZM38 92H37V93H38ZM63 92H64V91H63ZM81 92L85 93V94L82 93V94H83V97H84V95H85V96L88 95V94H86V91H85V92H84V91H81ZM92 92H94V90H93ZM103 92H104V90H103ZM139 92H140V91H139ZM175 92H174V93H175ZM221 92L224 93V90H221ZM231 92H232V93L234 92V94H232V95H235V94H236L235 89H233V91H231ZM239 92H240V91H238L237 93H239ZM241 92H242V91H241ZM249 92H251V91H249ZM252 92H253V91H252ZM19 93H21V92H19ZM19 93H18V94H19ZM24 93H26L25 90H24ZM34 93H35V92H34ZM37 93H36V95L39 94V93H38V94H37ZM45 93H47V91H46ZM53 93H57V92L55 91V92H53ZM53 93H52V94H53ZM64 93H65V92H64ZM64 93H63V94H64ZM66 93H67V92H66ZM88 93H89V92H88ZM90 93H91V92H90ZM90 93H89V94H90ZM105 93H106V90H105ZM113 93L115 94V92H113ZM119 93H120V92H119ZM119 93L117 94V92H116V95H115V96L118 97ZM145 93L148 94L147 91H145ZM151 93H152V92L150 91V95H151ZM171 93H172V92H171ZM171 93H170V94H171ZM174 93L171 94V95H175V94H176V93H175V94H174ZM187 93H188V92H187ZM203 93H205V92H203ZM212 93H213V92H212ZM244 93H243V95H244ZM15 94H16V93H15ZM18 94H17V95H18ZM41 94H42V92H41ZM41 94H39V95H41ZM43 94H44V93H43ZM43 94H42V95H43ZM47 94H51V92H49V93H47ZM60 94H61V97H62L63 99L59 97ZM60 94H59V96H57L56 98L59 97L60 100H61V99L63 100L62 103L65 102L66 105L68 104V106H70L71 104H70V103H66V100H64L65 97L62 96V92H60ZM76 94H78V93H76ZM79 94H80V93H79ZM82 94H81V95H82ZM92 94H93V93H92ZM107 94H108V93H107ZM107 94H105V95H107ZM114 94H113V95H114ZM137 94H138V93H137ZM146 94H145V95H146ZM159 94H160V93H158V95H159ZM167 94H169V93H167ZM188 94H189V93H188ZM190 94H189V97L186 96V94H185V96L188 97L187 100H190V96H191ZM195 94H196L197 97H198V94H199V93H198V94L195 93ZM218 94H219V93H218ZM221 94H222V93H221ZM252 94H253V93H252ZM252 94H250V95H252ZM8 95H9V94H8ZM39 95H38V96H39ZM45 95H46V94H44V96H45ZM71 95H72L71 97H73L74 94H71ZM81 95H80V96H81ZM90 95H91V94H90ZM95 95L98 96V95H101V94H95ZM113 95H112V97H113ZM145 95H143V96H145ZM160 95H161V94H160ZM171 95H170V96L167 95L168 97H170V99L168 98V99L170 100V102L172 101V100H171ZM178 95H177V97H179L181 94H180L179 96H178ZM182 95H183V93H182ZM210 95H211V94H210ZM213 95H215V96L217 97V94H214V93L212 94V97L214 98L215 96H213ZM223 95H224V94H223ZM223 95L220 96V99H219V97H218L217 100H218V101L220 100V102H221V97H222ZM236 95H237V94H236ZM239 95H240V94H239ZM243 95H242V96H243ZM250 95L248 96V95L245 94V96H248V98L251 97ZM261 95H263L262 92H261ZM261 95H260V96H261ZM4 96H5V94H4ZM6 96H7V95H6ZM10 96H13V95L11 94ZM29 96H30V94L28 95V98H29ZM33 96H34V95H33ZM53 96H54V94H53ZM64 96H66V94H65ZM75 96H76V99H78V100L80 99V98H77L78 95H74V97H75ZM93 96H94V94H93ZM108 96H110V95H108ZM115 96H114V97H115ZM126 96H127V97H126ZM133 96H134V94H133ZM140 96L142 97V94H140ZM147 96H148V95H147ZM163 96L166 97V94H163ZM199 96H200V95H199ZM203 96L206 97V94L201 95L200 98H202ZM224 96H225V95H224ZM224 96H223V97H224ZM230 96H231V95H230ZM254 96L256 97V95H254ZM2 97H3V96H2ZM23 97H24V95H23ZM26 97H27V96H26ZM26 97H25V98H26ZM31 97H32V96H31ZM35 97H36V96H34V98H35ZM39 97H40V96H39ZM39 97H38V99H39ZM49 97L51 98V95H50ZM83 97H81V98H83ZM112 97H111L112 100L110 99V101H107V102H112V106H113V107H117L119 104L116 103L117 101L114 102L113 100H117L118 98L116 97V98H117V99H116V98H112ZM124 97H126V99H127L129 96H128V95H125ZM130 97H131V96H130ZM130 97H129V98H130ZM137 97H138V96H137ZM137 97H136V95H135V98H137ZM148 97H150V96H148ZM158 97H159V96H158ZM165 97H162V98H163V99H162L161 96H160L159 98L162 99V101H166V100H164V99H166L167 97H166V98H165ZM172 97H174V96H172ZM186 97H184V98L186 99ZM195 97H196V96H195ZM209 97H210V96H209ZM212 97H211V98H212ZM227 97H229V96H227ZM231 97H232V96H231ZM235 97H237V96H235ZM235 97H234V98H235ZM11 98H14V97H11ZM15 98H16V97H15ZM20 98H21V97L19 96V98H17V99H20ZM40 98H41V97H40ZM44 98H45V99H48V98H46V97H43V99H44ZM52 98H53V97H52ZM59 98H58V99H59ZM66 98H67V96H66ZM97 98H98V97H97ZM135 98L132 97L131 100H130V103H131L132 99L135 100ZM159 98H158V99H159ZM191 98H192V96H191ZM213 98H212V99H209V100H213V101L217 102V101L214 100ZM238 98H239V97H238ZM238 98H237V99H238ZM245 98H246V97H245ZM248 98H246V99L249 100ZM261 98H262V97H261ZM263 98H264V97H263ZM0 99H1V97H0ZM22 99H23V98H22ZM76 99H75V100H76ZM94 99H95V98H94ZM124 99H125V98H124ZM138 99H140V98H138ZM168 99H167V101H168ZM172 99H173L172 103L175 104L176 102H178V101H177V98H176V101L174 100V98H172ZM215 99H216V98H215ZM241 99H242V97L239 98L240 101H241ZM250 99H251V98H250ZM258 99H260V97H259ZM39 100H40V99H39ZM54 100H55V99H54ZM54 100H53V102H54ZM80 100H81V99H80ZM105 100H106V98H105ZM105 100H104V101H105ZM120 100H121V103H120V104H122V102H123V101H122L123 98H121V99L119 98V102H120ZM128 100H129V99H128ZM134 100L132 101V103L134 102ZM152 100H153V98H152ZM182 100H183V99H182ZM187 100H186V101H187ZM192 100H193V99H192ZM195 100H196V99H195ZM195 100H194V101H195ZM201 100H203V99H200V101H201ZM227 100H228V99H227ZM227 100H226V101H227ZM242 100H243V99H242ZM247 100H246V101H247ZM0 101H1V100H0ZM24 101H25V100H24ZM34 101L36 102V101H38V100L35 99ZM40 101H41V100H40ZM76 101H77V100H76ZM86 101H88V100H86ZM142 101H143V103H145L144 99H143ZM142 101H141V102H142ZM147 101H149V99H147ZM155 101L159 102V101H161V100H159V101H158V100H155ZM174 101H175V102H174ZM186 101H185V102H186ZM194 101H193V103H194ZM198 101H199V98L197 99L196 102L198 103ZM204 101H205V99H204ZM246 101H245V102H246ZM251 101H252V99H251ZM251 101H250V102H251ZM258 101H259V100H258ZM263 101H264V100H263ZM17 102H18V101H17ZM51 102H52V100L50 101V103H51ZM53 102L51 103L52 105H53ZM55 102H56V101H55ZM136 102H137V101H135V103H136ZM138 102H139V101H138ZM170 102H169V103H170ZM188 102H189V101H188ZM202 102H203V101H202ZM224 102H225V101H224ZM224 102H221V104L225 105ZM231 102H233V101H231ZM245 102H244V103H245ZM250 102H249V103H250ZM253 102H254V101H253ZM256 102H257V101H256ZM11 103H12V102H11ZM22 103H24V102H22ZM46 103H47V105H48L49 101L46 102ZM83 103H84V101H83ZM113 103H114V104H113ZM115 103L118 104V105H116ZM128 103H129V102L127 101L126 104L128 105ZM147 103H148V102H147ZM149 103H150V102H149ZM163 103H164V102H163ZM193 103H192V106L195 107V105H193ZM225 103H226V102H225ZM228 103H229V102H228ZM242 103H243V101H242ZM15 104H16V103H15ZM19 104H20V103H19ZM54 104H55V103H54ZM63 104H64V103H63ZM69 104H70V105H69ZM72 104H73V102H72ZM80 104H81V103H80ZM85 104H87V103H85ZM141 104H142V103H141ZM154 104H155V106H157V108L160 109V107H158V104L161 105V103H158V104H157V103H154ZM156 104H157V105H156ZM167 104H168V103H166L165 106H168ZM179 104H181V103H178L176 106H175V105L173 106V104L170 103L171 108H172V106H173V108H174V107H177ZM182 104H183V102H182ZM200 104H201V103H200ZM207 104H208V102H207ZM246 104H247V102H246ZM254 104H255V103H254ZM257 104H259V103H257ZM260 104H261V103H260ZM262 104H263V102H262ZM9 105H10V104H9ZM30 105H31V104H30ZM47 105H46V106H47ZM73 105H75V103H74ZM92 105H93V104H92ZM107 105H108V104H107ZM115 105H116V106H115ZM124 105H125V102H124ZM124 105H123V106H124ZM127 105H125V106H127ZM129 105H134V103H133V104H129ZM129 105H128V106H129ZM138 105H139V104H138ZM151 105H152V102H151ZM183 105H184V104H183ZM190 105H191V104H190ZM202 105H203V104H202ZM204 105H205V103H204ZM204 105H203V106H204ZM216 105H217V104H215L214 106H216ZM219 105H220V104H219ZM227 105H228V104H227ZM229 105H231V103H230ZM232 105H233V104H232ZM232 105H231V106H232ZM247 105H248V104H247ZM251 105H253V103H251ZM251 105H249V106L251 107ZM3 106H5L4 108H6V104L3 105ZM25 106H26V105H25ZM28 106H29V105H28ZM31 106H32V105H31ZM53 106H54V105H53ZM63 106H65V105H63ZM100 106H101V105H99V107H100ZM102 106H103V105H102ZM109 106H110V103H109ZM109 106H108V107H109ZM120 106H121V108H122V105H119L118 107H120ZM125 106L123 107L124 109H125ZM134 106H135V105H134ZM148 106H150V105H148ZM184 106H185V105H184ZM184 106H183V108H184ZM192 106H191V107H192ZM198 106H199V105H198ZM208 106H209V105H208ZM208 106H207V109L211 108L212 103H211V106H209V107H208ZM220 106H221V105H220ZM234 106H235V105H234ZM255 106H256V105H255ZM257 106H258V105H257ZM257 106H256V109L258 108ZM260 106H261L262 109H263L264 104H263V105H260ZM11 107H12V106H11ZM11 107H10V108H11ZM21 107H22V106H21ZM33 107H34V106H33ZM33 107H32V108H33ZM65 107L68 109L67 106H65ZM75 107H76V106H75ZM75 107H74V108H75ZM77 107H78V104H77ZM103 107H104V106H103ZM103 107H102V108H103ZM106 107H107V106H106ZM118 107H117V108H118ZM152 107L154 108V106H152ZM232 107H233V106H232ZM236 107H237V106H236ZM4 108H3V109H4ZM12 108H13V107H12ZM15 108H16V106H15ZM34 108H35V107H34ZM47 108H48V106H47ZM52 108H54V107H52ZM86 108H87V107H86ZM102 108H100V109L102 110ZM117 108H116V109H117ZM123 108H122V109H123ZM126 108H127V107H126ZM141 108H143L142 110H143V112L145 113V110H144V106H143V104L141 105ZM145 108H146V107H145ZM153 108H152V110H153ZM157 108L155 107V109H157ZM161 108H164V107H161ZM180 108H182V107L180 106ZM180 108H179V107L175 108V111H174V112L179 111ZM183 108H182L181 110H182L184 113L181 112V113H182L181 116H183V114H185L186 116L189 114V115L191 116L190 113L187 114V112H188L189 109H187L186 112H185V109H183ZM186 108H187V107H186ZM212 108L214 109L213 106H212ZM220 108H221V107L218 106V108L216 107L215 109H220ZM226 108H227V107H226ZM230 108H231V107H230ZM230 108H229V109H230ZM7 109H8V108H6V110H7ZM17 109H18V108H17ZM24 109H26V108H24ZM28 109H29L28 113L31 112L30 110H32V109H30V108H28ZM38 109H39V108H38ZM67 109H65V110L67 111ZM71 109H72V108H71ZM75 109H76V108H75ZM75 109H74V111H75ZM91 109H93V107H92ZM104 109H105V108H104ZM107 109H108V108H107ZM112 109H114V108H112ZM112 109H110V110H112ZM134 109L136 110V107H134ZM147 109H149V107L146 108V112L148 111ZM192 109H194V108L192 107ZM201 109H202V108H201ZM207 109H206V110H207ZM221 109H223V108H221ZM227 109H228V108H227ZM229 109H228V110H229ZM237 109H238V108H237ZM248 109H250V108H248ZM248 109H247V110H248ZM258 109H259V108H258ZM4 110H5V109H4ZM9 110H11V109H9ZM14 110H16V109H14ZM51 110H53V109H51ZM65 110H64V111H65ZM68 110H69V109H68ZM83 110H84V109H83ZM83 110H82V111H83ZM110 110H108V112H109ZM118 110H119V109H117V111H118ZM132 110H133V109H132ZM135 110H134V111H135ZM142 110H141V111H142ZM152 110L149 109V111H152ZM157 110H158V109H157ZM164 110H165V109H164ZM173 110H174V109H169V111H171V112H172ZM194 110H195V109H194ZM206 110H203L202 112H204V111H206ZM228 110H227V113L223 112L222 114H224V115L226 114V116H227V114L229 115L230 113H233V112H234L233 110H230L231 112L228 113ZM252 110H255V109L252 108L250 111H247L248 114L246 113V114H244V115H246V117H248L249 114L252 115V114H253V113L251 112ZM263 110H264V109H263ZM263 110H260L259 113H258V112H256V113L260 115L261 111L263 112ZM7 111H8V110H7ZM25 111H26V110H25ZM34 111H35V110H34ZM37 111L39 112V110H37ZM56 111H59V110H56ZM72 111H73V109H72ZM76 111H78V108L76 109ZM76 111H75V112H76ZM91 111H93V110H91ZM91 111H90V113H91ZM113 111H114V110H113ZM126 111H127V110H126ZM141 111H140V112H141ZM149 111H148V112H149ZM160 111L162 112V109H161ZM195 111H196V110H195ZM208 111H209V110H208ZM217 111H218V110H217ZM219 111H220V110H219ZM219 111H218V112H219ZM224 111H225V110H224ZM0 112H1V111H0ZM8 112H9V111H8ZM84 112H85V110H84ZM96 112H97V110H95V113H96ZM99 112L102 113V112H104V111H102V112L99 111ZM119 112H120L119 114H121V110H119ZM122 112H123V110H122ZM136 112H137V111H136ZM143 112L140 113V114H141V117L139 118V121H140V122L142 121V120H140V119L143 118ZM157 112H158V111H157ZM161 112H160V113H161ZM174 112H173V113H174ZM179 112H180V111H179ZM179 112H178V113H179ZM196 112H197V111H196ZM249 112H251L252 114L249 113ZM253 112H255V111H253ZM32 113H33V112H32ZM58 113H59V112H58ZM60 113H62L61 110H60ZM60 113H59V115H62V114H60ZM67 113H68V112H67ZM106 113H107V111H106ZM106 113L104 112V115H106ZM110 113H111V112H110ZM117 113H118V112H117ZM125 113H126V112H125ZM163 113H164V112H162V114H163ZM198 113H199V112H198ZM198 113H197V114H198ZM240 113H241V112H240ZM256 113H254V114H256ZM0 114H1V113H0ZM6 114H8V113H5L4 116H5ZM22 114H23V113H21V115H22ZM36 114H37V113H36ZM79 114H80V112H79ZM81 114H82V115H85V114H83V113H81ZM113 114H114V112H113ZM113 114H110V115L113 116ZM137 114H138V112H137ZM137 114H135V115H137ZM201 114L204 115L205 113H204V114L201 113ZM207 114H210V113L208 112ZM207 114H206V116L208 117L209 115H207ZM212 114H213V112L211 113V117L214 116V115L212 116ZM233 114L235 115V113H233ZM233 114H232V115H233ZM254 114H253L252 117H253V120H256V119H254ZM15 115H16L15 118H18L17 114H14V116H15ZM29 115H30V114H29ZM29 115H28V116H29ZM41 115H43V114H41ZM51 115H52V112H51V114L49 115V117H50ZM59 115H58V116H54V118L56 117V119H57V118L59 117ZM82 115H80V116H81V119H84V118H82ZM100 115H102V117L104 116L103 114H100ZM108 115H109V114H107V116H108ZM135 115H134V116H135ZM147 115H148V114H147ZM160 115H161V114H160ZM160 115H159V116H160ZM165 115H166V114H165ZM174 115H175V113H174ZM174 115H173V116H174ZM177 115H178V114H177ZM189 115H188L187 117H188V119L190 120V118H192V117L189 118ZM241 115H243V114L241 113ZM259 115H258V116H259ZM261 115H262V113H261ZM14 116H13V118H14ZM23 116H24V114H23ZM30 116H31V115H30ZM34 116H35V114H34ZM39 116H40V115H39ZM47 116H48V115H47ZM64 116H68V115H65V114H64ZM77 116H79V115H77ZM114 116H115V114H114ZM150 116H154V115L151 113L148 117H150ZM163 116H164V114H163ZM169 116H170V115H169ZM173 116H172V118H171V116H170L171 120L174 119ZM179 116H180V115H179ZM200 116H201V115H200ZM218 116H220V113L218 114ZM229 116H230V115H229ZM235 116L237 117V113H236ZM238 116H239V114H238ZM36 117L39 118L38 116H36ZM41 117L45 118L44 115H43V116H40V118H41ZM52 117H53V115H52ZM68 117H69V116H68ZM68 117H66V118H68ZM138 117H139V116H138ZM138 117L135 116V119L137 120ZM146 117H147V116H146ZM146 117H145V118H146ZM166 117H168V116H166ZM175 117H176V116H175ZM183 117H184V116H183ZM187 117H185V118H187ZM240 117H241V116H240ZM2 118H3V117H2ZM15 118H14V119H15ZM31 118H35V117H33V115H32ZM40 118H39V120L42 119V118H41V119H40ZM47 118H48V117H47ZM47 118H46V119H47ZM59 118H63V116H62V117L60 116ZM98 118H99V117H98ZM154 118H155V117H154ZM158 118H159V117H158ZM163 118H165V117H163ZM163 118H161V119H163ZM170 118L168 117L169 120H170ZM225 118H226V117H225ZM228 118H230V117H227V119H228ZM241 118H242V117H241ZM249 118H250V117H249ZM259 118H260V117H259ZM3 119H4L5 121H7L5 118H3ZM78 119H79V118H78ZM81 119H80V120H81ZM88 119L90 120L91 117L88 118ZM88 119H85V121H87ZM111 119H112V118H111ZM143 119H144V118H143ZM147 119H148V118H147ZM161 119H160V120H161ZM165 119L167 120V118H165ZM188 119H186V122L188 121ZM218 119H219V118H218ZM218 119H217V120H218ZM227 119H226V120L223 119V123H224V121H227ZM232 119H233V118H232ZM245 119H246V118H245ZM261 119H262V117H261ZM261 119H260V120H261ZM0 120H2V119L0 118ZM35 120H36V119H35ZM42 120L44 121V119H42ZM48 120H49V119H48ZM59 120H61V119H59ZM65 120H66V119H64L63 122H64V123H67V122H65ZM73 120H75V119H73ZM80 120H79V122H80ZM89 120H88V121H89ZM94 120H95V119H94ZM97 120H98V119H97ZM105 120H106V119H105ZM109 120H110V119H109ZM117 120H119V119H117ZM123 120H126V119H123ZM136 120H134V121H136ZM151 120H154V121H155V119H153V118H151ZM184 120H185V119H184ZM203 120H204V119H203ZM213 120H214V119H213ZM221 120H222V119H221ZM229 120L232 122L231 119H229ZM235 120H236V119H235ZM253 120H252V118H251V121H253ZM260 120H259V122H260ZM12 121H13L12 125H15L14 122H17L18 120H16V121L12 120ZM12 121H11V119H10V121H8L7 125H9ZM45 121H47V120H45ZM66 121H67V120H66ZM69 121H70V122H69ZM69 121H68L69 123H67L69 126H70V125H75V121L71 122V119H69ZM76 121H77V119H76ZM85 121H84V122H85ZM101 121H102V120H101ZM106 121H107V120H106ZM120 121L122 122V119H121ZM126 121H128V120H126ZM139 121H137V122L139 123ZM147 121L149 122V121H150V118H149ZM154 121H153V123H154ZM157 121H158V120H157ZM157 121H156V122H157ZM172 121H173V120H172ZM193 121H194V120H193ZM206 121H207V120H206ZM210 121H211V119H210ZM238 121H241V120H238ZM257 121H258V117H257L256 122H257ZM262 121H263V120H262ZM0 122H3V121H0ZM9 122H10V123H9ZM51 122H52V121H51ZM102 122H103V121H102ZM107 122H108V121H107ZM114 122H116V123L118 124V125H116L115 123L111 122V123H113L114 126L116 125V128H117V126H119V125L121 124V123L119 124V122H117V121H114ZM130 122H131V121H130V119H129V123H130ZM148 122H145V123L148 125ZM151 122H152V121H150L149 124H151ZM160 122H161V121H160ZM167 122H168V121H167ZM174 122H176V121H174ZM174 122H172L173 125H174ZM190 122H191V120L189 121V123H190ZM208 122H209V121H208ZM213 122H214V121H213ZM234 122H235V121H234ZM244 122H245V121H244ZM244 122L242 121L241 123L244 124ZM254 122H255V121H254ZM259 122H258V123H259ZM19 123H20V122H19ZM23 123H24V121H23ZM61 123H62V121H61ZM64 123H63V124H64ZM80 123L82 124V122H80ZM111 123H110V124H111ZM122 123L124 124V123H126V122H122ZM127 123H128V122H127ZM127 123H126V125H124V126H125V127L127 126L126 128L128 129V127H131V126H130V124L127 125ZM153 123H152V125H153ZM172 123H169V124L172 125ZM179 123H180V122H179ZM197 123H198V122H197ZM202 123H204V122H202ZM202 123H200V124H202ZM237 123H238V122H237ZM241 123H240V124H241ZM1 124H2V123H1ZM1 124H0V126H1ZM21 124H22V123H21ZM30 124L33 125V123H30ZM40 124H41V123H40ZM40 124H39V125H40ZM47 124H48V123H47ZM47 124H42V126H43V125L46 126ZM54 124H56V123H54ZM54 124H53V126H54ZM67 124H66V125H67ZM81 124H79V123L77 122V125L80 126V128H82ZM84 124H85V123L82 124V125L84 126V128H82L83 130L86 129V128H85L86 126H85ZM91 124H92V123H91ZM94 124H95V123H93V125H94ZM123 124H121V125H123ZM131 124H132V123H131ZM134 124H135V123H134ZM139 124H140V126H139L140 128H141V125L144 127V125H143L142 123H139ZM154 124H155V123H154ZM157 124H162V123L157 122ZM175 124H176V123H175ZM190 124H191V123H190ZM204 124H205V123H204ZM215 124H216V123H215ZM243 124H241V125L244 126ZM247 124H248V121H247ZM253 124H254V123H253ZM259 124H260V123H259ZM261 124H263L262 127H264V122L261 123ZM12 125L10 124L9 126H12ZM32 125H31V126H32ZM34 125L36 126V124H34ZM34 125H33V127H34ZM39 125L37 124V126H39ZM93 125H92V126H93ZM107 125H108V123H107ZM107 125H106V126H107ZM111 125H112V124H111ZM136 125H138V124H136ZM162 125H163V124H162ZM183 125H184V124H183ZM212 125H213V126H217V125H214V124H212ZM227 125H228V124H227ZM241 125H239L238 128H239V127L242 128ZM245 125H246V123H245ZM250 125H251V124H250ZM250 125H249V126H250ZM255 125H257V123H255ZM255 125H254V126L251 125L250 127H253V128L255 127L254 130L251 128V129L253 130L252 132H254V133H255V132L258 133L256 130L261 129V127L258 128V129H256V126H255ZM4 126H5V125H3V127H4ZM9 126H8V127H9ZM25 126H26V125H25ZM31 126H30V127H31ZM37 126H36V127H37ZM45 126H44V128H46V129H47L46 131L49 132L48 130H50V129H48V127H45ZM48 126H49V125H48ZM53 126L50 125V127H53ZM62 126H63V125H62ZM64 126H65V125H64ZM89 126H90V125H89ZM89 126H87L88 128H87L86 130L92 128L91 126H90L91 128H90ZM104 126H105V125H104ZM150 126H151V125H150ZM154 126H155V125H154ZM175 126L177 127V124H176ZM175 126H172V128L174 129ZM185 126H186V125H184L183 127H185ZM196 126H199V124L196 125ZM203 126H204V125H203ZM203 126H202V128H201V126H200V128H201V129H203V128L205 129V126H204V127H203ZM207 126H208V125H207ZM224 126H225V125H224ZM229 126H230V124H229ZM233 126L235 127V125H233ZM259 126H260V125H259ZM27 127H29V125H28ZM27 127H25V128H27ZM40 127H41V126H40ZM40 127H39V128H40ZM55 127H56V126H55ZM112 127H113V126H112ZM122 127H123V126H122ZM125 127H124V128H125ZM132 127H133V125H132ZM135 127H136V126H135ZM143 127H142L141 130H143ZM147 127H148V126H147ZM147 127L145 126V128H147ZM157 127L159 128L160 125L157 126ZM157 127L155 126V128H157ZM161 127H162V126H161ZM165 127H166V126H165ZM165 127H164V129H165ZM179 127H180V126H179ZM181 127H182V126H181ZM183 127H182V130H183ZM234 127H233V128H234ZM236 127H237V126H236ZM236 127H235V128H236ZM244 127H245V126H244ZM31 128H32V127H31ZM34 128H35V127H34ZM41 128H42V127H41ZM126 128H125V129H126ZM193 128H194V126H193ZM193 128H192V129H193ZM195 128H196V127H195ZM195 128H194V129H195ZM206 128H207V131H208V133H209V130H208L209 127H206ZM216 128H217V127H216ZM227 128H228V127H226V129H227ZM7 129H8V128H7ZM36 129L38 130V128H36ZM53 129H54V128H53ZM56 129H57V127H56ZM56 129H54V132L57 131ZM62 129H63V127L60 128L61 131H63ZM68 129H70V128H68ZM71 129H73V128H71ZM97 129H98V128H97ZM107 129H108V127H107ZM113 129H114V127H113ZM121 129L123 130V128H121ZM121 129H119V127H118V128L116 129V131L118 130L117 132H119V131L121 132ZM130 129H131V128H130ZM148 129H150V128L148 127L146 130H148ZM160 129H162V128H160ZM164 129H163V130H164ZM177 129H178V128H177ZM177 129L175 128L174 132H176ZM194 129H193L192 131H193L194 134H195V133H196V132H195L196 129H195V131H194ZM209 129H210V128H209ZM212 129H213V128H212ZM212 129H211V130H212ZM223 129H224V128H223ZM248 129H249V128H248ZM251 129H249V131H250ZM255 129H256V130H255ZM51 130H52V129H51ZM55 130H56V131H55ZM64 130H65V129H64ZM86 130H85V133H87ZM100 130H101V126H100ZM133 130H135V131L137 130V132L139 131L138 128L133 129ZM158 130H159V129H157V130L154 129L155 132L158 131ZM163 130H161V132H162ZM165 130H166V129H165ZM171 130H172V129H171ZM184 130H185V128H184ZM187 130L189 131L190 129L187 128ZM187 130H186L185 132H184V131L182 132L183 135H184V133L186 134V132H188ZM199 130H200V129H198V131H199ZM211 130H210V133L213 132V130H216V129H213L212 131H211ZM221 130H222V129H221ZM229 130H230V129H229ZM236 130H237V129H236ZM236 130H234V131L236 132ZM0 131H1V129H0ZM7 131H8V130H7ZM9 131H10V130H9ZM9 131H8V132H9ZM23 131H25V130H23ZM38 131H39V130H38ZM41 131H42V130H41ZM66 131H67V130H66ZM66 131H65V132L63 131V133H66ZM70 131H72V130H70ZM73 131L75 132V131H76V128H74ZM73 131H72V132H73ZM91 131L93 132V129H92ZM97 131H98V130H97ZM110 131H111V130H110ZM116 131H115V132H116ZM131 131H132V129L130 130V132H131ZM154 131H151V129H150V131H149V132L147 131V132H148V133H150V132L152 133V132H154ZM179 131H180V129L178 130V132H179ZM198 131H197V133H200V134H201L202 131H199V132H198ZM204 131H205V130H203V132H204ZM216 131L218 132V130H216ZM222 131H223V130H222ZM226 131H227V130H226ZM231 131H232V128H231V130H230L229 132L227 131L229 135H230V132H231ZM249 131H248V132H249ZM4 132H5V131H4ZM4 132H2V133H4ZM44 132H45V131H44ZM44 132H43V133H44ZM47 132H46V133H47ZM50 132H51V131H50ZM72 132L69 134V131H68V135H67V136L71 135ZM95 132H96V129L94 130V135H95ZM105 132H108V131L105 130ZM127 132H129V131H127ZM140 132H141V131H140ZM140 132H139V133H140ZM143 132H145V129L143 130ZM143 132H141V133H143ZM155 132H154V133H155ZM163 132H164V131H163ZM174 132H173V133H174ZM178 132H177V133H178ZM193 132H191V133L193 134ZM224 132H225V130H224ZM262 132H263V136L260 134V133H262ZM2 133H1V134H2ZM25 133H26V132H25ZM31 133H33V132H30V134H31ZM35 133H36V132H35ZM35 133H33L32 135H35ZM37 133H38V132H37ZM77 133H78V132H77ZM88 133H90V132L88 131ZM99 133H100V134L102 133L101 135L104 134L103 136H108V135H110L111 137L113 136L112 133H108V134H107V133H103V132H98V135H99ZM132 133H133V132H132ZM132 133H131V135H132ZM141 133H140V135H141ZM145 133H146V132H145ZM154 133H153V134H154ZM159 133H160V132H159ZM169 133H170V132H169ZM173 133L171 132V136L174 135ZM188 133L191 134L190 131H189ZM188 133H187L186 135H189ZM210 133H209V134H210ZM232 133H233V131H232ZM249 133H250V132H249ZM260 133H258V134H260L259 136H261V138L264 139V131L262 130ZM7 134H8V133H7ZM9 134H10V133H9ZM16 134H17V133H16ZM16 134H15V135H16ZM19 134H20V133H19ZM22 134H23V133H22ZM22 134H20V135H22ZM28 134H29V132H28ZM28 134H27V135L25 134V135L28 137ZM30 134H29V136H32V135H30ZM57 134H58V133H57ZM91 134L93 135V133H91ZM105 134H107V135H105ZM123 134H124V133H123ZM125 134H126V131H125ZM125 134H124V135H125ZM134 134H138V133H134ZM134 134H133V135H134ZM153 134L148 135V134L146 133L147 137L150 136L151 138H152L153 136L155 137V135H153ZM157 134H158V133H157ZM179 134H180V132L178 133V135H179ZM217 134H219V133H217ZM222 134L225 135V133H222ZM228 134H227V135H228ZM250 134H252V133H250ZM25 135L23 134L22 137L24 138ZM40 135H42V133H41ZM58 135H59V134H58ZM58 135H57V136H58ZM98 135H97V136H98ZM152 135H153V136H152ZM160 135H161V134H160ZM166 135H167V134H166ZM166 135H164V136L166 137ZM168 135H169V134H168ZM186 135H185V136H186ZM197 135H198V134H197ZM197 135H195V136L193 135V137H191V138H194V137H196ZM214 135H215V134H214ZM220 135H221V133H220ZM229 135H228V136H229ZM252 135H253V134H252ZM256 135H257V134H254V136H256ZM9 136H10V135H7V136L5 137V138H6V139H5V140H6V143H9V139L7 140V137L9 138ZM43 136H44V135H43ZM62 136H65V135L62 134ZM67 136H66V137H67ZM74 136H75V135H74ZM74 136H73V138H74ZM99 136H100V135H99ZM185 136H184V137H185ZM189 136H191V135H189ZM198 136H199V135H198ZM215 136H217V135H215ZM237 136H238V134H237ZM237 136H236L235 138H238L240 135H239L238 137H237ZM245 136H247V137H245V138H247L246 140H250V141H251L252 138H251V139L248 138V135H245ZM250 136H251V135H250ZM250 136H249V137H250ZM12 137H14V134H13ZM69 137H70V138L67 137L68 140L71 139V136H69ZM122 137H123V136H122ZM126 137H127V135H126ZM126 137H125V138H126ZM137 137H138V136H137ZM142 137H144V139H145V134H144L143 136H141V138H142ZM147 137H146V138H147ZM160 137L163 138V134H162V136H160ZM165 137H164L163 142L166 141L165 139H168V138H165ZM186 137H188V136H186ZM220 137H222V135H221ZM220 137L218 136V138H220ZM224 137H225V136H224ZM224 137H223V138H224ZM240 137H241V136H240ZM240 137H239V138H240ZM3 138H4V137H3ZM16 138L19 140L20 136H19V138H18V135H17ZM16 138H15V140L17 141ZM31 138H32V137H31ZM36 138H39V135H38V137L36 136ZM40 138H41V137H40ZM67 138H66V139L64 138L63 140L67 142V141H68ZM73 138H72V139H73ZM93 138H94V140H95V137H93ZM93 138H91L92 141H93ZM134 138H135V137H134ZM155 138L157 139V137H155ZM170 138H171V137H170ZM179 138H180V136H179ZM179 138H178V136L176 135V138H175L176 140H175L174 138H173V139H174L175 142H176ZM189 138H190V137H189ZM197 138H198V137H197ZM197 138H195V139H197ZM223 138H221V139H223ZM230 138H231V136H230ZM241 138H242V137H241ZM13 139H14V138H13ZM13 139H12V140H13ZM20 139H21V138H20ZM27 139H28V138H27ZM41 139H42V138H41ZM44 139L46 140V138H44ZM44 139H43V141L41 140V142H43V144H44V141H45ZM49 139H50V138H49ZM122 139H124V138H122ZM127 139H128V137H127ZM127 139H126V140H127ZM131 139H132V137H131ZM144 139H142V140H144ZM149 139H150V138H149ZM149 139H147V140H149ZM159 139H160V138H158L157 140H159ZM173 139H171V140H173ZM195 139H194V140H195ZM210 139H211V138H210ZM231 139H233V137H232ZM243 139H244V138H243ZM254 139H255V138H254ZM257 139H258V138H257ZM263 139L260 140V138H259V140L262 142V144L260 143V144L262 145L261 147H259L260 149H264V148H263V145H264V143H263L264 140H263ZM1 140H3V139H0V142H2ZM5 140H3L2 144H3V143L5 144V142H4ZM47 140H48V138H47ZM119 140H120V139H119ZM119 140H118V141H119ZM128 140H130V139H128ZM138 140H140V138H139ZM147 140H146V141H147ZM151 140L153 141V139H151ZM151 140H149V142H145V140H144L143 142H145V143H144L145 145H147V143L150 144V145H152V143H151L152 141H151ZM154 140H155V139H154ZM174 140H173V142H171V143H174ZM186 140H187V139H186ZM190 140H191V139H190ZM198 140H199V139H198ZM228 140H229V138H228ZM228 140H227V141H228ZM246 140H244V142L241 143V140L239 141V139H238V141L236 140L235 142H236V143H237V142H240L242 145L244 144V146H245V144L247 145V143L249 142V141H246ZM262 140H263V141H262ZM16 141H14V142H16ZM22 141H25V139H22ZM28 141H29V140H28ZM36 141H37V140H36ZM36 141H35V142H36ZM39 141H40V140H39ZM48 141H49V140H48ZM48 141H47V143H48ZM95 141H96V140H95ZM98 141H99V139H98ZM110 141H113V140H110ZM123 141H124V140H123ZM123 141H122V142H123ZM133 141H134V140H133ZM135 141H137V139H135ZM179 141H181V140H179ZM179 141H178V142H179ZM182 141H183V140H182ZM182 141H181V142H182ZM187 141H188V140H187ZM225 141H226V140H225ZM242 141H243V140H242ZM252 141H253V140H252ZM252 141H251V142H252ZM20 142H21V141H20ZM31 142H32V140H31ZM45 142H46V141H45ZM113 142H114V145L116 146V144H115V143H116L115 140H114ZM122 142H121V140H120V143H122ZM139 142L141 143V141H139ZM156 142H158V141H156ZM181 142H179L178 144H180ZM192 142H194V141L192 140ZM213 142H214V141H213ZM246 142H247V143H246ZM251 142H249V143L251 144ZM10 143H12V142H10ZM32 143H33V142H32ZM32 143H31V144H32ZM37 143H38V142H37ZM47 143H46V144H47ZM64 143H65V142H64ZM90 143H91V142H90ZM92 143H93V142H92ZM96 143H98V142H96ZM111 143H112V142H111ZM129 143H131V142H129ZM133 143H134V142H132V144H133ZM136 143H137V142H136ZM165 143H166V142H165ZM165 143H163V145L167 147L168 145H165ZM171 143H170V144H171ZM183 143H184V145L182 146V147H183L182 150L184 151V148H185L184 146H186L187 144H188V146H189V142H188L187 144H186V142H183ZM194 143H195V142H194ZM194 143H191V144H194ZM210 143H211V142H210ZM210 143H209V146H210V147H211V146H212V147L215 146V144H214V146H213L212 144L210 145ZM226 143H227V142H226ZM233 143H234V142H233ZM249 143H248V144H249ZM22 144H23V143L21 142V145H22ZM33 144H34V143H33ZM38 144H39V143H38ZM40 144L43 146L42 143H40ZM40 144H39V145H40ZM46 144H44V146H45ZM49 144H50V143H49ZM67 144H69V142H68ZM83 144L85 145L84 149L86 148L87 145L90 146L89 141H88L87 144H85V143H83ZM108 144H109V141H108ZM141 144H142V143H141ZM144 144H143V145H144ZM153 144H155L154 141H153ZM218 144H219V143H218ZM221 144H222V142H221ZM238 144H239V143H237L236 145H238ZM241 144H240V146H242ZM6 145H7V144H6ZM41 145H40V146H41ZM77 145H78V144H77ZM77 145H76V144H75V145H70V146H69V147H70V150H71V147H72V146H73V148H74V147L77 146ZM92 145H93V144H92ZM96 145H97V144H95L94 146H96ZM109 145H110V144H109ZM123 145H124V144H123ZM150 145H148V146H146V147H147V148H148V147H151ZM159 145H160V144H158V146H159ZM163 145L160 146L159 148H161V147L163 148ZM180 145H181V144H180ZM197 145H199L198 142H197ZM204 145H205V144H204ZM207 145H208V144H207ZM216 145H217V144H216ZM230 145H231V144H230ZM234 145H235V144H232V146H229V144H228V145H227V146H229L228 149H229L230 147H233V148H234ZM0 146H1V147H0V148H1V149H0V154H1V153H3V152H1V151H3L4 148H6V147L3 148V147H2L3 145H1V144H0ZM7 146H8V145H7ZM9 146H11V145L9 144ZM26 146H27V145H25V147H26ZM44 146H43V147H44ZM47 146H48V144H47ZM57 146H58V145H57ZM81 146H83V145H81ZM115 146H114V147H115ZM155 146H156V145H155ZM177 146H178V145H177ZM177 146L175 147V148H176V151L179 150V149L181 148V147H177ZM194 146H196V145H194ZM220 146H222V145H219V146L217 145L216 147H219L220 150H221L222 148H221ZM240 146H239V147H240ZM249 146L251 147V145H249ZM15 147H16V146H15ZM29 147H32V150H33V146H32V145H29ZM29 147H26V148L29 150V149H30ZM36 147H37V145H36ZM36 147L34 146V149H35ZM45 147H46V146H45ZM92 147H93V146H91V148H92ZM110 147L112 148V146H110ZM120 147L123 149L124 146H122V144H121ZM137 147H138V146H137ZM137 147H136V148H137ZM170 147H171V146H170ZM172 147H173V145H172ZM172 147L170 148V150L172 149ZM192 147H193V145H192L191 147L189 146V148H192ZM203 147H204V146H202V148H201L202 150H203V149H206L205 147H204V148H203ZM210 147L207 146V148H210ZM212 147H211L210 149H212ZM223 147H224V145H223ZM239 147H238V148H239ZM242 147H243V146H242ZM242 147H241V148H242ZM7 148H8V147H7ZM16 148H17V147H16ZM16 148H15V149H16ZM22 148H24V147H22ZM26 148H24V149L26 150ZM37 148L40 149V147H37ZM47 148H48V147H47ZM47 148H46V149H47ZM54 148H55V147H54ZM56 148H57V147H56ZM56 148H55V149H56ZM58 148H62V149H64V145H63V147H59V146H58ZM66 148H67V149H65V150H66V153H69L70 150H68V146H67ZM87 148H89V147H87ZM129 148L131 149V147H129ZM133 148L136 149L134 146H133ZM138 148H139V147H138ZM144 148H145V147H144ZM154 148H155V147H154V145H153V151H154ZM159 148H158V149H157V147L155 148L156 150H158V153H160ZM173 148H174V147H173ZM186 148H188V147H186ZM186 148H185V149H186ZM225 148H226V147H225ZM252 148H253V146L251 147V149H252ZM9 149H12V150H13L14 148H10V147H9V148H8V151H9ZM43 149H44V151H42V152H45V153H46V152H48V151H49L50 149H52V148H50L48 151H47V150L45 151V148H43ZM43 149H40V150H43ZM112 149H113V148H112ZM119 149H120V148H119ZM125 149H126V148H125ZM150 149L152 150V147H151ZM164 149H165V148H164ZM166 149H167V148H166ZM166 149H165L164 151H167ZM215 149H217V148L214 147V150H215ZM231 149H232V148H231ZM234 149H235V148H234ZM242 149H243V148H242ZM244 149H245V148H244ZM244 149L242 150V152H240V154H239V153H238V154H239V155H242L243 152L246 151V150H244ZM257 149H258V147H257ZM257 149H256V150H257ZM6 150H7V149H6ZM16 150H17V149H16ZM28 150H26V152H27ZM32 150H31V151H32ZM57 150H58V149H56V151H57ZM59 150H60V149H59ZM59 150H58V151H59ZM65 150H64V152H65ZM67 150H68V152H67ZM74 150H77V149H74ZM94 150H95V149H93L92 151H94ZM106 150H107V149H106ZM106 150H103V152L106 151ZM108 150L110 151L111 149L109 148ZM128 150H129V149H128ZM128 150H126L125 153H126ZM136 150H137V151H135V153H136V152L138 153L139 150H138V149H136ZM156 150H155L154 152H156ZM168 150H169V148H168ZM182 150H181V151H182ZM206 150H209V149H206ZM214 150H213V151H214ZM237 150H238V149H237ZM237 150H235V151H237ZM239 150H241V149H239ZM248 150H250V148H249ZM253 150H254V148L252 149V151H253ZM4 151H5V150H4ZM8 151H7L8 154H7V153H4V154H2V155H3L4 157H6V156H8L9 154H11V155H9L8 158H7V160H9V159L11 160V158H12V153H11V151H10V152H8ZM20 151L23 152L24 150H23V149L21 150V148H20ZM20 151H19V152L12 151V152L15 153V154H16V153L18 154V153H21ZM34 151L37 152V155H39V153H38V151H37L36 149H35ZM51 151H53V149H52ZM51 151H49L48 154L46 153L47 155L45 154L46 156H45L44 159H46V158L48 159V158H49V159L51 160V159L53 158V161L55 160V157H56V156H54V155H57L58 151H57L56 154H54V155L52 154L51 156L47 157V156L50 154ZM54 151H55V150H54ZM92 151H91V152H92ZM100 151H102V150H100ZM112 151L114 152L115 150H112ZM112 151H111V152H108V153L110 154V153H112ZM153 151H151V152H153ZM171 151H172V150H171ZM173 151H175V149H173ZM176 151H175V152H176ZM192 151H193V152H192ZM192 151L189 152L190 155H192L195 151L197 152V151H199V150H198V149H195V151H194V150H192ZM211 151H212V150H211ZM216 151H218V153H220V152L222 153V150L219 152V149H218V150H215L214 152H216ZM228 151H229V150H228ZM230 151H232V150H230ZM257 151H258V150H257ZM260 151H262V150H260ZM5 152H6V151H5ZM39 152H40V151H39ZM42 152H41V153H42ZM60 152H62V153H61V154L59 153V156L61 157L62 154H63L62 156H64L65 153H64L63 151H61V150H60ZM82 152H84V151L82 150ZM95 152H96V153H99L97 150H96ZM106 152H107V151H106ZM123 152H124V150H122V154H123ZM128 152L131 153L130 150H129ZM140 152H142L141 149H140ZM148 152H149V150H148ZM151 152H149L150 154L147 153V155L150 156V155H151ZM154 152L152 153V155H153V154H155V155H154V156L151 155V157H152V158H153V157H157V159H158V158L160 157V156H159L160 154H159V155L157 154V155L159 156V157H158V156L156 155V153H154ZM161 152H162V150H161ZM175 152H174V153H175ZM185 152H187V151H185ZM204 152H205V151H204ZM237 152H239V151H237ZM250 152H251V150H250ZM250 152L248 151V153H250ZM29 153H30V152H29ZM33 153H34V152H33ZM89 153H90V152H89ZM89 153H87V154H89ZM114 153H116V152H114ZM114 153H112V154L114 155ZM130 153H129V155H130ZM164 153H165V152H164ZM168 153H169V152H168ZM170 153H171V152H170ZM172 153H173V152H172ZM199 153H201V150L199 151ZM206 153H207V151H206ZM232 153H233V154H232ZM234 153H235L234 151H233V152H230V155H229V153H228L229 157L231 156V154L234 156V155H235ZM241 153H242V154H241ZM246 153H247V151H246ZM248 153H247V154H248ZM253 153H255V152H252V154H253ZM256 153H257V152H256ZM17 154H16V155H17ZM77 154H80V153H77ZM77 154H76V155H77ZM83 154H84V153H83ZM85 154H86V152H85ZM85 154H84V155H85ZM91 154H92V153H91ZM99 154L101 155V153H99ZM103 154H104V153H103ZM112 154H111V155H112ZM118 154H119V152H118ZM122 154H119V155H122ZM132 154H133V153H131V155H132ZM138 154H139V153H138ZM138 154H137V155H138ZM140 154H141V153H140ZM140 154H139V155H140ZM166 154H167V153H166ZM186 154H187V153H184V152H183V156L186 155ZM212 154H213V152H212V153L210 152V155H211V157L209 156L210 159H211V158L213 157V155H215L216 153L213 154V155H212ZM238 154H237V155H238ZM250 154H251V153H250ZM250 154H248V155H250ZM252 154H251V155H252ZM258 154L261 156L260 153H258ZM5 155H6V156H5ZM21 155H23V153H21ZM21 155H20V156H21ZM37 155H36V157H38ZM70 155H71V154H70ZM76 155L74 156V157H76V158H77L78 156H79V157H82L81 155H77V156H76ZM119 155H118V156H119ZM124 155H125V154H123V156H124ZM127 155H128V153H127ZM127 155H125V156H127ZM131 155H130V156H131ZM147 155H146V158H148ZM180 155H181V154H180ZM200 155H201V154H200ZM203 155H204V153H203ZM203 155H201V156H203ZM207 155H209V152H208L206 155H204V156H205V157H208ZM216 155H217V154H216ZM221 155H222V154H221ZM244 155H246V154H243V157H244ZM254 155H255V154H254ZM254 155H252V156H254ZM10 156H11V157H10ZM18 156H19V154H18ZM20 156H19V158L21 159L22 157H20ZM31 156H33V155H31ZM40 156H41V155H40ZM52 156H53V157H52ZM57 156H58V155H57ZM90 156L93 157V158L95 157V159H97V158H96V154H93V156H92V155H90ZM116 156H117V155H115V157H116ZM118 156H117V158L120 157V156H119V157H118ZM165 156H166V155H165ZM181 156H182V155H181ZM195 156L197 157L198 154L195 155ZM195 156H194V158H195ZM204 156L201 157V158H205ZM255 156H256L255 158H257V155H255ZM14 157L16 158L17 156H14ZM24 157H25V156H24ZM34 157H35V156H34ZM36 157H35V160H37ZM43 157H44V156H43ZM50 157H51V158H50ZM79 157H78V158H79ZM99 157H100V156H98V158H99ZM104 157H105V156H104ZM144 157H145V156H144ZM151 157H149V158H151ZM185 157H186V156H185ZM192 157H193V156H192ZM199 157H200V156H198L197 159H198ZM215 157H216V156H215ZM231 157H232V156H231ZM236 157H237V156H236ZM241 157H242V156H241ZM241 157H239V158H241ZM258 157H259V156H258ZM262 157H264V156L262 155ZM262 157H261V158H262ZM17 158H18V157H17ZM38 158H39V157H38ZM61 158H62V157H61ZM89 158H90V157H89ZM101 158H102V157H101ZM101 158H100V159H97V161H98V160H102ZM106 158H107V157H105V159H106ZM111 158H112V157H110V159H111ZM123 158H125V157H123ZM126 158H127V157H126ZM136 158L138 159L137 156H135V160H136ZM140 158H143V157H140ZM152 158H151V159H152ZM176 158H177L176 160H178V157H176ZM179 158H180V157H179ZM187 158H188V159H187ZM187 158H186V159L189 160V161H190V160H192V162L195 161V160H193L194 158L192 159V158L190 157V158H191V159H190L189 156H188ZM213 158H214V157H213ZM226 158H227V156H226ZM234 158H235V157H233V160H234V162H236ZM237 158H238V157H237ZM237 158H236V159H237ZM261 158H258L259 160L257 159V161L260 162V161H261ZM20 159H18V160L21 161ZM47 159L44 160L45 162L43 161V164H45L47 161H49V160H47ZM63 159H64V158H63ZM80 159H81V158H80ZM90 159H91V158H90ZM95 159H94L93 161H96ZM112 159H113V158H112ZM112 159H111V160H112ZM128 159H129V158H128ZM133 159H134V158H133ZM154 159L156 160V158H154ZM154 159H153V161H154ZM186 159H185V160H186ZM197 159H196V160H197ZM206 159H207V158H206ZM215 159H217V158H214V160H215ZM227 159H228V158H227ZM229 159H230V161H231L232 158H229ZM242 159H244V158H241V159H240V162H242V161H241ZM262 159H264V158H262ZM18 160H17V161H18ZM59 160H61V159H59ZM113 160H114V159H113ZM130 160H132V159H130ZM135 160H134V161H135ZM149 160H150V159H149ZM165 160L169 162L168 159H165ZM165 160H162L163 162H161V160H159V161L157 160V162H158V163L160 162V163H162V165H165V164H163ZM185 160H183V161H185ZM203 160H204V159H203ZM208 160H209V159H208ZM220 160H221V159H220ZM0 161H1V163H3V162H2V161H4L3 158H2V160H0ZM5 161H6V160H5ZM5 161H4V163H3V164H4L3 167H1L2 165H1V163H0V165H1V166H0V172L3 171V172H1V173H4V172L6 173V171L8 170V167H11L10 165L12 164V162H14V161H11V163H10V161H9L10 164L7 162V163H8L7 166H8V165H9V166L7 167V170L4 171V170H1V169H2V168H3V169L6 168V167H5V164H6ZM17 161H16V163L14 162V164H12V165L18 164ZM19 161H18V162H19ZM32 161H33V160H31V161H29V162L32 163ZM51 161H52V160H51ZM64 161H65V159H64ZM64 161H63V162H64ZM66 161H67V160H66ZM81 161H82V160H81ZM81 161H79L80 164L83 163V162L81 163ZM89 161H91V160H89ZM116 161H118V159L115 160L114 162H116ZM132 161H133V160H132ZM132 161H131L130 163H132ZM141 161H142V160H141ZM141 161H140V163H141ZM147 161H148V159H147ZM147 161H146V163H147ZM166 161H165V163H168V162H166ZM178 161H179V163L181 162V160H178ZM200 161H202V159H201V160L199 159V162H200ZM257 161H256V162H257ZM33 162H35V161H33ZM38 162H40V163H39L40 166H39V168H37V169H41L40 167H41V165H43V164L41 163L42 161H38ZM55 162H56V161H55ZM55 162H54V163H55ZM63 162H62V163H63ZM69 162H70V161H69ZM79 162H78L77 165H79ZM112 162H113V161H112ZM150 162H151V161H150ZM170 162H171V164H172L173 161L171 160ZM192 162H191V163H192ZM196 162L198 163V161H196ZM202 162H203V161H202ZM213 162H214V161H213ZM216 162H217V160H216ZM216 162H215V163H216ZM238 162H239V160H238ZM238 162H237V163H234L235 166H234L232 163H230V164H232L231 166L229 165L230 168L232 167V168H231V171H232L233 167H234V168L236 167V164H238ZM244 162H245V161H244ZM20 163H21V162H20ZM62 163H61V165H62ZM94 163H96V162H94ZM97 163H99V162H97ZM103 163H108V164H109V161H107V162H103ZM103 163H102V166L104 165ZM128 163H129V162H128ZM137 163H138V165L140 164L139 162H137ZM151 163L153 164V162H151ZM160 163H159V164H160ZM177 163H178V162H177ZM179 163H178V164H179ZM183 163H184V162H183ZM193 163H194V162H193ZM207 163H208V162H206V164H207ZM215 163H212V164H214L213 167H214L215 169H217L218 165H219L221 162H220L218 165H215ZM33 164H35V167H36V163H33ZM47 164H48V163H47ZM47 164H46V166H47ZM55 164H57V163H55ZM58 164H59V161H58ZM74 164H76V163H73V165H74ZM85 164H86V163H85ZM88 164H89V165H88V167H89V166H90V163H88ZM110 164H112V163H110ZM114 164H115V163H113V165H114ZM118 164H119V163H117L116 166H120V165H118ZM123 164H124V163H121V166H122ZM126 164H127V163H126ZM126 164H124V166H125ZM152 164H151V165H152ZM155 164H156V161H155ZM171 164H169L170 167H171ZM178 164H177V165H178ZM187 164H188V163H187ZM198 164L201 165L200 163H198ZM206 164H204V165H206ZM212 164H211V165H212ZM245 164H246V163H245ZM250 164H251V163H250ZM258 164H259V163H258ZM258 164H257V165H258ZM21 165H22V163H21ZM23 165H25L24 162H23ZM29 165H30V164H29ZM29 165H27V167H29ZM31 165H32V164H31ZM31 165H30V167H31V169H32V171H33V168H32V167H34V166H31ZM73 165L70 166V171H71V167H73ZM83 165H84V163L82 164V166H83ZM86 165H87V164H86ZM105 165H106V164H105ZM113 165L111 166L112 168L115 166V165H114V166H113ZM132 165H133V164H132ZM132 165H130L131 168H132ZM134 165H135V164H134ZM134 165H133V166H134ZM148 165H149V163H148ZM193 165L195 166L196 164H192L191 166H193ZM199 165H196L195 167L198 169ZM202 165H203V164H202ZM204 165H203V166H204ZM211 165H209V166H210V168L212 169ZM224 165H226V166L228 167V165H227L226 163H225ZM238 165H239V164H238ZM240 165H241V164H240ZM257 165H256V166H257ZM262 165H264V161H263ZM262 165H260V167H262ZM19 166H20V165H19ZM46 166H45V167H46ZM52 166H53V167H52ZM59 166H60V165H59ZM59 166H57V167H59ZM63 166L66 167V165H63ZM75 166H76V165H75ZM80 166H81V165H79V167H80ZM99 166H100V165H99ZM116 166H115V167H116ZM124 166H123V167H124ZM130 166H129V167H130ZM143 166H144V165H143ZM155 166H156V165H155ZM179 166H180V165H179ZM181 166H182V165H181ZM226 166H225V167H226ZM256 166H255V167H256ZM12 167H13V166H12ZM12 167H11L10 169H12ZM22 167H23V166H22ZM25 167H26V165L24 166V169H25ZM27 167H26V170H28V172H29V170L31 171V169H29L30 167H29L28 169H27ZM45 167L42 166V168H44V169H45ZM51 167L54 169L55 166H54V165H51ZM77 167H78V166H77ZM77 167H75V169H76ZM84 167H87V166L84 165ZM90 167L93 168V166H90ZM95 167H96V166H95ZM138 167H139V166H138ZM138 167H137V168H138ZM141 167H142V165H141ZM144 167H145V166H144ZM156 167H157V166H156ZM158 167H159V166H158ZM166 167H167V165H166ZM172 167H173V166H172ZM185 167H186V165H185ZM195 167H194V168H195ZM227 167L224 168V169H227ZM260 167H259V168H260ZM109 168H110V166L107 167V169H109ZM116 168H117V167H116ZM126 168H127V167H126ZM131 168H129V169H131ZM146 168H149V167H147V165H146ZM146 168H144V170H146ZM154 168H155V167H154ZM178 168H179V167H178ZM180 168H181V167H180ZM180 168H179V169H180ZM190 168H192V167H190ZM202 168H203V167H202ZM214 168L212 169V172H214V171H213ZM230 168H229V169H230ZM259 168H258V169H259ZM10 169H9V170H10ZM20 169H21V168H20ZM22 169H23V168H22ZM34 169H35V171H37L36 168H34ZM44 169H43V170L41 169V172H42L43 175H44V173H43ZM53 169H52V171H53ZM55 169H56V171H57L58 168H55ZM66 169H67V167H66V168H63V170H66ZM85 169H88V168H85ZM89 169H91V168H89ZM101 169H102V168H101ZM101 169H100V170H101ZM113 169H114V168H113ZM113 169H111V170H113ZM123 169H125V168H123ZM127 169H128V168H127ZM129 169H128L127 171H129ZM159 169H160V168H159ZM163 169H164V167H163ZM166 169H167V168H166ZM166 169H164V170H166ZM169 169H170V168H168L167 170H169ZM181 169H185V168H183V166H182ZM203 169H204V168H203ZM237 169H238V168L234 169V171L236 172ZM256 169H257V168H256ZM262 169H264V166L262 167ZM12 170H13V169H12ZM26 170H23V171H26ZM58 170H59V169H58ZM61 170H62V167H61ZM68 170H69V168H68ZM91 170L93 171V169H91ZM111 170H109V171L111 172ZM134 170H135V169H134ZM134 170H132V172H130V171H131V170H130L129 172H130V173H134ZM148 170H150V168H149ZM152 170H153V169H152ZM156 170H158V169H155V171H156ZM167 170H166V171H167ZM170 170H171V169H170ZM190 170H192V169H190ZM195 170H196V169H195ZM201 170H202V169H201ZM201 170H200V171H196V172H200V173L203 172V171H201ZM207 170H208V167H207ZM244 170H246V169H244ZM244 170H242V172H244ZM259 170H260V169H259ZM23 171L21 170V172H23ZM35 171H34V172H35ZM59 171H60V170H59ZM94 171H95V170H94ZM105 171H106V170H105ZM105 171L102 170L101 172H100V171H99V172H100V173H105ZM107 171H108V170H107ZM137 171H138V170H137ZM140 171H141V170H140ZM162 171H163V170H162ZM176 171H178V170H176ZM192 171H193V170H192ZM192 171H188V172L190 173V172H192ZM208 171H210V170H208ZM216 171H217V170H216ZM223 171L225 172V170H223ZM247 171H248V170H247ZM247 171L244 173L245 176H246V174H247ZM257 171H258V170H257ZM7 172H8V171H7ZM9 172L11 173L12 171L10 170ZM21 172H20V173L18 172L19 174H18V173H15V174H18V176H20ZM54 172H55V171H54ZM65 172H66V171H65ZM138 172H139V171H138ZM170 172H172V171H170ZM179 172H180V171H178L177 174L180 175L181 172H180V173H179ZM186 172H187V169H186ZM186 172H184L183 174H185ZM188 172H187V173H188ZM196 172H195V173H196ZM260 172L262 173V171H260ZM263 172H264V170H263ZM1 173H0V175H2ZM30 173H31V172H30ZM87 173H88V172H87ZM87 173L84 172L82 175H86ZM97 173H98V172H97ZM100 173H99V174H100ZM161 173H162V172H160V174H161ZM189 173H188V174H189ZM207 173H208V172H207ZM221 173H222V174H227L228 172H227V173H223V172H221ZM221 173H220V174H221ZM230 173H232V172H230ZM255 173H256V170H255ZM258 173H259V172H258ZM261 173H260V175H261ZM6 174H7V173H6ZM6 174H4L3 176H5ZM12 174H14V173L12 172ZM12 174H10V175H12ZM15 174H14V175H15ZM22 174H23V173H22ZM27 174H29V173H27ZM27 174H26V175H27ZM31 174H32V173H31ZM42 174L40 175L42 178H44V176H47L46 174H45L44 176H43ZM75 174L78 175L79 173H78V174L75 173ZM89 174H90V173H89ZM89 174H88V175H89ZM107 174H108V172H107ZM113 174H114V173H113ZM120 174H121V173H120ZM143 174H144V173H143ZM154 174H155V173H154ZM157 174H158V172H157ZM183 174H182V176H184ZM188 174H186V175L188 176ZM197 174H199V173H197ZM205 174H206V173H205ZM209 174H211V173H209ZM233 174H235V173L233 172ZM237 174H238V171H237ZM237 174H236V175H237ZM7 175H8V174H7ZM10 175H8V176L10 177ZM23 175H24V174H23ZM26 175H25V176H26ZM103 175H104V174H102L101 176H103ZM166 175H168V174L165 173V177H166ZM169 175L172 176V174H170V173H169ZM175 175H176V174H175ZM179 175H178V176H179ZM193 175H194V174H193ZM193 175L188 176V179H189V177L191 178ZM206 175H207V174H206ZM214 175H215V174H214ZM214 175H213V173H212V178H213ZM218 175H219V174H218ZM228 175H229V173H228ZM247 175H248V174H247ZM255 175H257V173H256ZM262 175L264 176L263 173H262ZM16 176H17V175H16ZM25 176H24V177H25ZM28 176H29V175H28ZM28 176H27V177H28ZM49 176H50V175H49ZM55 176H56V179L58 180L59 187H61V186H62V185L60 186L61 182H62V181L64 182L66 178H63V179H64V180H63L62 177H61V180H62V181L59 182V179H60V178H58L57 175H54L53 177H55ZM60 176H62V175H60ZM68 176H69V175L66 174L67 180H68ZM74 176H75V175H74ZM105 176H106V173H105L104 177H105ZM109 176H110V173H109ZM109 176H108V178H112V177H109ZM127 176L129 177V175H127ZM130 176H131V175H130ZM137 176H138V174H137ZM145 176H146V175H145ZM153 176H154V175H153ZM160 176H161V175H160ZM195 176H196V175H195ZM201 176H203V175H201ZM201 176H200V177H201ZM223 176H225V175H223ZM223 176H222V177H223ZM6 177H7V176H6ZM12 177H14V176L12 175ZM12 177H11V178H12ZM70 177H71V175L69 176V179H70ZM72 177H73V176H72ZM80 177H83V176H80ZM84 177L86 178V181H87V177H86V176H84ZM84 177H83V179H84ZM104 177H103V178H104ZM106 177H107V176H106ZM106 177H105V178H106ZM124 177H125V176H124ZM128 177H126V178H128ZM163 177H164V176H163ZM193 177H194V176H193ZM208 177H209V176H208ZM252 177H253V176H252ZM254 177H255V176H254ZM258 177H259V176H256V178H257V179H256L257 182H258ZM20 178H21V177H20ZM37 178H38V177H37ZM37 178H36V180H40V179H37ZM50 178H51V177H50ZM105 178H104V179H105ZM114 178H115V177H114ZM121 178H122V177H121ZM126 178H123L122 180H124V179H126ZM137 178H138V177H137ZM171 178H172V177H168V179H170V181H171V183H172L173 180H174V177H173V180H171ZM176 178H178V177H176ZM186 178H187V177H186ZM186 178H184V179H186ZM229 178H230V176H229ZM236 178H237V177H235V179H236ZM244 178H246V177H244ZM244 178H243V180H244ZM250 178H251V177H249V179H250ZM260 178H262V177L260 176ZM8 179H9V178H8ZM12 179H13V178H12ZM23 179H24V178H23ZM29 179H30V178H29ZM56 179H55V180H56ZM73 179H74V178H72V181H73ZM117 179H118V177H117ZM119 179H120V178H119ZM130 179H133V176H132ZM134 179H135V176H134ZM138 179H139V178H138ZM138 179H137V181H140V180H138ZM188 179H187V180H188ZM200 179H201V178H200ZM205 179H206V178H205ZM210 179H211V178H210ZM221 179H222V178H221ZM249 179H248V180H249ZM253 179H254V181H256L255 178H253ZM253 179H252V180H253ZM26 180H27V179H26ZM26 180L24 179L23 182L25 183ZM33 180H35V179H33ZM36 180H35V181H36ZM42 180H43V179H42ZM42 180H40L41 183H42V184L45 183V182H43ZM47 180L49 181V179H47ZM53 180H54V178H53ZM67 180H66V181H67ZM76 180H78V179L76 178ZM92 180H93V179H92ZM120 180H121V179H120ZM143 180H144V179H143ZM143 180H142V181H143ZM152 180H153V179H152ZM152 180H150V181L152 182ZM175 180H176V179H175ZM177 180H179V179H177ZM187 180H185V181H187ZM193 180H194V179H193ZM211 180H212V179H211ZM233 180H234V179H233ZM236 180H237V179H236ZM243 180H242V181H243ZM245 180H246V179H245ZM245 180H244V181H245ZM20 181H21V183H22V180H19V182H20ZM70 181H71V180H70ZM70 181H69V182H70ZM79 181H80V180H79ZM97 181H98V180H97ZM99 181L101 182V180H99ZM102 181H103V180H102ZM114 181H116V179H114ZM125 181H127V180H125ZM128 181H129V180H128ZM133 181H134V180H133ZM135 181H136V180H135ZM170 181H166V182L168 183V182H170ZM206 181H207V180H206ZM217 181H218V180H217ZM246 181H247V180H246ZM250 181H251V179H250ZM15 182H16V181H14V183H15ZM17 182H18V180H17ZM19 182H18V183H19ZM27 182H28V180H27ZM27 182H26L25 184H27ZM38 182H39V181H38ZM38 182L36 181V184H37ZM51 182H52V181H51ZM63 182H62V183H63ZM92 182H93V181H91V183H92ZM100 182H98V183H100ZM140 182H141V181H140ZM144 182H145V181H144ZM144 182H143V183H144ZM187 182H188V181H187ZM194 182H195V181H194ZM202 182H203V181H202ZM213 182H216V181H213ZM213 182H212V183H213ZM229 182H230V181H229ZM229 182H228V183H229ZM236 182H237V181H236ZM240 182H241V181H240ZM11 183H13V182H11ZM21 183H19V184H21ZM30 183H31V179H30V182H29L28 184H30ZM33 183L35 184L34 181H33ZM39 183H40V182H39ZM41 183H40V184H41ZM46 183H47V182H46ZM55 183H56V182H55ZM55 183H54L53 185H55ZM58 183H57V184H58ZM65 183H66V182H65ZM84 183H85V182H84ZM94 183H95V182H94ZM94 183H93V184H94ZM98 183H97V184H98ZM103 183H104V182H103ZM117 183H119V181H117ZM124 183H125V182H124ZM132 183H133V182H132ZM143 183H142V184H143ZM145 183H146V182H145ZM158 183H159V182H158ZM160 183H161V181H160ZM196 183L199 184V181H198V182H195V185L197 186L198 184H196ZM230 183H231V182H230ZM245 183H247V184L250 183V184H251L252 182H248V181H247V182H245ZM254 183H255V182H254ZM15 184H17V183H15ZM22 184H23V183H22ZM40 184H38L37 186H39ZM42 184H41V185H42ZM51 184H52V183H51ZM81 184H82V182H81ZM101 184H102V183H101ZM133 184H134V183H133ZM138 184H139V183H138ZM153 184H154V183H153ZM153 184L151 183V185H153ZM174 184H176V183H174ZM182 184H184V183H182ZM182 184L180 183V185H182ZM214 184H215V183H214ZM217 184H218V182H217ZM44 185L46 186V184H44ZM82 185H83V184H82ZM85 185H86V183H85ZM85 185H84V186H85ZM103 185H105V184H103ZM103 185H102V186H103ZM121 185H123V182H122ZM121 185H120V186H121ZM161 185H162V184H160V186H161ZM180 185H179V186H180ZM188 185H189V192H190V191H191L190 189H194L195 185H193V183H191L192 186H190V184H188ZM199 185H200V184H199ZM212 185H213V184H212ZM259 185H260V184H259ZM263 185H264V184H263ZM263 185H261V186H263ZM8 186H9V185H8ZM10 186L13 188L15 185H14V186H13V185H10ZM25 186H26V185H25ZM27 186H29V185H27ZM27 186L25 187L26 189H27ZM33 186H35V185H33ZM42 186H43V185H42ZM49 186H50V185H49ZM56 186H58V185H56ZM56 186H55V187H56ZM90 186H91V185H90ZM99 186H100V185H99ZM125 186H127V184H125ZM130 186H131V185H130ZM141 186H142V185H140V188H141ZM149 186H150V185H149ZM160 186H159V187H160ZM182 186H183V185H182ZM182 186H181V187H182ZM185 186H186V185H185ZM207 186H209V185H207ZM210 186H211V185H210ZM210 186H209V187H210ZM227 186H228V184H227ZM232 186H233V184H231V187H232ZM234 186H235V185H234ZM246 186H247V185H246ZM250 186H252V185H250ZM253 186H255V185H253ZM256 186H257V185H256ZM261 186H260V187H261ZM2 187H3V186H2ZM18 187H19V186H18ZM35 187H36V186H35ZM47 187H48V186H47ZM55 187H54V188H55ZM59 187H58V188H59ZM69 187H70V185H69ZM104 187H105V186H104ZM118 187H119V186H118ZM118 187H117V188H118ZM143 187H146V186H143ZM143 187H142V189H143ZM147 187H148V186H147ZM153 187H154V186H153ZM155 187L158 189L157 186H155ZM155 187H154V189H155ZM173 187H174V186H173ZM177 187H178V185H177ZM190 187H192V188H190ZM199 187H200V186H199ZM243 187H244V185H243ZM243 187H242V188H243ZM49 188H51V186H50ZM52 188H53V187H52ZM54 188H53V189H54ZM64 188H66V187H64ZM90 188H91V187H90ZM98 188H102V187H98ZM112 188H113V187H112ZM117 188H116V192L119 191V190H117ZM123 188H124V187H123ZM128 188H129V186H128ZM134 188H135V187H134ZM150 188H151V186H150ZM150 188H149V189L147 188V191H146V189H145V190H144L145 193L148 194V192L152 189V188H151V189H150ZM163 188H164V187H163V185H162V190H163ZM166 188H167V187H166ZM175 188H176V187H175ZM178 188H179V187H178ZM183 188H184V186H183ZM185 188H188V187H185ZM214 188H215V187H214ZM242 188L240 187V189H242ZM261 188H262V187H261ZM9 189H10V188H9ZM17 189L19 190V188H16L15 190H17ZM21 189H24V187L20 188V191L17 190L18 193H17L16 195L20 194L21 191H22L21 194H23V190H21ZM38 189H39V188H38ZM40 189H41V188H40ZM53 189H52V190H53ZM66 189H67V188H66ZM71 189L74 190L73 187H72V185H71ZM109 189H110V188H109ZM160 189H161V187H160ZM160 189H158V190L160 191ZM168 189H169V190H167L168 192H169L170 190H172L171 188H168ZM173 189H174V188H173ZM176 189H177V188H176ZM176 189H175V190H176ZM198 189H200V188H198ZM204 189H205V188H204ZM222 189H223V188H222ZM233 189H235V188H233ZM240 189H239V190H240ZM244 189H246V188H243L242 191H243ZM10 190H11V189H10ZM10 190L7 191V192H9V193H8L9 195L7 194V192H5V194L8 195V196H10ZM29 190H30V188H29ZM29 190H28V191H29ZM42 190H43V189H41V191H42ZM54 190H55V189H54ZM58 190H59V189H58ZM58 190H57V191L55 190V191L58 192ZM68 190H69V188H68ZM72 190H71V191H72ZM162 190H161V192H162ZM194 190H195V189H194ZM206 190H207V189H205L204 193H206ZM208 190H210V189H208ZM225 190H228V191H226V194H228L229 189H225ZM225 190H223V193L225 192ZM249 190H251V188H249ZM17 191H14V193L17 192ZM24 191H25V189H24ZM44 191L46 192L47 189H45ZM49 191H50V190H49ZM65 191H66V190H65ZM91 191H92V190H90V192H91ZM93 191L95 192V191H97V190H93ZM101 191H102V190H101ZM109 191H110V190H109ZM128 191H129V190H128ZM142 191H143V190H142ZM155 191H156V190H155ZM163 191H164V190H163ZM165 191H166V190H165ZM167 191H166V192H167ZM173 191H174V190H173ZM176 191H177V190H176ZM181 191H182V192H186V191H183V190H181ZM187 191H188V190H187ZM192 191H193V190H192ZM197 191H198V190H197ZM201 191H202V189H201ZM221 191H222V190H220V192H221ZM237 191H238V190H237ZM240 191H241V190H240ZM245 191L247 192V190H244V192H245ZM1 192H2V191H1ZM11 192H13V191H11ZM25 192H26V191H25ZM29 192H30V195H31V197H32V196H33V194H31L32 192H31V191H29ZM29 192L26 193V194H29ZM56 192H55V193H56ZM68 192H69V191H68ZM83 192L86 193L85 191H83ZM87 192H88V190H87ZM106 192H107V191H106ZM110 192H111V191H110ZM122 192H123V191H122ZM151 192H152V191H151ZM161 192H160V194H161ZM194 192H196V190H195ZM194 192H192V193H194ZM198 192H200V190H199ZM198 192H197V193H198ZM216 192H217V191H216ZM220 192H219V190H218V193H220ZM250 192H251V191H250ZM3 193H4V192H3ZM33 193H34V192H33ZM52 193H54V192H51V195H52V196L50 195L51 197H53L54 195H56V197H57V194H59V193H56V194H52ZM61 193H62V191H61ZM61 193H60L59 195H61ZM65 193H67V192H65ZM72 193H73V191H72ZM97 193H98V192H97ZM100 193L102 194V192H100ZM114 193H115V191H114ZM118 193H119V192H118ZM129 193H130V191L128 192V194H129ZM145 193H144V194H145ZM158 193H159V192H158ZM170 193H171V197H173L172 194H174V193H173V192H170ZM175 193H177V192H175ZM200 193H201V192H200ZM210 193L213 194V192H210ZM218 193H217V195H218ZM231 193H232V192H231ZM233 193H235V191H234ZM237 193H239V192H237ZM1 194H2V193H0V195H1ZM12 194H13V193H12ZM26 194H23V196H25ZM34 194H35V193H34ZM46 194H50V193L46 192ZM68 194H69V193H68ZM68 194H67V195H68ZM77 194H78V193H77ZM87 194H88V193H87ZM116 194H117V193H116ZM123 194H124V192H123ZM130 194H131V193H130ZM130 194H129V196H130ZM160 194H158V195H159L158 197H160ZM165 194H166L165 192H164V193L162 192V195H165ZM208 194H209V193H208ZM226 194H223V195H226ZM229 194H230V193H229ZM6 195H1V196H6ZM13 195H15V194H13ZM16 195H15V196H16ZM38 195H39V194H38ZM59 195H58V196H59ZM74 195H75V193H74ZM91 195H92V192H91ZM114 195H115V194H114ZM150 195H152V194H150ZM150 195H146V196L149 197ZM154 195H155V194L153 193V196H154ZM176 195H177V194H174V198H176ZM196 195H197V196H196ZM196 195H195L194 197H196V198L199 197V196H198L199 193L196 194ZM202 195L204 196L203 192H202L201 196H202ZM235 195H236V193H235ZM237 195H238V194H237ZM1 196H0V198H1ZM39 196H40V195H39ZM95 196H96V194H94V197H95ZM97 196H98V194H97ZM108 196H109V195H108ZM125 196H126V195H125ZM156 196H157V195H156ZM166 196H167V195H166ZM207 196H208V195H207ZM233 196H234V194H233ZM233 196H232V197H233ZM246 196H247V195H246ZM261 196H262V195H261ZM10 197H11V196H10ZM16 197H17V196H16ZM26 197H27V195H26ZM26 197H25V198H26ZM54 197H55V196H54ZM70 197H71V196H70ZM70 197H69V198H70ZM102 197H104V196L102 195ZM105 197H106V196H105ZM123 197H124V196H123ZM177 197H178V196H177ZM219 197H221V196L219 195L218 198H219ZM222 197H223V196H222ZM232 197H230V199H231ZM235 197H237V196H235ZM263 197H264V196H263ZM21 198H22V197H21ZM23 198H24V197H23ZM23 198H22V200H23ZM25 198H24V199H25ZM69 198H67L68 200H66L67 203H68V201H69ZM75 198H77V196H76ZM98 198H99V197H98ZM142 198H143V197H141V199H142ZM161 198L163 199V197H161ZM164 198H165V197H164ZM174 198H173V199H174ZM187 198H188V197H187ZM187 198H185V199L187 200ZM190 198L192 199V197H190ZM201 198H203V197H201ZM201 198H197V199H201ZM205 198H206V197H204L203 199H205ZM215 198L217 199V196H216ZM224 198H225V196H224ZM224 198H223V199H224ZM239 198H240V197H239ZM239 198H238V199H239ZM259 198H260V196H259ZM261 198H262V197H261ZM261 198H260V199H261ZM1 199H4V198L2 197ZM8 199H9V198H8ZM8 199H7V200H8ZM17 199H18V198H17ZM17 199H16V200H17ZM28 199H29V196H28ZM28 199H27V200H28ZM33 199H34V198H33ZM61 199H62V198H61ZM77 199H78V198H77ZM96 199H97V198H96ZM110 199H111V198H110ZM119 199H120V198H119ZM119 199H118V200H119ZM125 199H126V198H125ZM131 199H133V198H131ZM137 199H138V198H137ZM176 199H177V198H176ZM176 199H175V200H176ZM178 199H179V198H178ZM178 199H177V200H178ZM183 199H184V198H183ZM185 199H184V200H185ZM188 199H189V198H188ZM228 199H229V198H228ZM234 199H236V198H233L232 200H234ZM238 199H236V201H234V203L236 202V203L234 204V205H236V208H237V205H238V204H237V200H238ZM245 199H246V198H245ZM248 199H249V198H248ZM263 199H264V198H263ZM263 199H262V200H263ZM11 200H14V198H13V199L11 198ZM16 200H15V201H16ZM27 200L25 199V201H23V202H28ZM49 200H50V199H49ZM49 200H48V201H49ZM55 200H56V199H55ZM55 200H54V201H55ZM57 200H59V199H57ZM115 200H116V199H115ZM142 200H143V199H142ZM144 200L146 201L145 198H144ZM144 200H143V201H144ZM171 200H172V199H171ZM171 200H170V201H171ZM175 200H173V202H174ZM180 200H181V199H180ZM186 200H185V201H186ZM193 200H194V199H192V201H191V200H190V201H191V202L193 203V205H194L195 200H194V202H193ZM218 200H219V199H218ZM221 200H222V199H221ZM221 200H220V201H221ZM240 200H242V198H241ZM240 200H238V201L240 202ZM4 201H5V200H3L2 202H4ZM8 201H9V200H8ZM15 201H12V202H15ZM30 201H31V199H30ZM30 201H29V202H30ZM32 201H34V200H32ZM54 201H51V202H54ZM59 201H60V200H59ZM71 201H72V197H71ZM87 201H90V199L88 200V198H87ZM87 201H86V202H87ZM123 201H124V200H123ZM131 201H132V200H131ZM138 201H139V200H138ZM178 201H179V200H178ZM182 201H183V200H182ZM190 201H189V202L187 201V204H188V205H189ZM242 201H243V200H242ZM260 201H261V200H260ZM29 202H28V203H29ZM34 202H35V201H34ZM34 202H33V205H32L31 203H30V205L28 204V205L30 206L29 208H31V206H35V205H36V204H34ZM46 202H47V201H46ZM56 202H57V201H56ZM56 202H55V203H56ZM74 202H75V201H74ZM74 202H71V204H73ZM77 202H78V201H77ZM99 202H100V201H99ZM106 202H108V201L106 200ZM118 202H119V201H118ZM118 202H117V203H118ZM125 202H127V201H125ZM158 202H162V200H161V201H158ZM173 202H172V203H173ZM215 202H216V200H215ZM239 202H238V203H239ZM261 202H262V201H261ZM55 203H54V204H55ZM59 203H60V202H59ZM61 203L64 204L65 201H64V203H63V202H61ZM84 203H85V202H84ZM93 203H94V201H93ZM108 203L111 204V201H109ZM117 203H115V204H117ZM121 203H122V201H121ZM129 203H130V202H129ZM132 203H133V202H132ZM150 203H153V202H150ZM175 203H176V202H175ZM213 203H214V201H213ZM220 203H222V202H220ZM220 203H218V204H220ZM245 203H246V201H245ZM248 203H249V202H248ZM248 203H247V204H248ZM263 203H264V202H263ZM263 203H262V204H263ZM37 204H38V203H37ZM39 204H40V203H39ZM62 204L59 206L60 208H61ZM71 204H70V205H71ZM79 204H80V203H79ZM82 204H83V203H82ZM89 204H91V203H89ZM94 204H95V203H94ZM94 204H93V205H94ZM115 204L113 203L112 205H115ZM130 204H131V203H130ZM142 204H143V203H142ZM154 204H155V203H154ZM177 204H179V203H177ZM216 204H217V203H216ZM216 204H214V206H215ZM223 204H224V203H223ZM223 204H221V205H223ZM240 204H241V202H240ZM240 204L238 205L239 207H240ZM243 204H244V203H243ZM262 204H261V205H262ZM20 205H21V204H20ZM28 205H27V209H29V208H28ZM51 205H52V204H51ZM64 205H66V204H64ZM68 205H69V203H68ZM73 205H74V204H73ZM117 205H118V204H117ZM120 205H121V204H120ZM125 205H126V203H125ZM127 205H128V203H127ZM155 205H156V204H155ZM159 205H160V204H159ZM173 205H174V203H173ZM173 205H171V206H173ZM182 205H183V204H182ZM197 205H198V204H197ZM197 205H196V206H197ZM221 205H220V206H221ZM241 205H242V204H241ZM244 205H245V204H244ZM250 205H251V204H250ZM261 205H260V206H261ZM7 206H8V205H7ZM7 206H6V208H7ZM36 206H37V205H36ZM52 206H53V205H52ZM54 206H56V204H55ZM71 206H72V205H71ZM79 206H80V205H79ZM79 206H78V207H79ZM82 206H84V204H83ZM82 206H81V207H82ZM94 206H95V205H94ZM94 206H93V207H94ZM96 206H97V204H96ZM118 206H119V205H118ZM121 206H122V205H121ZM131 206H132V205H131ZM137 206H138V205H137ZM141 206H142V205H141ZM145 206H146V205H145ZM147 206H150V205L147 204ZM180 206H181V205H179V207H180ZM198 206H199V205H198ZM220 206H218V207L216 206V207L219 209ZM223 206H225V205H223ZM232 206H233V205H232ZM242 206H243V205H242ZM246 206H247V205H246ZM22 207H23V206H22ZM22 207H21V208H22ZM47 207L51 209L50 204H49V206H47ZM56 207H57V209H56ZM56 207H52V208H55V210L53 209L54 211L58 210V202H57V206H56ZM64 207H66V206H64ZM74 207H76V206H74ZM85 207H87V206L85 205ZM173 207H174V206H173ZM173 207H171V208H173ZM182 207H183V206H182ZM186 207H187V206H186ZM186 207H185V205H184V208H186ZM189 207H192V204L189 205ZM189 207H188V208H189ZM194 207H195V205H194ZM194 207H192V208H193L194 212H196V211H197V208H194ZM207 207H208V206H207ZM243 207H244V206H243ZM258 207H259V206H257V208H258ZM261 207H262V206H261ZM2 208H3V207H2ZM21 208H20V209H21ZM23 208H24V207H23ZM37 208H39V207H37ZM124 208H126V207L124 206ZM137 208H138V207H137ZM167 208H168V210H169L170 207H167ZM171 208H170V209H171ZM188 208H187V209H188ZM220 208H221V207H220ZM233 208H235V207H233ZM259 208H260V207H259ZM34 209L36 210V208H34ZM34 209H33V210H34ZM69 209H70V206H69ZM71 209H72V208H71ZM96 209H97V208H96ZM98 209H99V208H98ZM100 209H101V208H100ZM114 209H115V208H114ZM130 209H131V208H130ZM163 209H164V208H163ZM187 209H186V210H187ZM195 209H196V211H195ZM200 209H201V208H200ZM237 209H238V208H237ZM240 209H244V208H241V207H240ZM248 209H249V208H248ZM1 210H2V209H1ZM1 210H0V212H1ZM24 210H25V208H24ZM29 210H30V209H29ZM33 210H32V211H33ZM39 210H40V209H39ZM53 210H52V211H53ZM87 210L89 211V209H87ZM156 210H157V209H155L154 212H156ZM159 210H160V212H162L161 209H159ZM216 210H217V209H216ZM256 210H257V209H256ZM259 210H261V208H260ZM262 210L264 211L263 207H262ZM25 211H26V210H25ZM54 211H53V212H54ZM76 211H77V210H76ZM92 211H93V210H92ZM94 211H95V210H94ZM110 211H111V210H110ZM114 211L116 212V209H115ZM121 211H122V210H121ZM124 211H126V210H124ZM133 211H134V210H133ZM141 211H143V210H141ZM182 211H184V209H183ZM187 211H188V210H187ZM211 211H213V210L211 209ZM233 211H234V210H233ZM249 211H250V210H249ZM20 212H21V211H20ZM44 212H45V210H44ZM50 212H51V211H50ZM90 212H91V211H90ZM111 212H112V211H111ZM122 212H123V211H122ZM144 212L146 213V211H144ZM147 212H148V213H149V212H153V210H149V211H147ZM154 212H153V214H156V213H157V215H159V214H158V210H157L156 213H154ZM165 212H166V213H164V214H167V213H168L167 215L169 216V212H168V211H165ZM184 212H185V211H184ZM189 212H192V211H189ZM227 212H228V211H227ZM234 212H235V211H234ZM234 212H233V213H234ZM247 212H248V210H247ZM247 212H246V213H247ZM258 212H259V211H258ZM54 213H55V212H54ZM54 213H53V214H54ZM65 213H67V212H65ZM71 213H72V211H71ZM93 213H94V212H93ZM95 213H96V212H95ZM117 213H118V212H117ZM117 213H116V214H117ZM129 213H130V212H129ZM177 213H178V215H179V212H177ZM186 213H188V212H186ZM243 213H245V210H244ZM254 213H255V210H254ZM14 214H15V213H14ZM18 214H19V212H18ZM18 214L16 215V218H17V221H18V220L20 221V220L22 219V217H21V219H20V216H19L20 214H19V215H18ZM35 214H36V213H35ZM83 214H84V213H83ZM90 214H91V213H90ZM110 214H112V213H110ZM174 214H175V213H173V215H174ZM238 214H239V212H238ZM26 215H28V214H26ZM26 215H25V218H26ZM62 215H63V214H62ZM64 215H65V214H64ZM67 215H68V213L66 214V217H68ZM70 215H71V214H70ZM88 215H89V214H88ZM97 215H98V214H97ZM100 215H102V214L100 213ZM157 215H156V216H157ZM189 215H191V213H190ZM194 215L196 216V214H194ZM194 215L192 214V216H194ZM197 215H200V214H197ZM250 215H251V214H250ZM9 216H10V215H9ZM17 216H19V217H17ZM58 216H59V215H58ZM80 216H81V214H80ZM90 216H91V215H90ZM90 216H87V217L89 218ZM108 216H109V215H108ZM130 216H132V215H130ZM130 216L128 215V218H129ZM142 216H143V215H141V217H142ZM152 216H153V215H152ZM171 216H172V214H171ZM216 216H217V215H216ZM233 216H234V215H233ZM253 216H254V215H253ZM28 217H30V216H28ZM55 217H56V215H55ZM70 217H72V219H73V216H72V215H71ZM75 217H76V216H75ZM112 217H113V215H112ZM112 217L109 216V219L111 218V220H113ZM125 217H126V216H125ZM132 217H133V216H132ZM134 217H135V216H134ZM139 217H140V216H139ZM165 217L167 218V216H165ZM165 217H164V218H165ZM175 217H176V214H175ZM184 217H186V216H184ZM201 217H202V216H201ZM217 217H218V216H217ZM217 217H215V218H217ZM221 217H222V216H221ZM224 217H225V216L222 217V220H223ZM240 217H242V214H241ZM246 217H247V216H246ZM248 217H249V216H248ZM0 218H1V217H0ZM3 218H5V217H3ZM3 218H2V219H3ZM6 218H8V220H9V219H12V218H9V217H6ZM6 218H5V219H6ZM18 218H19V219H18ZM58 218H59V217H58ZM78 218H79V217H78ZM113 218H115V215H114ZM118 218H120V217H118ZM122 218H123V217H122ZM128 218H127V220H128ZM135 218H136V217H135ZM145 218H147V216H146ZM151 218H152V217H151ZM170 218H171V217H170ZM173 218H174V216H173ZM179 218H181V217H179ZM186 218H187V217H186ZM192 218H193V217H192ZM199 218H200V217H199ZM204 218H205V217H204ZM215 218H214L213 220L211 219L210 221L213 222L214 220H216ZM226 218H227V217H226ZM229 218H230V217L228 216V219H229ZM2 219H0V220H2ZM27 219H28V218H27ZM39 219H40V218H39ZM41 219H42V218H41ZM41 219H40V220H41ZM51 219L54 220L55 218H51ZM72 219H71V220H72ZM104 219H105V217H104ZM104 219L102 218V222H103ZM115 219L117 220V218H115ZM131 219H132V218H131ZM137 219L140 220L141 218H138V217H137ZM148 219H149V218H148ZM187 219H188V218H187ZM187 219H186V220L184 219V220H185V221H188L190 218H189L188 220H187ZM196 219H197V218H196ZM218 219H219V218H218ZM218 219H217V220H218ZM233 219H235V216L232 217V220H233ZM257 219H259V216L257 217ZM74 220H75V219H73V221H74ZM77 220H78V219H77ZM85 220H86V218H85ZM107 220H108V219H107ZM125 220H126V219H125ZM125 220H124V221H125ZM129 220H130V218H129ZM133 220H134V219H133ZM135 220H136V219H135ZM150 220H152V219H150ZM154 220H155V219H154ZM157 220H158V219H157ZM165 220H166V219H165ZM175 220H176V218H175ZM184 220H182V221H184ZM190 220H192V219H190ZM203 220L205 221V219H203ZM217 220H216V221H217ZM224 220H225V219H224ZM238 220L240 221V219H238ZM9 221H10V220H9ZM12 221H13V220H11V222H12ZM14 221H15V220H14ZM14 221H13V222H14ZM21 221H22V220H21ZM24 221H26V219H25ZM24 221H23V222H24ZM48 221H49V220H48ZM73 221H72V222H73ZM91 221H92V220H91ZM91 221H90V222H91ZM99 221H100V220H99ZM104 221H105V220H104ZM114 221H115V220H114ZM114 221H113V222H114ZM118 221H119V220H118ZM146 221H147V219H146ZM146 221H145V222H146ZM159 221H161V220H159ZM176 221H177V220H176ZM194 221H195V220H193V223H194ZM216 221H215L214 224L217 225ZM226 221H230V219H229V220H226ZM234 221H235V220H234ZM234 221H233V222H234ZM241 221H242V219H241ZM258 221H259V220H258ZM261 221H262V219H260L259 222L261 223ZM7 222H8V221H7ZM13 222H12V223H13ZM35 222H36V221H34V223H35ZM38 222H39V221H38ZM56 222H58V221H56ZM72 222H71L70 224H72ZM85 222H86V221H85ZM85 222H83V223H85ZM129 222H130V221H129ZM129 222L127 221V224H128V225L126 224V221H125V224H123V223H121V222H118V224L121 223L122 226H123V225H126V227H129V226L131 225V223H130V225H129ZM132 222H133V221H132ZM134 222H135V221H134ZM134 222H133V223H134ZM136 222H137V220H136ZM167 222H168V219H167ZM169 222H170V221H169ZM179 222H180V221H179ZM195 222H196V221H195ZM198 222H199V220L197 221V224H198ZM217 222H218V221H217ZM219 222H220V220H219ZM12 223H10V224H12ZM14 223H15V222H14ZM14 223H13V224H14ZM19 223H20V222H19ZM34 223H33V225H34ZM36 223H37V222H36ZM53 223H54V222H53ZM86 223H88V221H87ZM86 223H85V224H86ZM148 223H149V222H148ZM150 223H151V222H150ZM150 223H149V224H150ZM182 223H183V222H182ZM191 223H192V221H191ZM202 223H203V221H202ZM209 223H210V222H209ZM209 223H208V224H209ZM240 223H241V222H240ZM244 223H245V222H244ZM260 223H259V224H260ZM17 224H18V223L16 222L15 225H17ZM20 224H22V223H20ZM24 224H25V222H24ZM24 224H22V225H23V226H26V225H24ZM29 224H30V223H29ZM29 224H27L28 227H29ZM37 224H38V223H37ZM81 224H82V222H81ZM85 224H84V225H85ZM88 224H89V223H88ZM97 224H98V223H97ZM111 224H112V223H111ZM113 224H114V223H113ZM113 224H112V226H113ZM121 224H120V225H121ZM134 224H135V223H134ZM153 224H155L154 221H153ZM153 224H151V225H153ZM158 224H159V223L156 222L155 225H158ZM200 224H201V223H200ZM204 224H205V223H204ZM208 224H207V225H208ZM214 224H213V225H214ZM242 224H243V223H242ZM246 224H247V223H246ZM15 225H13V226H11V227L13 228V227H15ZM39 225L41 226V224H39ZM67 225H69V224H67ZM67 225H66V226H67ZM72 225H73V224H72ZM76 225H77V224H76ZM76 225H75V226H76ZM95 225H96V224H95ZM132 225H133V224H132ZM155 225H154V226H155ZM192 225H193V224H192ZM209 225H210V224H209ZM213 225H212V228H213ZM230 225H231V224H230ZM30 226H31V225H30ZM35 226H36V225H35ZM35 226H34V228H35ZM43 226H44V225H43ZM54 226H55V225H53V227H54ZM69 226H71V225H69ZM136 226H137V223H136ZM145 226H146V225H145ZM167 226H168V225H167ZM181 226H182V225H181ZM183 226H185V225H183ZM183 226H182V230L184 231V230H186L187 228H190L191 224H189L188 227H185L186 229H185ZM202 226H203V225H202ZM202 226H201V228H202ZM245 226H246V225H245ZM247 226H248V225H247ZM261 226H262V225H261ZM16 227H17V226H16ZM20 227H21V225H20ZM45 227H46V226H45ZM45 227H44V228H45ZM56 227H57V226H56ZM58 227H61V226H58ZM73 227H74V226H73ZM96 227H97V226H96ZM103 227H104V226H103ZM123 227H124V226H123ZM133 227H135V226H133ZM177 227H178V226H177ZM177 227H176V228H177ZM205 227L208 228V226H205ZM205 227H204V228H205ZM214 227H215V225H214ZM239 227H240V225H239ZM21 228H22V227H21ZM25 228H27V227H24V229H25ZM41 228H42V227H40V229H41ZM75 228H76V227H75ZM84 228H85V227H84ZM111 228H112V227H111ZM130 228H132V227H130ZM150 228H151V227H150ZM163 228H164V227H163ZM163 228H162V229H163ZM170 228H171V227H170ZM172 228H173V227H172ZM172 228H171V229H172ZM178 228L181 230V227H180V226H179ZM183 228H184V229H183ZM196 228H197V227H196ZM196 228H195V230H196ZM201 228H199V229H201ZM207 228H206V229H207ZM263 228H264V226H263ZM263 228H262V229H263ZM16 229H18V230L20 231L19 228H16ZM28 229L31 230L30 227H29ZM40 229H39V230H40ZM56 229H57V228H56ZM58 229H59V228H58ZM87 229H88V226H87ZM94 229H95V228H94ZM103 229H105V228H103ZM134 229H135V228H134ZM138 229L140 230V228H138ZM138 229H137V230H138ZM144 229H145V228H144ZM173 229H174V228H173ZM199 229H197V230H199ZM240 229H241V227L239 228V230H240ZM246 229H248V228H246ZM259 229H260V227H259ZM0 230H1V228H0ZM2 230H3V228H2ZM4 230H5V233L7 232V234H9L8 231H6V228H4ZM18 230H17V231H18ZM21 230H23V229H21ZM25 230H27V229H25ZM32 230H33V232H34L35 230H36V232H37V227H36L35 229H32ZM32 230H31V231H32ZM42 230H43V228H42ZM97 230H98V229H97ZM137 230L135 229L134 231H137ZM141 230H142V229H141ZM147 230H148V228H147ZM158 230H160V229H158ZM163 230H164V229H163ZM163 230H162V231H163ZM166 230H168V229H166ZM187 230H188V229H187ZM187 230L184 231L185 234H186V232L188 233V231L191 230V231L193 232L192 235H193V234H196V235H194V236H199V237H200V235L197 234V231H194V229H189L188 231H187ZM244 230H245V229H244ZM57 231H58V230H57ZM57 231H55V233H56ZM81 231H82V230H81ZM83 231H84V230H83ZM83 231H82V232H83ZM92 231H93V229H92ZM99 231H100V230H99ZM103 231H104V230H103ZM114 231H115V230H114ZM116 231H117V230H116ZM121 231H122V230H121ZM128 231H129V230H128ZM134 231H133V234H136V233H134ZM156 231H157V230H156ZM156 231H155V232H156ZM191 231H190V233H191ZM210 231H212V233H214V232H213L214 229H213V230H210ZM210 231H209V233L212 235V233H211ZM242 231H243V230H242ZM242 231H241V232H242ZM247 231H248V230H247ZM262 231H264V229H263ZM49 232L51 233V231H49ZM49 232H48V233H49ZM82 232H81V233H82ZM96 232H97V231H96ZM110 232H111V231H110ZM110 232L108 233V235L110 234ZM129 232H130V231H129ZM143 232H144V231H143ZM175 232H176V230H175ZM195 232H196V233H195ZM204 232H205V231H204ZM215 232H216V231H215ZM241 232H240V233H241ZM245 232H246V231H245ZM11 233L13 234V232H11ZM14 233H17L19 237L21 236V235H19L18 232H14ZM21 233H22V232H21ZM40 233H42V231H41ZM40 233H39V234H40ZM43 233H46V232H45V229H44V232H43ZM48 233H46V234L48 235ZM50 233H49V234H50ZM93 233H94V231H93ZM112 233H114V232H112ZM116 233H117V232H116ZM190 233H188V234L190 235ZM198 233H199V232H198ZM206 233H207V232H206ZM237 233L239 234V232H237ZM254 233H255V232H254ZM262 233H263V232H262ZM17 234H16V236H17ZM26 234H27V231H26ZM31 234H32V233L27 234V235H31ZM36 234H37V233H36ZM53 234H54V233H53ZM78 234H79V233H78ZM89 234H91V233L89 232ZM89 234H88V235H89ZM94 234H98V233H94ZM103 234H105V233H103ZM144 234H145V233H144ZM188 234H187V235H188ZM200 234H201V233H200ZM207 234H208V233H207ZM207 234H204V233H203L204 236H203L202 239H204L205 235H207ZM226 234H228V233H226ZM242 234H243V233H241V235H242ZM245 234H246V233H245ZM245 234H244V236H245ZM247 234H248V233H247ZM247 234H246V235H247ZM260 234H261V232H260ZM2 235H4V234H2ZM9 235H10V234H9ZM37 235H38V234H37ZM40 235H43V234H40ZM57 235H58V234H57ZM57 235L55 234V237H56ZM83 235H84V234H83ZM106 235H107V234H106ZM117 235H118V234H116V237H117ZM150 235H151V234H150ZM177 235H178V234H177ZM215 235H216V234L214 233L213 236H215ZM223 235H224V234H223ZM231 235H233V232H231ZM236 235H237V234H236ZM250 235H251V234H250ZM263 235H264V234H263ZM5 236H6V234H5ZM14 236H15V234H14ZM32 236H33V235H32ZM32 236H31V237H32ZM43 236H44V235H43ZM133 236H134V235H133ZM135 236H136V235H135ZM138 236H139V235H138ZM142 236H143V235H142ZM160 236H161V235H160ZM167 236H168V235H167ZM167 236H166V237H167ZM169 236H171V235H169ZM226 236H227V235H225L224 237H226ZM234 236H235V235H234ZM239 236H240V234H239ZM251 236H252V235H251ZM253 236H254V235H253ZM255 236H257V235H255ZM259 236H260V235H259ZM40 237H41V238H39V236H38V238L41 239V240H40V241H39L38 239H37V240H38V242H40V244H41L42 239H43L44 237H48V236H44L43 238H42V236H40ZM55 237H54V238L52 237V238L54 239L53 241H56V240H55ZM100 237H101V235H100ZM118 237H119V235H118ZM118 237H117V238H118ZM136 237H137V236H136ZM146 237H147V236H146ZM179 237H180V236H179ZM211 237H212V236H211ZM216 237H217V236H216ZM216 237H213V238H216ZM224 237H223V240L225 239ZM229 237H231V236H229ZM240 237H241V236H240ZM247 237L249 238L248 235H247ZM260 237H262V236H260ZM2 238H3V237H2ZM17 238H18V237H17ZM49 238H50V237H49ZM49 238H46V239L50 241ZM170 238H171V237H170ZM172 238H173V236H172ZM183 238H184V237H183ZM183 238L180 239V240H183ZM206 238H207V237H206ZM227 238H228V237H226V239H227ZM245 238H246V237H245ZM251 238H255V237H251ZM251 238H250V239H251ZM256 238H257V237H256ZM263 238H264V237H263ZM263 238H262V239H263ZM19 239H20V238H19ZM34 239H36V237H35ZM57 239H59V238H57ZM97 239H98V236H97ZM113 239H114V238H113ZM143 239H144V238H143ZM148 239H149V238H148ZM148 239H147V241H148ZM160 239H161V238H160ZM163 239H164V238H163ZM177 239H178V238H177ZM200 239H201V238H200ZM200 239H199V240H200ZM228 239H229V238H228ZM234 239H235V238H234ZM238 239H239V238H238ZM242 239H243V236H242ZM242 239H241V240H242ZM250 239H249V240H250ZM4 240H5V239H4ZM17 240H18V239H17ZM23 240H24V238H23ZM44 240H45V238H44ZM70 240H71V239H70ZM80 240H81V238H80ZM83 240H87V241H88V239H83ZM91 240H92V239H91ZM91 240H90V241H91ZM102 240H103V239H102ZM110 240L112 241V239H110ZM110 240H109V241H110ZM180 240H178V241H180ZM189 240H190V239H189ZM206 240H207V239H206ZM208 240H209V239H208ZM7 241H8V240H7ZM99 241L101 242V239H100ZM99 241H96V242H99ZM107 241H108V239H107ZM107 241H106V243H107ZM113 241H114V240H113ZM113 241H112V242H113ZM136 241H137V240H136ZM149 241H150V240H149ZM149 241H148V242H149ZM160 241H162V239H161ZM160 241H159V242H160ZM163 241H164V240H163ZM204 241H205V240H204ZM227 241H230V240H227ZM239 241H240V240H239ZM246 241H247V240H246ZM256 241H257V240H256ZM263 241H264V240H263ZM1 242H2V241H1ZM5 242H6V240H5ZM70 242H71V241H70ZM88 242H89V241H88ZM102 242H104V241H102ZM132 242H133V241H132ZM134 242H135V241H134ZM180 242H181V241H180ZM205 242L207 243V241H205ZM211 242H212V240H211ZM216 242H217V241H216ZM234 242H235V241H234ZM240 242H241V241H240ZM244 242H245V241H244ZM252 242H253V239H252ZM259 242H260V239H259ZM42 243H43V242H42ZM53 243H54V242H53ZM106 243H105V244H106ZM110 243H111V242H110ZM135 243H136V242H135ZM162 243H163V242H162ZM176 243H177V242H176ZM176 243H175V245H180V244H176ZM213 243H215V242H213ZM226 243H228V242H226ZM245 243H246V242H245ZM254 243H255V242H254ZM262 243H263V242H262ZM262 243H261V245H262ZM2 244H4V242H3ZM2 244H1V246H2ZM5 244H6V243H5ZM21 244H23V243H21ZM45 244H46V243H44V245H45ZM48 244H49V243H48ZM51 244H52V243H51ZM70 244H71V243H70ZM80 244H81V243H80ZM84 244H85V243H84ZM91 244H92V243H90V245H91ZM96 244H97V243H96ZM96 244H94V245L92 244V246H95ZM118 244H119V242H118ZM118 244H117V246H119ZM148 244H149V243H148ZM200 244H201V242H200ZM202 244H203V242H202ZM207 244H209V242H208ZM216 244H217V243H216ZM216 244H215V246H216ZM246 244H247V243H246ZM248 244H249V242H248ZM248 244H247V246H248ZM257 244H258V243H257ZM257 244H256V245H257ZM263 244H264V243H263ZM30 245H31V243H30ZM99 245H100V243H99ZM107 245H111V244L108 243ZM135 245H137V244H135ZM194 245H195V244H194ZM203 245H205V244H203ZM213 245H214V244H213ZM225 245H226V244H225ZM233 245H234V244H232V246H233ZM239 245H240V244H239ZM243 245H244V243H243ZM256 245H254L255 248H256V251H257V250H260V247H261V246H260V247L258 246L259 249H257V246H256ZM1 246H0V247H1ZM16 246H17V245H16ZM16 246H15V247H16ZM20 246H21V245H20ZM71 246H72V244H71ZM85 246H87V245H85ZM159 246H160V244H159ZM196 246H197V245H196ZM196 246H195V247H196ZM208 246H209V245H208ZM208 246H207V247H208ZM230 246H231V245H230ZM232 246H231V247H232ZM240 246H241V245H240ZM21 247H22V246H21ZM25 247H27V246H25ZM59 247H60V246H59ZM68 247H70V246H68ZM72 247H73V246H72ZM96 247H97V246H96ZM144 247H145V246H144ZM160 247H161V246H160ZM165 247H166V246H165ZM175 247H176V246H175ZM193 247H194V246H193ZM199 247H200V245H199ZM212 247H213V246H212ZM217 247H218V246H217ZM220 247H222V246H220ZM220 247H219V248H220ZM231 247H230V248H231ZM233 247H235V245H234ZM263 247H264V246H263ZM10 248H11V247H10ZM45 248H46L47 250L44 249V248H43V249L45 250V254H46V251H48V248H49V247H48V248L45 247ZM64 248H65V246H64ZM66 248H67V247H66ZM86 248H88V246H87ZM90 248H91V247H90ZM94 248H95V247H94ZM94 248H91V249H94ZM104 248H107V247H104ZM104 248H103V249H104ZM124 248H125V247H124ZM134 248H135V247H134ZM134 248H133V249H134ZM141 248H143V247H141ZM141 248H140V249H141ZM197 248H198V247H197ZM197 248H196V249H197ZM203 248H204V247L201 246V250H202ZM208 248H209V247H208ZM215 248H216V247H215ZM219 248H218V249H219ZM230 248H228V249L225 248V249L230 250ZM237 248H238V249H239V248L241 249V251H240V253H241V252H242V248L236 246V249H235V248H234V249L237 251ZM244 248H245V247H244ZM244 248H243V251H245ZM253 248H254V247H253ZM13 249H15V248L13 247ZM13 249L11 248V251H10V249H7L6 251L9 250L10 252H12ZM20 249H21V248H20ZM28 249H29V247H28ZM49 249H50V248H49ZM53 249H54V251H55V247H54ZM67 249H68V248H67ZM98 249H99V248H98ZM110 249H111V248H110ZM147 249H148V247H147ZM147 249H145V250H147ZM156 249H157V248H156ZM163 249H164V245H163ZM174 249H175V248H174ZM176 249H177V248H176ZM176 249H175V250H176ZM232 249H233V248H232ZM245 249H246V248H245ZM251 249H252V248H251ZM263 249H264V248H263ZM263 249H262V250H263ZM15 250H16V249H15ZM17 250H18V249H17ZM17 250H16V251H17ZM24 250H25V249H24ZM24 250H23V252H24ZM56 250H57V249H56ZM59 250H60V249H59ZM73 250H74V249H73ZM95 250H96V249H95ZM95 250H91V251H95ZM99 250H100V249H99ZM134 250H135V249H134ZM137 250H138V249H137ZM149 250H150V249H149ZM159 250H160V249H158V252H159ZM169 250H170V249H169ZM169 250L167 249L168 252H169ZM172 250H173V249H172ZM193 250H194V248H193ZM193 250H192V251H193ZM199 250H200V249H198V252H199ZM206 250H207V248H206ZM209 250H210V249H209ZM221 250H222V249H221ZM247 250H249V248H247ZM2 251H3V250H2ZM2 251H1L0 253H3ZM16 251H15V252H16ZM26 251H28V250L26 249ZM26 251H25V252H26ZM50 251H51V249H50ZM60 251H62V250H60ZM63 251H66V250L64 249ZM74 251H75V250H74ZM76 251H78V250H76ZM97 251H98V250H97ZM97 251H95V252H97ZM101 251H102V250H101ZM111 251H112V250H111ZM111 251H110V252H111ZM123 251H124V250H123ZM132 251H133V250H132ZM192 251H191V252H192ZM230 251H231V250H230ZM260 251H261V250H260ZM260 251H259V252H260ZM4 252H5V251H4ZM10 252H9V255H10ZM15 252H12V253L15 254ZM41 252H43V251H41ZM67 252H68V251H67ZM79 252H80V251H79ZM102 252H104V251H102ZM134 252H136V250H135ZM147 252H148V251H147ZM168 252H167V253H168ZM170 252H171V251H170ZM177 252H178V251H177ZM194 252H196V251L194 250L192 254H194ZM224 252H225V251H224ZM253 252H254V251H253ZM259 252H258V254H259ZM38 253H39V251L37 252V255H38ZM58 253H59V252H58ZM58 253L56 252V255H57ZM63 253H64V252H63ZM69 253H70V252H69ZM113 253H114V252H113ZM124 253H125V252H124ZM127 253H128V251H127ZM127 253H125L126 256H127ZM130 253H132V252H130ZM130 253H129V254H130ZM137 253H139V252H137ZM143 253H144V252H143ZM143 253H142V255H143ZM159 253H160V252H159ZM171 253H172V252H171ZM171 253H170V254H171ZM203 253H204V252H202V254H203ZM207 253H208V252H206V255H207ZM222 253H223V252H222ZM225 253H226V252H225ZM229 253H230V252H229ZM232 253H233V252H232ZM240 253H238V254H240ZM248 253H249V252H248ZM21 254H22V253H21ZM24 254H25V253H24ZM40 254H41V253H40ZM43 254H44V253H43ZM47 254H48V253H47ZM50 254L53 255L52 251L50 252ZM50 254H49V255H50ZM61 254H62V253H61ZM64 254H65V253H64ZM66 254H68V253H66ZM71 254H72V253H71ZM84 254H85V253H84ZM121 254H122V253H121ZM144 254H147V253L145 252ZM155 254H157V253H155ZM162 254H163V252H162ZM179 254H180V253H179ZM183 254H185V252H184ZM183 254H181V256H182ZM200 254H201V253H200ZM202 254H201V255H202ZM210 254H212V253H210ZM236 254H237V253H236ZM238 254H237V256H238ZM242 254H243V253H242ZM245 254H246V252H245ZM251 254H252V253H251ZM255 254H256V252H255ZM258 254H256V256H258V258H259V257H260V256H259L260 254H259V255H258ZM3 255H4V253H3ZM9 255H7V257L5 256L6 259H7V258L10 259V256H11L12 254H11L10 256H9ZM17 255H18V256H15V255H14V256L17 257V259H19L18 257H19L20 254L17 253ZM22 255H23V254H22ZM41 255H42V254H41ZM56 255L54 254V256H56ZM68 255H70V254H68ZM100 255H101V254H99L98 257H100ZM108 255H109V254H108ZM115 255H116V254H115ZM136 255H138V254H136ZM136 255H135V256H136ZM186 255H187V254H185V256H186ZM190 255H191V254H190ZM204 255H205V254H204ZM219 255L221 256V253H220ZM223 255H227V254H223ZM230 255H231V254H230ZM8 256H9V257H8ZM20 256H21V255H20ZM26 256H27V255H26ZM42 256H43V255H42ZM44 256H46V255H44ZM47 256H48V255H47ZM54 256H53V258H55ZM83 256H84V255H83ZM105 256H106V255H105ZM110 256H111V255H110ZM118 256H119V255H118ZM140 256H141V254H139V257H140ZM168 256H169V255H168ZM188 256H189V255H187V257H188ZM214 256H215V255H214ZM220 256H219V258H220ZM233 256H234V255H233ZM233 256H231V258H232ZM235 256H236V255H235ZM243 256H247V254H246V255H243ZM243 256H242V257H243ZM248 256H249V255H248ZM252 256H253V254H252ZM256 256H255V257H256ZM261 256H262V255H261ZM15 257H12V258L14 259ZM21 257H22V256H21ZM21 257H20V258H21ZM87 257H89V256H87ZM108 257H109V256H108ZM112 257H113V256H112ZM155 257H156V255H155ZM160 257H161V256H159V258H160ZM164 257H165V256H164ZM178 257H180V256H178ZM178 257H177V258H178ZM182 257H183V256H182ZM194 257H195V256H194ZM203 257H204V256H203ZM205 257H206V256H205ZM212 257H213V255H212ZM215 257H216V256H215ZM222 257H223V256H222ZM222 257H221V259H219V258H218V254H217V257H216V258H218L219 260H223L225 257H224V258H222ZM253 257H254V256H253ZM253 257H252V258H253ZM24 258H25V257H24ZM56 258H58V255L56 256ZM61 258H63V257H61ZM93 258H95V257H93ZM113 258H115V257H113ZM113 258H112V260H114ZM121 258H122V256H121ZM134 258H135V257H134ZM144 258H145V257H144ZM150 258H151V257H150ZM150 258H149V259H150ZM162 258H163V256H162ZM166 258H167V257H166ZM208 258H210V256L207 257V258H205V259L207 260ZM229 258H230V256H228V260H229ZM235 258H237V257H235ZM245 258H246V257H245ZM245 258H244V260H245ZM1 259H2V257H1ZM4 259H5V258H3L2 260H4ZM69 259H70V257H69ZM72 259H74V258H72ZM110 259H111V257H110ZM151 259H153V256H152ZM155 259H157V257H156ZM168 259H170V257H169ZM168 259H165V261L168 260ZM179 259H181V258H179ZM205 259H204L203 261H205ZM212 259H213V258H212ZM250 259H251V258H250ZM259 259H260V258H259ZM14 260H15V259H14ZM57 260H58V259H57ZM57 260H56V262H57ZM61 260H62V259H61ZM61 260H60V261H61ZM95 260H96V259H95ZM136 260H138V259H136ZM140 260H141V259H140ZM153 260H154V259H153ZM159 260H160V259H159ZM159 260H158V261H159ZM161 260H162V261H161ZM161 260H160V261L163 262V261H164V258L161 259ZM172 260H173V258H172ZM174 260H175V258H174ZM184 260H185V258H184ZM187 260H188V259H187ZM195 260H196V259H195ZM214 260L217 261V263L219 262V261L216 260L215 258H214ZM214 260H213V261H214ZM225 260H226V259H225ZM228 260H227V261H228ZM236 260H238V259H236ZM240 260H243V259H240ZM244 260H243V261H244ZM263 260H264V259H263ZM263 260H262V261H263ZM22 261H23V260H22ZM22 261H21V262H22ZM37 261H38V260H37ZM64 261H65V260H64ZM72 261H73V260H72ZM79 261H80V260H79ZM87 261H88V260H87ZM93 261H94V260H92V262H93ZM176 261H178V260H175V261H173V262L175 263ZM179 261H180V260H179ZM182 261H183V260H182ZM182 261H180V262H182ZM188 261H189V260H188ZM198 261H199V259H198ZM207 261H209V260H207ZM210 261H211V260H210ZM210 261H209V262H210ZM227 261H226V262H227ZM8 262H9V261H8ZM61 262H62V261H61ZM96 262H97V260H96ZM96 262L94 261V263H96ZM112 262H113V261H112ZM112 262H110V264H111ZM134 262H135V261H134ZM145 262H146V261H145ZM221 262H222V261H221ZM221 262H219V263H221ZM228 262H229V261H228ZM234 262H235V261H233V263H234ZM22 263H23V262H22ZM29 263H30V262H29ZM37 263H38V262H37ZM37 263H35V264H37ZM58 263H59V262H58ZM62 263H63V262H62ZM66 263H67V262H66ZM80 263H81V262H80ZM80 263H79V264H80ZM114 263H115V261H114ZM119 263H120V262H119ZM140 263L145 264L144 262H140ZM154 263H155V262H154ZM159 263H160V262H159ZM183 263H185V262H183ZM186 263H187V261H186ZM214 263L216 264V262H214ZM214 263H213V264H214ZM219 263H218V264H219ZM223 263H225V261H223ZM233 263H232V264H233ZM237 263H239V262H237ZM242 263H243V262H241V264H242ZM251 263H253V262H251ZM251 263H250V264H251ZM23 264H25V263H23ZM49 264H52V263H49ZM82 264H84V263L82 262ZM100 264H101V263H100ZM105 264H106V263H105ZM137 264H138V263H137ZM172 264H173V263H172ZM179 264H180V263H179ZM197 264H198V263H197ZM211 264H212V263H211ZM221 264H222V263H221ZM225 264H226V263H225ZM235 264H236V263H235ZM244 264H246V263H244Z\"/></svg>",
  "mask_w": 264,
  "mask_h": 264
}]
</instances>
